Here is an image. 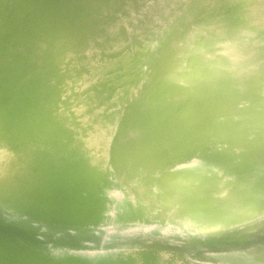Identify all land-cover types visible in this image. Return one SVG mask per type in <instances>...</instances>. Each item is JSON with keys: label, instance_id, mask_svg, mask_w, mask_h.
Returning <instances> with one entry per match:
<instances>
[{"label": "bare ground", "instance_id": "obj_1", "mask_svg": "<svg viewBox=\"0 0 264 264\" xmlns=\"http://www.w3.org/2000/svg\"><path fill=\"white\" fill-rule=\"evenodd\" d=\"M2 1V0H1ZM8 1V0H7ZM11 1V0H10ZM10 1H8L9 3H11V4H13L12 2H14V0H12V2H10ZM19 1V0H18ZM23 1V0H22ZM33 1H37V0H33ZM33 1L31 2L30 1V3H27V4H31V5H28L30 8H31V10H32V12H33V9H37L38 8V6L37 7H34V6H32L34 3H33ZM41 1V0H40ZM39 1V3H43V1L44 0H42L41 2ZM72 0H58L57 2L59 3L58 5L57 4H54V3H56L55 1H53L54 3V5L56 6H58V7H62V9H63V7H64V12H65V7H67V9H69L70 7H71V4L70 3H72L71 2ZM75 1V0H74ZM78 1V0H77ZM77 1L75 2L76 3V5L74 4V2L72 3V5L74 4L75 6H77V8H78V6L79 7H81L82 6V3H80V1H78L80 4H81V6L80 5H77L78 3H77ZM84 1V0H83ZM95 1H97V0H95ZM98 1H100V0H98ZM102 1V0H101ZM109 1V0H108ZM107 0L105 1L104 0V2L105 3H107L108 2ZM112 1V0H111ZM111 1H109L110 3H111ZM116 1V0H115ZM115 1H114V3H115ZM120 1V0H119ZM123 1H125V0H123ZM122 1V2H123ZM129 1V0H128ZM146 1V0H145ZM154 1V0H153ZM167 1V0H166ZM166 1L164 2L165 3V5H167L166 4ZM169 1V4L170 5H168V7L170 8L172 5H174L173 3H175V1L172 3V1L171 0H168ZM194 1H196V0H194ZM201 1V0H200ZM245 1V0H244ZM243 1V2H244ZM247 1V0H246ZM249 1V0H248ZM254 2H255V0H253ZM252 1V2H253ZM263 2H264V0H262ZM261 1V2H262ZM4 2H6V0L4 1ZM4 2H2V4H0V5H5L6 6V3H4ZM25 2V1H24ZM27 2H28V0H27ZM38 2V1H37ZM50 1H48V3H49ZM89 3L88 4H90V2L91 1H88ZM94 2V1H93ZM126 2H127V0H126ZM126 2H124V3H126ZM130 2V1H129ZM133 2H135V0H133L132 1V3H127V4H133ZM156 2H157V0H156ZM192 2H193V0H192ZM21 3V2H20ZM39 3H38V5H39ZM44 3H47V1H45ZM47 3V4H48ZM87 3V1L85 2V4ZM98 3V2H97ZM96 3V4H97ZM102 3V2H101ZM113 3V2H112ZM113 3V4H114ZM117 3H118V1H117ZM139 3V1H136V5ZM141 3H142V1H141ZM160 3H162V2H160ZM159 3V4H160ZM168 3V2H167ZM180 3V2H179ZM178 3V4H179ZM198 3V2H197ZM11 4H9V5H11ZM50 4V3H49ZM52 4V1H51V4L49 5L50 7H53V6H51V5H53ZM91 4H94V3H91ZM103 4V3H102ZM118 4H120V2L118 3ZM118 4H117V8L118 7H120V6H118ZM122 4V3H121ZM127 4H125V5H127ZM144 4V3H143ZM142 4V5H143ZM152 4H154L153 2H152ZM155 4H158V3H155ZM155 4H154V9H155V7L157 6H155ZM159 4H158V6H159ZM176 4V3H175ZM198 4H200V3H198ZM4 5H3V8L5 9V7H4ZM14 5H15V7L17 8V10H19L20 8H18V7H21V5H19V6H17L16 5V2L14 3ZM70 5V6H69ZM72 6L73 8L75 7V6ZM95 5V4H94ZM116 4H114L113 6H114V8L116 7L115 6ZM124 5V6H125ZM134 5V4H133ZM142 5H140V7L142 6ZM145 5V4H144ZM193 5H197L196 4V2H195V4H193ZM243 6L245 5V4H242ZM7 6H8V3H7ZM6 6V7H7ZM12 6V5H11ZM27 6V7H28ZM39 6H41V5H39ZM55 6H54V8H55ZM85 6V5H84ZM91 6V5H90ZM89 5H88V7H90ZM105 6V5H104ZM106 6H107V4H106ZM108 6H109V3H108ZM113 6L111 7V8H109V10L110 9H112L113 8ZM130 5H128L127 7H129ZM152 6V5H151ZM150 6V8H152ZM174 6H176V5H174ZM178 6V5H177ZM198 6V5H197ZM262 6H263V4H262ZM14 7V6H13ZM14 7V9H16ZM43 7H44V4H43ZM83 7V6H82ZM85 7H87V6H85ZM93 7V5L91 6V8ZM100 7H101V4H100ZM99 7V5H98V9L100 8ZM103 7V6H102ZM123 7V6H122ZM126 7V6H125ZM131 7V6H130ZM136 7V6H135ZM180 7V6H179ZM179 7H177V8H179ZM190 7H192V6H190ZM242 7V6H241ZM245 7V6H244ZM10 8V7H9ZM22 8V7H21ZM30 8H27V9H29L30 10ZM33 8V9H32ZM41 8V7H40ZM46 8H48V6L46 7ZM45 7L44 8H42V9H46ZM53 8V9H54ZM57 8V7H56ZM72 8V9H73ZM104 8V7H103ZM106 8V7H105ZM108 8V7H107ZM133 8H134V6H133ZM133 8H131L132 10H134ZM142 8H143V6H142ZM141 8V10H143ZM172 8H173V6H172ZM196 8V7H195ZM198 8V7H197ZM263 8H264V6H263ZM3 9V10H4ZM35 9V10H36ZM39 9V8H38ZM41 9V10H42ZM50 9H52V8H50ZM59 9V8H58ZM58 9L56 10V12L54 11H52V10H49V8H48V10H49V12H53V13H57V11H58ZM71 8L69 9V11H71L72 10ZM76 9V8H75ZM74 9V10H75ZM80 9V8H79ZM84 9V8H83ZM93 9V11L91 10V12L93 13V12H95L94 11V8H92ZM96 9V8H95ZM97 9V10H98ZM126 9V8H125ZM153 9V10H154ZM171 9V8H170ZM175 9V8H174ZM192 9H194V6L192 7ZM240 9H243V8H240ZM7 10H8V8H7ZM11 10H12V8H11ZM29 10L26 12V13H28L27 15H26V19L27 18H29L30 17V19L27 21V20H25L26 21V23L25 24H27V22H29V24H28V26L29 25H31L30 27H32L33 25H34V21H32V22H34L33 23V25H32V23H31V21L30 20H32V19H37V20H39V22L36 20V24L34 25V27H35V29H40L41 30V27L42 26H46V24L44 25V23H43V19L41 18V19H38L37 17H38V13L40 12L39 10V12L38 13H36V16L34 15L35 14V12H31V10H30V14H31V16H30V14H29ZM76 10H78V9H76ZM76 10H75V14H76ZM80 10H82V8L80 9ZM87 10V9H86ZM102 10V9H101ZM104 10V9H103ZM103 10L101 11L102 13H103ZM107 10V9H106ZM106 10H104V11H106ZM115 11H116V9H114ZM121 10V9H120ZM119 10V12H121ZM129 10V9H128ZM128 10H126V11H128ZM138 10V9H137ZM135 11V12H138V11ZM140 10V11H141ZM177 10V9H176ZM183 10V9H182ZM186 10V9H185ZM185 10H183V12L185 11ZM264 10V9H263ZM263 10H261V11H263ZM1 11V10H0ZM6 11V9L4 10V12ZM21 11H23V9H21ZM20 11V12H21ZM62 11V10H61ZM69 11H66L67 12V14H68V12ZM85 11V10H84ZM115 11H113V12H115ZM123 11H125V10H122V14H123ZM126 11H125V13H126ZM134 11H132V13L134 12ZM156 11V10H155ZM170 11V10H169ZM172 11H174V10H172ZM2 13V11L0 12L1 14V16L2 15H4L5 13ZM9 12H10V10H9ZM9 12L7 11L6 12V14L5 15H7V13H8V15L7 16H9V15H13V12L11 13V14H9ZM18 12V11H17ZM20 12H19V14H20ZM48 12V13H49ZM88 13H89V8H88V11H87ZM99 12H100V9H99ZM112 12V11H111ZM117 12H118V10H117ZM116 12V13H117ZM118 12V13H119ZM144 12H146V11H144ZM16 13V12H15ZM14 13V15H16ZM40 13H43L42 11L40 12ZM58 13H60V9H59V12ZM56 14V15H59V16H54V15H47V18L46 19H51L52 17H54L53 19H55V17L57 18V17H59L60 18V16H61V18L63 19L64 18V20L65 19H68L67 17H64V16H67L66 15V13H65V15H64V13L63 12H61L60 14ZM63 13V14H62ZM70 13V12H69ZM78 13H79V10H78ZM77 13V14H78ZM82 13V12H81ZM84 14L86 13V12H83ZM88 13L86 14V15H88ZM95 13H97V12H95ZM102 13H101V16H103L102 15ZM110 13V12H109ZM109 13H104V15H106V14H108L107 16H110L111 17V15L109 14ZM116 13H114L115 15H117ZM120 13V14H121ZM129 13V12H128ZM132 13H129V14H132ZM139 13H141V12H139ZM143 13V12H142ZM141 13V14H142ZM147 13V12H146ZM181 13V12H180ZM215 13H216V11L214 12V14H213V16H212V14H210L211 16L209 17V15H202V16H199L200 17V19H199V23H198V27H194V28H190L189 27V29H187L188 31V33H189V35L188 34H185V33H183V35H188V36H184L185 37V40H183V41H180L179 43H181V44H178V42H177V40L176 41H174L175 40V38H172V39H174L173 41H172V39L171 38H169L168 39V46H170V48L172 47L171 45L172 44H174L175 45V43L176 44H178V48L180 47L179 45H182L183 47H184V45H185V50H187V46H188V42L187 41H189V39H192V37H196V35H195V33L197 32V33H199L200 34V30L201 29H203V28H206V26L207 25H210V24H212V25H217L218 23H223L222 24V26L224 25V27L223 28H219V29H221V30H212V31H210V32H206L205 34L207 35L208 34V36H207V42L208 43H214V44H212V45H210L209 47H213V50H211L212 48H210L209 49V51H210V53H209V55H210V57H213V61H215L216 62V64H214L215 66L214 67H212V66H209V68L208 69H206L207 71H204V69L201 71V72H203L204 71V73L206 72V74H207V72H208V70L210 69V68H213L214 70L215 69H220V67H222V65H226L227 64V62L230 60H237L238 58H240L241 56H243V55H245V54H247V53H249L250 54V52H253V50L255 49V47H254V42H253V37L254 36H257V29L255 28V30H256V32H255V30H246V33L245 34H243L242 36H241V34L243 33V30L242 31H240V32H242V33H240L239 34V32H238V30L237 29H235V28H233L229 23H227L226 22V17L224 18V16L222 15V13L220 14V15H222V16H218L217 14L215 15ZM18 14V13H17ZM25 14V13H24ZM38 14V15H37ZM44 14H46V13H44ZM70 14H72V13H70ZM98 15H99V13H97ZM114 14H113V16H114ZM121 14V15H122ZM147 14H149V13H147ZM172 14H173V12H172ZM178 14V13H177ZM183 14V13H182ZM185 14H187V13H185ZM219 14V13H218ZM12 15H11V17H12ZM28 15H29V17H28ZM32 15L35 17V18H33L32 17ZM42 15V14H41ZM62 15H63V17H62ZM73 15H74V13H73ZM73 15H68V16H70V17H74ZM81 15V14H80ZM90 15V14H89ZM92 15V14H91ZM90 15V16H91ZM95 14H93L92 16H94ZM121 15H120V18H118L119 20L121 19ZM143 15V14H142ZM160 15H163V14H160ZM168 15V14H167ZM176 15V14H175ZM174 15V16H175ZM215 15V16H214ZM7 16L5 17V19L7 20H9V18H7ZM17 16V15H16ZM24 15H22V16H19L18 15V17H20V18H22ZM76 16V15H75ZM85 15H83L82 17H84ZM95 16H97V15H95ZM100 16V17H101ZM106 16V17H107ZM118 16V15H117ZM122 16H125V15H122ZM127 16V15H126ZM131 16V15H130ZM133 16V15H132ZM136 16L137 15H135L134 17L136 18ZM138 16L140 17V15L138 14ZM145 16H146V14H145ZM144 15L143 16H141L140 17V19H143V17L144 18H146ZM149 16H150V14H149ZM148 16V17H149ZM186 16V15H185ZM263 15L261 14V17H262ZM32 17V18H31ZM44 19H45V17H44V15L42 16ZM99 17V16H98ZM116 17V16H115ZM115 17H113L112 19L113 20H116V21H118L119 22V20H117V18H115ZM128 17V16H127ZM133 17V18H134ZM152 17V16H151ZM164 17V15L161 17V18H163ZM176 17V16H175ZM187 17V16H186ZM190 17H191V15H190ZM255 18L254 19H256V16H254ZM257 17H259V16H257ZM2 18L4 19V17L2 16ZM15 18V17H14ZM14 18H10V20L12 21V20H14ZM24 18V17H23ZM40 18V17H39ZM80 18H81V16H80ZM85 18H89V16H87V17H85ZM97 18V17H96ZM95 17H93V18H89L88 20H84L85 21V23H87V24H84V22H83V20H82V22H83V24H84V26H83V24L82 23H75L73 20H72V22L73 23H75V25H77V27H79V26H81L80 27V30L79 29H77L78 31H81V28L83 29V31L85 32V26L87 25V26H89V28H92L91 30H92V32H94V34H92L91 33V31H90V33H89V35L90 36H92V35H94V36H96L97 34H101V37H98V39L99 40H102V41H104L105 42V40H103L104 38H105V36L106 35H104V34H102L101 32H100V26H99V22H98V19H100V18H98V19H96ZM104 18V17H103ZM108 19H109V17H107ZM115 18V19H114ZM130 19L132 18V17H129ZM128 18V20L130 21V19ZM150 18V17H149ZM165 18H167L166 16H165ZM188 18V17H187ZM262 18H264V17H262ZM1 19V18H0ZM3 19H2V21H3ZM45 19V20H46ZM53 19H51V22H52V20ZM71 19V18H70ZM73 19V18H72ZM77 19H78V17H77ZM83 19V18H82ZM111 19V20H112ZM123 19V18H122ZM147 19V18H146ZM146 19H143V20H145L146 21ZM153 19V18H152ZM174 19V18H173ZM189 20H188V22L190 21V18H188ZM18 20V19H17ZM23 19H21V21H22ZM42 20V23L43 24H41L40 23V21ZM44 20V21H45ZM81 20V19H80ZM138 20V17H137V19L136 20H134V22L135 21H137ZM169 20H171V18L169 19ZM178 20V19H177ZM179 20L181 21V19L179 18ZM178 20V21H179ZM183 20V19H182ZM1 21V20H0ZM1 21V22H2ZM18 21H20V20H18ZM18 21H14V23H16V22H18ZM75 21H76V19H75ZM78 21V20H77ZM106 24H107V20L105 21V20H103ZM110 21V20H109ZM115 21V24L117 23ZM120 21H122V20H120ZM127 21V20H126ZM131 21L133 22V20L131 19ZM142 20H140V21H137V22H141ZM150 21H152L153 22V20H151L150 19ZM168 21V20H167ZM184 22H185V18H184V20H183ZM243 21V20H242ZM6 22H8V21H6ZM13 22V21H12ZM12 22L10 23V24H12ZM47 23V25L48 24H50V26H53V24H55L56 25V23H57V25H59L58 23V20H57V22H56V20H53V24L52 23ZM56 22V23H55ZM61 22H62V20H61ZM60 22V23H61ZM64 22V21H63ZM66 22L68 23V22H70L71 23V25L73 24L71 21H68V20H66ZM79 22H81V21H79ZM102 22V21H101ZM100 22V23H101ZM114 22V21H113ZM112 22V24H114ZM128 22V21H127ZM126 22V23H127ZM134 22L132 23V24H134ZM148 22V21H147ZM161 22V21H160ZM166 22V21H165ZM19 23H21V22H18V24H17V26H19ZM23 24H24V21L22 22ZM105 23L103 24V25H105ZM109 23V22H108ZM111 23V22H110ZM120 23V22H119ZM131 23V22H130ZM144 21H143V24H142V26H143V28H144ZM155 23V22H154ZM162 23V22H161ZM189 23H191V22H189ZM243 23V22H242ZM241 23V24H242ZM245 23V22H244ZM2 24H4V23H2ZM1 24V25H2ZM22 24V25H23ZM21 25L20 26V29H25L26 27H28V26H26V25ZM52 24V25H51ZM62 24V23H61ZM121 24H124V26H126L125 25V23L122 21V23ZM136 24V26H137V28H141V27H139L140 25H141V23L139 24V25H137V23H135ZM148 23H146L145 25H147ZM166 24H167V22H166ZM166 24H164L163 25V27L166 25ZM170 24H171V21H170ZM185 24V23H184ZM187 24V23H186ZM185 24V25H186ZM197 24V23H196ZM240 24V25H241ZM4 25H6V26H8L7 24H4ZM12 25H15V24H12ZM57 25H56V27H54L53 26V28H55V30L56 29H58V30H60V26H62V25H60L58 28H57ZM70 25V26H71ZM101 25V24H100ZM120 25V24H119ZM129 25V23L127 24V26ZM172 25V24H171ZM171 25H169V26H171ZM173 25H175V24H173ZM178 25V24H177ZM180 25V24H179ZM184 25V26H185ZM188 25V24H187ZM190 25V24H189ZM188 25V26H189ZM245 25V24H244ZM16 26V25H15ZM24 26H25V28H24ZM49 26V27H50ZM68 26V25H67ZM67 26H65V27H67ZM86 26V27H87ZM115 26V25H114ZM131 26V25H130ZM129 26V28H131ZM155 27L154 25H153V23H152V25H150V27L149 26H147L149 29H151L152 30V28L151 27ZM156 26H158V25H156ZM161 26H162V24H161ZM160 26V27H161ZM181 26V25H180ZM191 26V25H190ZM239 26V25H238ZM0 27H2V26H0ZM5 27V26H4ZM4 27H2L1 29L4 31V32H6L7 31V28H6V31L4 30ZM10 27V26H9ZM22 27V28H21ZM63 28H64V25L62 26ZM61 27V28H62ZM110 26H108V28H106V29H110V31H108V32H111V30L113 29V27H112V29L111 28H109ZM117 27H119V26H117L116 25V27H114L115 29H117V30H119L120 31V29H118ZM121 27V26H120ZM146 27V26H145ZM159 27V26H158ZM159 27V28H160ZM166 27H167V25H166ZM171 27H173V28H175V26H171ZM208 27V26H207ZM245 27V26H244ZM249 27V26H248ZM251 27V26H250ZM253 27V26H252ZM11 28H12V26H11ZM10 28V29H11ZM20 33L21 32H23V31H25V30H19L17 27H15ZM47 27H45V29H46ZM62 28V29H63ZM69 28H71V27H69L68 26V29ZM98 28L100 29V30H98ZM105 28V27H104ZM104 28H102V32H103V29ZM124 28V27H123ZM133 28V27H132ZM136 28V29H137ZM168 28V27H167ZM166 28V29H167ZM218 28V27H217ZM236 28H238V27H236ZM10 29H8V30H10ZM15 29V30H16ZM27 29V28H26ZM37 29V30H38ZM44 29V28H43ZM41 30L42 31V33H44L45 31H49V30ZM66 30V32L68 31V32H70V33H65V36H66V34H70L69 36H71L72 34H75L74 32L76 31V29L74 28H71L70 30H72L73 32L71 33V31L70 30ZM147 29V28H146ZM155 29V28H154ZM162 29V31H164V29H165V27H164V29L163 28H161ZM208 29H209V27H208ZM208 29H206L207 31H209ZM243 29V28H242ZM245 29V28H244ZM12 30V29H11ZM10 30V31H11ZM13 30H14V28H13ZM12 30V31H13ZM15 30L12 32V33H14L15 32ZM52 30V29H51ZM50 30V31H51ZM57 30V32H58V34L56 35V36H58L60 33H59V31ZM87 30V29H86ZM95 30V31H94ZM122 30V29H121ZM125 30H127L126 28H125ZM129 30V29H128ZM135 30V28L134 29H132V31H134ZM144 30H145V28H144ZM148 30V29H147ZM157 30V29H156ZM168 30V29H167ZM169 30H171V28L169 29ZM173 30L174 29H172L171 31L173 32ZM176 30V29H175ZM3 31H1L0 30V32H3ZM18 31H16L17 33H18V35H20L19 34V32ZM31 30H29V32H30ZM32 31H34L33 30V27H32ZM61 31V30H60ZM63 31V30H62ZM65 31V30H64ZM64 31H63V33H64ZM77 31V32H78ZM83 31H81V32H83ZM113 31H115L114 29L112 30V32ZM123 31V30H122ZM121 31V32H122ZM132 31L129 33L128 31H127V33L128 34H131L132 33ZM154 32H155V30H153ZM153 31H149V32H151V33H153ZM186 31V30H185ZM200 31V32H199ZM262 31V30H261ZM261 31H259V33L261 32ZM15 32V35H16V38L17 37H19L18 35H17V33ZM38 32L39 31H34L33 33H35V35H37L38 34ZM53 32V31H52ZM50 33V34H52L53 35V33ZM56 32V31H55ZM54 32V33H55ZM76 32V33H77ZM84 32H83V34H84ZM100 32V33H99ZM105 32V31H104ZM135 32H139V29H137L136 31H134V34H135ZM149 32H147V34H151V33H149ZM156 32H158V31H156ZM156 32H155V34H156ZM161 32V30L159 31V33ZM165 32H167L168 33V31H166L165 30ZM171 32V33H172ZM179 32V31H178ZM7 33L8 32H6V36H8L7 35ZM11 33V34H12ZM28 33V31L26 32V34ZM31 33V32H30ZM33 33L31 34V35H33ZM37 33V34H36ZM86 33L88 34V30L86 31ZM114 33V32H113ZM113 33H111V35L113 34ZM126 33V32H125ZM137 33H136V35H137ZM141 33H143V32H141ZM146 33V32H145ZM164 33V32H163ZM162 33V35H164ZM1 34V33H0ZM10 34V35H11ZM23 34H25V33H23ZM21 35V36H24L23 38L24 39H26V34L25 35ZM29 34V33H28ZM79 34V33H78ZM82 34V36L81 37H84V35ZM117 34H119V33H117V31H116V34L115 35H117ZM122 34V33H121ZM140 34V33H139ZM158 34V33H157ZM172 34H175V33H172ZM177 35L179 34V33H176ZM218 34V35H217ZM256 34V35H255ZM2 35V34H1ZM4 35V34H3ZM2 35V39H3V37L5 36H3ZM10 35H9V37H10ZM14 35V36H15ZM35 35H33V37H32V39L33 38H35ZM39 35H40V33L38 34V36H36V37H39ZM42 35V34H41ZM40 35V36H41ZM45 35H46V33L43 35V37H45ZM49 35V34H48ZM63 36H64V34H62ZM114 35V34H113ZM112 35V37L110 36V34H109V36L111 37V38H113L114 36ZM123 35V34H122ZM124 35H127V34H124ZM132 35L133 34H131V35H129V36H131L132 37ZM135 35V36H136ZM143 35V34H142ZM146 35V34H145ZM154 35V34H153ZM161 34H159V36H160ZM168 35V34H167ZM167 35H165V37L167 36ZM180 35H182V34H180ZM205 35V36H206ZM29 36H30V34H29ZM56 36H55V34H54V36H49V37H55V38H53V39H59V38H62L61 36L59 37V38H56ZM65 36H64V38H65ZM68 36V35H67ZM73 36V35H72ZM71 36V37H72ZM76 36H78V35H76ZM87 36V35H86ZM86 36H85V38H86ZM89 36V37H90ZM102 36H103V38H102ZM119 40H121V35L119 34ZM129 36H124V37H129ZM138 36H140V35H138ZM146 36H148V35H146ZM150 36V35H149ZM172 36V35H171ZM173 36H175L176 37V35H173ZM179 36V35H178ZM219 36H221L222 38V40H219L217 37H219ZM261 36H262V34H261ZM1 37V36H0ZM11 37H13V34H12V36ZM42 37V36H41ZM40 37V38H41ZM48 37V36H47ZM79 37H80V35H79ZM78 37V38H79ZM89 37H88V39H89ZM107 37V36H106ZM144 37V36H143ZM161 37V36H160ZM182 37V36H181ZM259 37H260V35H258V40H256V41H259ZM5 38V37H4ZM20 38V37H19ZM29 38H31V37H29ZM40 38H38L39 39V42L40 41H42ZM75 37L73 36V39H74ZM77 38V40L75 39V40H73V47H75L74 46V43L76 42V41H78L79 39L80 40H82L81 38H79L78 39ZM85 38H84V40H85ZM117 38V40H118V37H116ZM116 38H114V39H116ZM130 38V37H129ZM133 38H135V37H133ZM147 38H149V37H147ZM153 37H151L150 39H152ZM154 38H156L155 37V35H154ZM163 38L164 37H161V39H162V41H163ZM255 38H257V37H255ZM263 38V37H262ZM8 39V37L6 38V40ZM22 39V38H21ZM31 39V40H32ZM36 40H37V38H35ZM35 39H33V40H35ZM45 40H47L46 39V37L44 38ZM65 39H69L68 37L67 38H65ZM59 40V41H62V44L65 46L66 44H69V43H67V40ZM93 40H95L96 39V37H94V38H92ZM92 39H90V40H88V42L89 41H91L92 42V44H91V42H89L91 45H93V40ZM125 39V42H126V38H124ZM131 39V38H130ZM141 39V38H140ZM140 39H138V40H140ZM143 39V38H142ZM146 39V38H145ZM160 39V40H161ZM166 39V38H165ZM164 39V40H165ZM176 39H179V38H176ZM183 39V38H182ZM233 40L232 42H231V44H229V42H230V40ZM251 39H252V44L250 45V43H251ZM1 40V39H0ZM3 40H5V39H3ZM16 40V39H15ZM27 40V39H26ZM28 40H30V39H28ZM45 40L44 41H42V42H45ZM54 40V41H55ZM70 40V39H69ZM84 40H83V42H84ZM97 40V39H96ZM108 40V41H107ZM107 42H109V40L111 41H113V39H108V37H107ZM119 40H118V42H119ZM137 39H135V40H133V42L131 41V40H129L128 42H129V44H130V41H131V43H133L134 45H135V42H137L136 41ZM147 40V39H146ZM157 40H158V38H157ZM157 40H155V41H157ZM160 40H158V42L160 41ZM181 40V39H180ZM255 40V39H254ZM261 40V39H260ZM18 41V42H17ZM17 41H15V42H17L16 44H15V42H14V44L17 46L18 45V43L20 42V41H22V40H17ZM50 41V40H49ZM48 41V43H50L49 44V47L53 44V43H51L52 41H50L49 42ZM64 41H66L65 43L66 44H64ZM72 41V40H71ZM71 41H70V44H69V46H71ZM86 41V40H85ZM115 41V40H114ZM124 41V40H123ZM135 41V42H134ZM144 41V40H143ZM155 41H153L154 42V44L153 45H157V43H155ZM166 41V40H165ZM179 41V40H178ZM206 41V40H205ZM205 41L203 42V40H202V43L204 44L205 43ZM263 41V40H262ZM24 42V41H23ZM32 42V48L33 47H37V45H40V44H43V46H38L39 48L41 47V48H43V47H46L47 45H45L44 46V43H40V44H37V43H39V42H36L35 43V45L33 44L34 42L33 41H31ZM69 42V41H68ZM81 42L80 44H79V42H78V44H79V49H80V46H84V44L86 43V42ZM87 42V43H88ZM96 42H98V41H96ZM101 42V41H100ZM146 41H144V43H145ZM152 42V41H151ZM150 42V43H151ZM152 42V43H153ZM171 42H173L172 44H171ZM186 42V43H185ZM193 42V41H192ZM264 42V41H263ZM26 43V42H25ZM22 44L21 46H23V45H26V44ZM28 43V42H27ZM58 43V42H57ZM60 43V42H59ZM103 43V42H102ZM121 43V42H120ZM149 43V42H148ZM151 43V44H152ZM167 43H164V45H166ZM188 43V44H187ZM255 43H257V42H255ZM13 44V43H12ZM21 44V43H20ZM20 44H19V46H20ZM28 44H31V43H28ZM37 44V45H36ZM54 44H56V43H54ZM54 44L52 45V46H54ZM76 45H78L77 43H75ZM82 44V45H81ZM105 44H106V42H105ZM113 44V43H112ZM112 44H111V46L110 45H108L110 48H112V49H108L109 47H106L108 50H109V53H110V50H113L112 51V53H116V52H114V51H116L117 49H119V45H118V48L116 49L115 47H117V44H116V46L115 45H113V46H115L114 48H113V46H112ZM128 44V43H127ZM127 44H126V48H130L129 46H127ZM136 44H138V43H136ZM142 43H140V45H141ZM149 45V46H152V47H149V49L151 50V48L153 49V48H155L156 47V45H155V47H153V45ZM159 44V43H158ZM187 44V45H186ZM205 44H207V43H205ZM10 47H13V51H14V45H11L10 43L8 44ZM62 45V46H63ZM98 45L101 47V49H102V47H103V45L100 43V44H98L97 43V45L95 44V46H97L98 47ZM107 45V44H106ZM131 45V44H130ZM163 45V44H162ZM173 45V46H174ZM201 45V47L199 48L198 46V49H201L202 48V44H200ZM253 45V50L250 48L251 46ZM257 45V44H256ZM261 45H263V44H261ZM6 46V45H5ZM19 46L18 47H15V51L14 52H16L15 54H17V50H16V48H19ZM20 46V47H21ZM68 46V45H67ZM86 46V45H85ZM84 46V48L86 49V50H88L87 49V46L85 47ZM89 46V45H88ZM94 46V45H93ZM121 46H122V44H121ZM136 46V45H135ZM143 46V45H142ZM142 46H140L142 49H143V51H142V53H144V49L146 48L147 49V47L145 46V48L144 47H142ZM181 46V47H182ZM204 46V45H203ZM206 47H208V44L207 45H205ZM258 46V45H257ZM25 47H31V45L30 46H25ZM25 47H23V48H25ZM48 47V48H49ZM97 47H94V48H97ZM99 47V48H100ZM132 47V46H131ZM139 47V46H138ZM158 47V46H157ZM156 47V48H157ZM161 48H159V50L160 49H162L163 47L162 46H160ZM166 47V46H165ZM182 47V48H183ZM263 47H264V45H263ZM263 47H262V49H263ZM7 48L9 49V47L7 46ZM38 48V49H39ZM47 47H46V49L48 50L47 52H46V55H48V52L50 51H52V50H50V48L48 49ZM57 48H60V47H58L57 46ZM56 48V50L58 51V49ZM92 48V47H91ZM91 48H90V50H89V52L88 53H93V50H91ZM103 48H105V46L103 47ZM105 48V49H106ZM157 48V49H158ZM168 48V47H167ZM176 48V47H175ZM174 48V49H175ZM6 49V47L4 48V50ZM8 49H7V54L9 55L8 57L6 56V54H3L2 56L0 55V57L1 58H3V59H5V62L6 61H10L8 58L10 57V59L13 61L14 59H15V61L19 58V55H21L22 53H20V51L22 52V50H20V49H22V48H20L19 50L20 51H18V53L19 54H17V56H15V57H17V58H15L14 56L13 57H11V55L13 54L12 52L13 51H11V50H9L11 53H9V51H8ZM10 49H12V48H10ZM29 49H31V48H29ZM46 49H45V51H46ZM51 49H55L54 47H51ZM61 50H63V49H65V48H60ZM60 49H59V51L58 52H60ZM75 49V48H74ZM115 49V50H114ZM122 49H124V48H121L120 50H122ZM131 49V48H130ZM137 49V48H136ZM135 49V50H136ZM141 49V50H142ZM166 49V48H165ZM165 49H163V50H165ZM169 49V48H168ZM181 49V48H180ZM197 49V48H196ZM259 49H260V51L262 50L261 49V46L259 45ZM258 49V50H259ZM2 50H3V48H2ZM23 50H26V49H23ZM36 50H37V48L35 49V53L33 52V54H36L37 52H36ZM71 50V49H70ZM77 50V49H76ZM98 50V49H97ZM97 50H95V54L94 55H96V51ZM107 50V51H108ZM125 50V49H124ZM127 50V49H126ZM133 50H134V48H133ZM138 50H139V52H140V48H138ZM149 50V51H150ZM184 49H181L180 51H183ZM257 50V49H256ZM255 50V51H256ZM32 51H34V48L31 50V52ZM38 51V50H37ZM40 51V54H41V51H42V53H43V51H44V49H41V50H39ZM66 51L67 52H69L67 49H66ZM72 51V50H71ZM71 51H70V53H68V54H72L71 53ZM81 51V54H80V57H79V54H78V57H79V59H81V56H82V53L85 51L84 49H83V52H82V49L80 50ZM100 51V53H107L105 50H103V51H105V52H101V50H99ZM130 52H131V50H129ZM148 51V52H149ZM155 51L156 52H158L156 49H155ZM174 51H176V50H174ZM177 51H179V50H177ZM180 51H179V53H180ZM194 51V50H193ZM204 51H206L207 52V49L205 50H203V52ZM208 51V52H209ZM259 51V52H260ZM263 51V50H262ZM5 52H6V50H5ZM24 52V55L28 52V50H27V52L26 51H23ZM49 52V53H50ZM52 52H54V53H56L55 51H52ZM62 52V51H61ZM63 52H64V50H63ZM86 52V51H85ZM127 52V51H126ZM134 52V51H133ZM138 51H137V53L136 54H138L139 53ZM146 52L147 51H145V53L144 54H146ZM151 52H154V51H151ZM161 52H163V51H161ZM160 52V53H161ZM165 52V51H164ZM186 52V51H185ZM192 52V51H191ZM190 52V53H191ZM196 52V51H195ZM39 53V52H38ZM77 53H80V52H77ZM87 53V54H88ZM97 53H98V51H97ZM118 53H120V52H118ZM121 53H123V51L121 52ZM159 53V54H160ZM176 53H178V52H176ZM175 53V54H176ZM178 53V54H179ZM190 53L188 52L187 53V55L189 54L190 55ZM31 54V53H30ZM37 55V56H41L42 57V55ZM44 54H45V52H44ZM58 54V53H57ZM56 54V56H55V54L53 55V57H56V58H58V56H60V54H58L57 55ZM66 55H67V53H65ZM75 54V53H74ZM85 54V53H84ZM92 54V55H93ZM102 54H101V56H102ZM113 54V55H114ZM144 54H142V55H144ZM149 54H150V52H149ZM149 54L147 55V58H148V56H149ZM158 54V53H157ZM167 54V53H166ZM177 54V55H178ZM181 55H182V53H180ZM196 54V53H195ZM253 54V53H252ZM252 54H251V56H252ZM254 54H256V55H258V57L261 59V57L264 55V52H260V54L262 55H260L259 53H258V51L256 52V53H254ZM5 55V56H4ZM23 55V56H24ZM51 54H49V56H50ZM63 55H64V53H63ZM66 55H64V57H66ZM90 55V54H89ZM112 55V54H111ZM113 55H112V58H113ZM118 55H120L121 56V54H118ZM118 55L116 56L117 57V59L119 58H121V57H118ZM123 56L125 55V54H122ZM141 55V56H142ZM154 54H151V56H153ZM156 55V54H155ZM154 55V56H155ZM185 55V54H184ZM194 55V54H193ZM192 54H191V56L192 57H194ZM206 55V54H205ZM4 56V57H3ZM22 55H21V57H23ZM26 56H27V54H26ZM31 56V58L29 59L30 61L32 60V59H34V58H32V54L30 55ZM34 57H35V55H33ZM69 56H72V55H69ZM75 56V55H74ZM87 56L88 55H86V57L85 58H87ZM100 54L98 53V55H97V58L95 57V56H91V60L89 59L88 61H87V59H85L86 61V64L83 62L82 63V61L84 60H80L81 61V65H84L85 64V70L87 71V73H88V71H90V69H91V75H92V68H94V70L95 69H97L98 70V72H96L97 73V75H98V77L100 78H94V76L92 75V77H93V79H97V81H99V80H101L102 81V79H104L103 80V82L104 81H106L105 83H108V82H111V78L109 79L108 77H107V75H111V73H112V75H113V73H114V71L116 72V69L115 68H117L116 66L118 65V63H116L115 62V64H110V62H108L110 65H108V63L106 64L105 62L107 61L106 60V57H108V53H107V56H105L104 58H105V62L104 61H102L103 60V57H102V60H97V59H99L100 57ZM122 56V57H123ZM130 56V55H129ZM129 56L127 55V57L129 58ZM137 57H138V55H136ZM158 56H160V55H158ZM158 56H156L157 58H158ZM163 56V54L161 55V57ZM180 56V55H179ZM178 56V62L177 63H179L180 61H179V59H180V57ZM191 56L189 57V58H191ZM203 56H204V54H203ZM246 56V55H245ZM6 57H7V59H6ZM28 58H29V54H28V56H27ZM26 57V59H28ZM41 57H39L38 58V60H36V61H38V62H41V60H40V58ZM77 57V56H76ZM75 57V58H76ZM83 57H84V55H83ZM130 57H133V59H135V58H137V57H134L133 56V54H132V56H130ZM172 57V56H171ZM187 57V56H186ZM210 58L209 56H204V58ZM1 58H0V64H5V65H3L4 66V68H2V67H0L1 69V71L2 70H5V66H6V70H8L9 69V66L10 67H12L13 68V65H15L16 63H19L20 61H21V59L19 60L18 59V61L19 62H15V64L14 63H12V66L11 65H9L8 64V62L7 63H3V61L4 60H2L1 61ZM25 58V57H24ZM43 58V57H42ZM68 57H66L65 59H67ZM109 58H111V57H109ZM109 58H107L108 59V61H109ZM114 58H115V56H114ZM113 58V59H114ZM124 59L126 58V57H123ZM122 58V59H123ZM125 59L124 61L126 62L127 60L128 61H130V60H133V59ZM146 57L145 56H142L141 58H139V59H141L142 60V63H147L148 62V59L146 58V61L144 62V60L143 59H145ZM155 58V57H154ZM153 58V59H154ZM160 58V57H159ZM158 58V59H159ZM188 58V57H187ZM195 58V57H194ZM193 58V59H194ZM247 58V57H246ZM250 58V57H249ZM263 58H264V56H263ZM262 58V59H263ZM45 59L46 58H44V60L43 61H45ZM62 59L63 60H61V56H60V62H61V64H62V62L64 61V58H63V56H62ZM76 59H78V58H76ZM78 59V60H79ZM94 59H96L97 61H98V63L96 62V63H94L95 62V60ZM101 59V58H100ZM122 59L120 60V61H117V62H121L122 61ZM138 59V60H139ZM156 59V58H155ZM163 58H161V60H162ZM164 59H167V58H164ZM193 59H191V61H193ZM251 60H252V58H250ZM261 59V60H262ZM35 60H32L33 62L35 61ZM54 61H55V59H53ZM57 60V59H56ZM68 60V59H67ZM72 60V59H71ZM74 61H75V59H73ZM72 60V61H73ZM94 60V61H93ZM110 60H112V59H110ZM116 60V59H115ZM170 60V58H168V60H166V61H169ZM172 60V59H171ZM175 60V59H174ZM174 60H172L173 62H174ZM177 60V59H176ZM194 60H196V58L194 59ZM240 60V59H239ZM251 60H249L250 61V65H252V63H251ZM254 60V59H253ZM252 60V61H253ZM24 61H26V60H23V61H21L20 63H22V62H24ZM35 61V62H36ZM49 64H50V61H49V59L48 60H46ZM72 61H70V65H71V62ZM128 61H127V63L126 64H128ZM140 61V60H139ZM138 61V62H139ZM149 61H150V58H149ZM155 61V60H154ZM154 61L152 62V63H154ZM164 60H162L161 62H163ZM172 61H170V62H172ZM182 61V60H181ZM199 61V60H198ZM2 62V63H1ZM26 62H28L29 63V61H26ZM47 62H44V64L45 63H47ZM53 62V61H52ZM57 62V61H56ZM58 62H59V58H58ZM58 62H57V64H58ZM65 62H67V61H65ZM77 62V65L79 64L78 63V61L76 60L75 61V63ZM124 62V63H125ZM133 62H135L134 60L132 61V65L134 64ZM138 62L137 63H135V65L136 64H138ZM150 62V63H151ZM157 62H160V61H156V63ZM158 63L159 64V66L161 67V65L163 66V68L161 67H159V66H156L157 64L156 63H154V64H156V65H154V66H156L157 68L159 67L161 70H163V71H160V72H162V74H163V72H165L166 71V73H167V71H168V69L170 68L169 66V63L167 62L166 63V65L169 67H167L166 66V68H164L165 67V62L164 63ZM172 62V63H173ZM197 62V61H196ZM19 63V64H20ZM27 63V64H28ZM42 63V62H41ZM69 63V62H68ZM75 63H72V66L75 64ZM122 63H123V61H122ZM142 63H141V65H142ZM145 63V66L146 65H149L150 63L148 62L147 64ZM230 63V62H229ZM232 63H235V62H231V64ZM256 63V62H255ZM255 63H253V64H255ZM263 63H264V60H263ZM7 64H8V66H7ZM24 64L25 63H23V66H21L20 68H22V67H24V68H26V66H24ZM26 64V65H27ZM30 64H31V62H30ZM44 64L42 63V66H44ZM48 64V65H49ZM60 63H59V65H61ZM63 64H65V63H63ZM67 64V63H66ZM66 64L65 65H61V66H59V65H57V66H59V68H63L64 66H66ZM120 65H122L121 63H119ZM126 64H125V66H123V67H126ZM131 64H129V65H131ZM140 64V63H139ZM136 65L135 67H139V66H141V65ZM258 64V65H257ZM257 64L255 65V66H258V67H260L259 68V70H262V74H260V75H263L264 74V68H261V65H259L260 63H258L257 62ZM262 64V63H261ZM17 65V64H16ZM21 65V64H20ZM34 65H35V63H34ZM39 65V64H38ZM37 64L35 65V67L37 66V68H35L36 69V73H38L37 72V69L39 70V69H41L42 70V72L43 73H45V72H50V70H51V68L49 69L48 67H47V65L46 66H44L45 68H48V70L49 71H45L44 70V67L43 68H38V67H40L41 65H39L38 66ZM69 65V64H68ZM80 64L78 65V67H76V70L74 69L73 70V72H72V70H70V68H75V67H70L69 66V68L68 69H66V71L65 72H63V71H61V73H59L60 71H58L57 72V74H60V76L58 77L56 74H55V76H57L58 77V81H57V79L55 78V76L54 77H52L53 79H55L54 80V82L55 81H57L56 83H58L59 84V78L63 75V76H66L65 75V73L66 72H68L69 70L72 72V76H74L75 77V75H73V74H85V73H83V70H81L82 71V73L79 71L80 70V68H79V66H81ZM120 65H118V66H120ZM129 65H127V67L129 66ZM152 65V64H151ZM183 65V63L182 64H178V66H182ZM228 65V64H227ZM235 66H237V69H239L238 68V65H236V64H234ZM233 65V66H234ZM249 65V67H252V66H254V65H252V66H250ZM1 66V65H0ZM18 67H19V65H17ZM30 66V65H29ZM28 65H27V68H30V70L31 69H33L31 66H32V64H31V66L29 67ZM50 67H52V66H54V65H49ZM143 66V65H142ZM150 66V65H149ZM154 66H153V68H154ZM234 66V67H235ZM7 67H8V69H7ZM55 67H56V64H55ZM82 67V66H81ZM96 67V68H95ZM126 67V68H127ZM130 67H131V69H132V67H134V65L133 66H129V68H127L128 70L130 69ZM147 67V66H146ZM146 67H144V68H142V69H144V72L142 73V72H140V73H142V75L143 74H145L146 75V77H144V75L142 76V78H140V77H138L139 78V80H144V79H147L148 80V82L149 81H151V78H155V77H153V76H155L156 74L155 73H157V74H160V73H158V69L156 70V71H154V69H151L152 68V66H151V68H148L147 67V69L145 70V68ZM156 67H155V69H156ZM183 67H185V66H182V68L181 67H179L181 70L183 69ZM228 67H231V69L233 68L232 66H230V64H229V66ZM228 67H226V68H228ZM248 67V68H249ZM263 67H264V65H263ZM16 67L14 66V70L16 71L18 68H16ZM19 68V69H20ZM58 70H59V68L58 67H56ZM78 68H79V70H78ZM119 68V67H118ZM117 68V69H118ZM140 68V67H139ZM179 68H178V70H179ZM242 67L240 66V69H241ZM13 69L10 71V70H8V71H6L7 72V74H6V72H4V71H2V72H4L5 73V75L7 76L8 75V73L9 72H11V73H14L13 72ZM18 69V70H19ZM125 69V68H124ZM123 69V71L124 72H121V74H123V73H125V70H126V72L128 71L127 69H125L124 70ZM138 69V68H137ZM137 69L135 70V68H133L132 70L134 71V72H131V70H130V74H131V76H132V73L134 74V76L136 75V76H140V75H137V73H138V71H137ZM141 69V70H142ZM219 69H218V71H219ZM230 68H228V70H229ZM230 69V70H231ZM235 69V68H234ZM258 69V68H257ZM24 70H26V69H24ZM24 70H23V72H24ZM27 70H29V69H27ZM40 70V71H41ZM45 72H44V71ZM62 70H64V68L62 69ZM68 70V71H67ZM93 70V71H94ZM96 70V71H97ZM122 70V67H121V69H120V71ZM141 70H139V71H141ZM165 70V71H164ZM221 70V69H220ZM224 70V74H222V71ZM222 71H220L221 72V78H219L218 79V81H220V85H222V86H230L231 87V89H234L235 87H243V86H245L248 82H251L252 81V79H253V74L254 73H261L260 71H255V69L253 70V69H251V70H245L244 72H242L241 70H239L241 73H242V75H241V73H239V71H237L236 70V73L238 72L239 73V75L238 74H236V75H233V73H235V72H229V74L226 72L225 73V69H223ZM233 70V69H232ZM1 71H0V77L2 76V74H3V76H5L4 75V73H1ZM19 71H22V69L21 70H19ZM32 71V70H31ZM53 71V68H52V70H51V75H52V73L54 74V72L56 71V69H54V71ZM69 71V72H70ZM77 71L79 72V73H77ZM119 71V70H118ZM117 71V72H118ZM143 71V70H142ZM217 71V72H218ZM23 72H22V75H21V82H23L24 83V81H25V79H27L26 77L28 76L29 77V75H26V77H25V74H27V73H31V72H27V71H25V73L23 74ZM27 72V73H26ZM34 72V74H32ZM33 72L31 73L32 75H35L36 73H35V71L33 70ZM68 72V73H69ZM75 72V73H74ZM95 72V71H94ZM137 72V73H136ZM169 72V71H168ZM215 72H216V70H215ZM16 73H18V71H16ZM16 73H15V77H16ZM40 73V72H39ZM43 73H41L40 75H42ZM56 73V72H55ZM64 73V74H63ZM87 73L85 74V75H87ZM119 73V72H118ZM129 73V72H128ZM139 73V74H140ZM204 73H202V74H204ZM233 75V76H235L236 78L239 76V78L237 79V80H231L230 78L231 77H229V75H231V74ZM62 74V75H61ZM80 74H79V76H80ZM94 74V73H93ZM116 74L117 73H115L114 74V77L116 76ZM120 74V73H119ZM119 75V76H121L120 78L122 79V81H123V77H122V75ZM170 74V73H169ZM168 74V76H171V75H169ZM206 74H204L205 76H206ZM10 75H13V74H9L8 75V77L10 78ZM19 75H20V72H19ZM19 75L17 74V76L19 77ZM24 75V78L22 77ZM37 75V74H36ZM35 75V76H36ZM40 75H38L39 76V79H40ZM46 73H45V76L43 77V75H42V77H41V82L39 81V80H37V81H39L40 83H42V78H44L45 79V77H46ZM50 75V74H49ZM48 75V78L51 76H49ZM68 75V74H67ZM71 74H69L68 76H70ZM83 76L84 78H86V77H88L89 76V78H92V77H90L91 75H90V73H89V75H87V76ZM96 75V74H95ZM97 75H96V77H97ZM111 75V77H113ZM126 76V74H123V76ZM219 75H220V73H219ZM238 75V76H237ZM241 75V76H240ZM3 76H2V79H4L3 78ZM5 76V79L6 78H8V77H6ZM14 76V75H13ZM13 76H11V77H13ZM53 76V75H52ZM62 76V77H63ZM71 76V78H73ZM78 75H76V77H79ZM118 76V75H117ZM157 76V78H158V76H160L161 78H164L165 76L167 77V75H165V73H164V75H162L161 76V74L160 75H156ZM164 76V77H163ZM33 77L34 76H32V77H30V78H28V81H29V79H32L31 81H34L33 80ZM75 77V78H76ZM83 77L82 78H80V80L82 79L83 80ZM130 80L132 79V77L130 78L129 76H127ZM172 77V76H171ZM199 77H203V75H199ZM206 77H208V75L206 76ZM206 77L204 78V80L206 79ZM8 78V79H9ZM17 78V77H16ZM51 78V77H50ZM66 79H67V77H65ZM65 78L63 77V78H61V79H64L65 80ZM70 78V77H69ZM71 78L69 79V80H67V81H70L71 80ZM74 78V79H75ZM89 78H86V79H88V81L87 82H89V81H91L92 79H90L89 80ZM106 78H108L107 80H106ZM119 78V79H120ZM128 78H127V81H128ZM136 79H138L137 77H135ZM134 77H133V79H135ZM148 78H150V79H148ZM168 78V77H167ZM166 78V79H167ZM233 78V77H232ZM1 79V78H0ZM1 79V80H2ZM8 79H6V80H8ZM10 79H12L13 81H18L19 79L17 78L16 80H15V78H10ZM24 79V80H23ZM53 79H52V81H53ZM60 79V80H61ZM77 79H79V78H77ZM119 79H117L116 78V82H118V80ZM125 79H126V77H125ZM125 79H124V81H125ZM133 79H132V81L131 82H134V83H132L133 85L132 86H134V84H135V88H136V86L137 85H139L140 86V83H139V81L137 82V81H133ZM152 79V80H153ZM165 78L164 79H162V80H166ZM169 80H170V78H168ZM208 80H209V78H207ZM5 80V81H6ZM50 80V83L49 84H51V79H49ZM81 80V81H82ZM112 80H113V78H112ZM158 80H161L160 78L158 79ZM157 80V81H158ZM161 80V81H162ZM169 80H167V81H169ZM172 81H174L175 79H173V77H172V79H171ZM170 80V81H171ZM228 80V81H227ZM4 80H2L1 82H0V84L2 83V84H4L3 82H5ZM9 82L11 81V80H8ZM6 82V83H9V82ZM30 81V82H31ZM45 81V80H44ZM47 81V80H46ZM45 81V82H46ZM76 81V80H75ZM80 81V82H81ZM84 81H85V79H84ZM100 81V82H101ZM123 81V82H124ZM166 81V82H167ZM168 82V83H172V82ZM176 82H180L179 80H175ZM200 81V78H199V80H198V83H200L199 82ZM201 81H203V80H201ZM207 80H205L204 82H206ZM227 81V82H226ZM21 82H17L21 87H23L22 85H21ZM30 82H28L29 84V86L31 87H34L35 86V84H37V83H39V82H37L36 83V81H34V83L35 84H33V83H30ZM54 82H52V84L54 83ZM66 82V81H65ZM65 82H63V83H61L60 84V86L62 87V85L64 84L65 85V89L64 88H61L62 89V93H61V95L60 96H62V94L64 93L63 91H66V84L67 83H65ZM71 82V81H70ZM74 82V80L72 81V83ZM77 82H79L78 80H77ZM121 81L119 80V82L117 83V84H119ZM126 82V81H125ZM124 82V83H125ZM130 82V83H131ZM139 83V84H137L136 85V83ZM147 82V81H146ZM146 82L144 81L143 83H142V81H141V83H142V86H143V84L146 86ZM159 82V81H158ZM165 82V81H164ZM165 82V83H166ZM176 82H173L174 84L176 83ZM196 82H197V80H196ZM11 83V82H10ZM10 83H9V85H10ZM48 83V82H47ZM46 83V84H47ZM56 83H54V84H56ZM76 83V82H75ZM75 83H73V84H75ZM83 85H86L84 82H81ZM93 80H92V83H89L90 85H91V87H90V89H92V85H93ZM128 82H126V84H127ZM130 83H128L127 85H130ZM154 83V87L152 86V85H150L151 83H147V86L149 87V86H151L153 89L154 88H156L157 86V84L154 82V81H152V84ZM160 83V82H159ZM167 83V84H168ZM203 83V82H202ZM1 84V85H2ZM13 84V83H12ZM26 84H27V82H26ZM25 84V85H26ZM31 84H33V85H31ZM43 84V83H42ZM45 84V83H44ZM45 84V85H46ZM50 85V89H51V91H52V86L54 85ZM57 84V85H58ZM68 84H70V83H68ZM82 84H80L79 83V85H82ZM88 84V83H87ZM97 85H98V82L96 83ZM111 84H112V82L110 83V86H111ZM114 84H116V83H113V85ZM117 84H116V86H113V87H116L115 89H118L117 88ZM161 84V83H160ZM166 84V85H167ZM5 85V84H4ZM4 85H2V86H4ZM7 85V84H6ZM6 85L4 86V89H6V90H8V88L6 87ZM19 85H18V87H19ZM28 85H27V87H28ZM44 85V86H45ZM48 85V84H47ZM46 85V89L48 88V86ZM56 85V86H57ZM71 85V84H70ZM70 85H68V88H69V86ZM77 85H78V83H77ZM89 85V86H90ZM108 86L106 87V89L109 87V84H107ZM120 86H125V84H123V85H121V84H119ZM119 85H118V87H119ZM159 85V84H158ZM161 85H164V86H162V88L163 87H165V84L164 83H162ZM161 85H159V86H161ZM169 85L170 84H168L167 86L169 87ZM179 85H180V83H179ZM2 86H0L1 88H3ZM11 86H12V88H11ZM10 86V89L12 90L13 88H14V86L13 85H11ZM56 86H53L54 88L56 87ZM60 86H59V88H60ZM88 86V87H89ZM94 86H96L95 85V83H94ZM102 86V83L101 84H99V86H98V88L99 87H101ZM104 86V85H103ZM106 86V85H105ZM112 86H111V88H112ZM131 86V85H130ZM139 86H137V87H139ZM146 86V87H147ZM156 86V87H155ZM159 86H158V88H159ZM171 86L172 87H170V88H175V90L173 91L174 93H175V91L178 89V88H180L179 86H178V84H177V87L178 88H176V87H174L173 86V84H171ZM175 86H176V84H175ZM181 86V85H180ZM183 86V85H182ZM181 86V87H182ZM15 87H17V85L15 86ZM21 87H19V88H15L16 90L18 89V90H23V89H25L24 87H23V89L21 88ZM39 87H42V85L40 84V86L38 85V87H37V85H36V89H37V91H38V88ZM71 87V89L70 90H76L77 92L75 93V95L73 94V96H76L75 98H77V96H79L80 95V93L78 92V90L75 88V89H72V86H70ZM73 87H74V85H73ZM75 87H77V86H75ZM82 87V89H83V86H81ZM86 87H87V85H86ZM86 87L84 86V88L86 89ZM125 87L127 88V90L125 89ZM125 87H123V89H125L124 91H123V89L122 88H120V89H122V92H126V91H129L130 90V92L131 93H134V95H130V93L128 92V95H130V96H132L131 98L132 99H134L133 98V96H135L136 98H138V97H140L141 95L143 96V94H141L140 95V93H138V95H135L136 93L135 92H132L131 91V89H130V87H129V90H128V86H125ZM141 87V86H140ZM139 87V88H140ZM146 87H145V89H146ZM167 87V89H166V91L164 90V92H165V95L163 96V94H162V97H163V99L165 100V98H169V96H167V90L168 91H170L171 89L170 88H168ZM0 88V90H3V89H1ZM43 88V87H42ZM79 88H80V86H79ZM78 88V89H79ZM96 88V87H95ZM111 88H109L110 90H111ZM132 88V90L134 89V87H131ZM139 88H137V89H139ZM143 88H144V86H143ZM141 89L139 92H141L142 91V93H144V97H145V93H147L148 92V95L151 93H153L152 91H148V89H150V88H148L147 89V91L145 90L144 91V89ZM158 88H156V89H158ZM162 88H160V89H162ZM184 88V87H183ZM9 89V90H10ZM14 89V90H15ZM33 89H35V88H33ZM41 88H39V90H40ZM44 89H45V87H44ZM50 89H48V90H50ZM90 89L88 88V90H89V92H90ZM103 89H105L104 87H103ZM103 89H102V93L105 95V93L107 92V94H106V96H104L102 93H101V96L103 95L105 98H107L108 96H110V95H108L109 93H108V91H103ZM113 89V88H112ZM114 89V90H115ZM119 89V90H120ZM136 89V90H137ZM164 89V88H163ZM163 89H162V91H163ZM181 89V88H180ZM6 90H3V91H5L6 92ZM10 90V91H11ZM15 90V93L17 92ZM28 90V89H27ZM43 89H41V91H38V92H40V94H42L41 92H43V91H46V90H43ZM47 90V92H51V91H48ZM60 90V89H59ZM70 90H67V91H70ZM84 90V89H83ZM87 90V91H88ZM95 90H98L97 88L95 89ZM100 90V89H99ZM155 90V89H154ZM173 90V89H172ZM172 90L170 91L171 93H172ZM179 90V89H178ZM177 90V91H178ZM183 90V89H182ZM13 91V90H12ZM11 91V95H10V93H5V95L7 94V95H10V96H12L13 97V95H14V91L12 92ZM53 91H54V89H53ZM52 91V92H53ZM56 91L58 92V89L56 88ZM55 91V92H56ZM66 91V93H68ZM134 91V90H133ZM158 91V90H157ZM162 91H160L159 90V94L155 91V93H157V94H155V93H153L156 97H158V95H159V97H161L160 95V93H162ZM198 91V90H197ZM243 91H245V90H243ZM242 91V92H243ZM1 92V91H0ZM21 92V91H20ZM19 91H18V93H20ZM34 92H36L35 90H34ZM33 91H31L30 93H32V94H28L29 96H28V98L30 97V96H32L33 95V93H34ZM73 92V91H72ZM83 92V91H82ZM85 92H86V90H85ZM85 92H83L84 94H85ZM97 92V91H96ZM110 92V91H109ZM112 92H116V91H113L112 90ZM121 92V91H120ZM120 92H116L118 95H116V96H118V97H116L117 99L118 98H120V96H126L127 94H123L122 93V95H120ZM200 91H198V94H201V93H199ZM202 92H204V94H205V91H202ZM18 93H16V94H18ZM29 93V92H28ZM37 93V92H36ZM45 92H43V94H44ZM48 93V94H49ZM60 93V92H59ZM77 93H79V95H76ZM87 93V92H86ZM91 93H94V87H93V91H91ZM169 93V92H168ZM38 94V93H37ZM37 94H36V96L35 97H37L38 98V96H37ZM39 94V95H40ZM47 93H45V95H46ZM47 94V95H48ZM56 93H53V94H49L50 96L52 95H55ZM65 94V93H64ZM88 94V93H87ZM96 94V93H95ZM150 94V96H152ZM179 94H181L180 93V91H178V95ZM195 96H197L195 93H193ZM256 94H258V93H256ZM1 95V97L2 96H4V94L2 93V94H0ZM19 95V94H18ZM59 95H55V96H59ZM65 95H67V94H65ZM68 95H70V96H72L71 95V93H69ZM68 95H67V97H68ZM92 94H90V96H91ZM94 95V94H93ZM92 95V96H93ZM97 95V97H98V95H100V93L99 94H96ZM96 95H94V97L93 98H95L96 99ZM114 97H115V95H114V93L112 94ZM175 95H177V94H175ZM189 95V94H188ZM186 96V97H192V95H190V96ZM206 95V94H205ZM209 95V93L207 94V96ZM213 95V96H212ZM212 95H211V93H210V96L212 97V98H214V97H216L215 96V94H213L212 93ZM17 96V95H16ZM34 96V95H33ZM32 96V97H33ZM43 96V95H42ZM50 96H48V97H50ZM81 96H82V94H81ZM81 96L80 97H78L79 99L81 98ZM89 96V95H88ZM101 96L99 97V98H97L98 100H97V102L99 101V105L100 106H98V105H95L96 103H95V99H93V98H90V99H92L91 101H94V103L93 104H91L92 105V107H91V105L89 106V104H85L84 105V107L86 108V110H87V105L89 106V109L91 110V109H93V106H94V108L97 106V107H100V108H98V112H100V117H101V115H102V117L103 118H101V119H104V120H102V121H105V120H107L106 118H107V113L109 112V110H108V108L109 109H111L113 106H115V104H114V102H117V104L119 103H121V100L123 101V100H125L124 101V103L122 102L121 103V105H122V109H123V106L125 105V103H126V99H128V97H129V99H130V96H126L125 98L126 99H119L120 100V102H119V100H116V98H114L113 96V98L115 99V101H114V99H112V98H109V99H111V100H113V101H108L107 102V100H108V98L106 99V102H105V98L103 97V99H101ZM141 96V97H142ZM195 96H194V98H195ZM204 96L203 95V93H202V95H198V98L196 97V99H191L190 98V101L191 102H189V104L188 103H185L184 105H187L186 107H185V109H184V106L182 105L181 106V104H180V106L181 107H183V109H181V108H178V111H176V113L178 114V113H180V114H178V115H176L175 113V115H176V117L174 118H172L171 116L173 115V114H171V112L173 111V112H175L174 110H172L173 108L172 107H170V106H168V105H166L165 104V102L164 101H162V103L163 104H165L166 105V107L168 106L169 108H167V109H171L170 110V113H168V111L169 110H165L164 109V107L162 106L161 108H159V106H161L162 104H161V101H159L158 103H157V105L156 106H158V108L159 109H161V110H159L160 111V113L162 112V114H163V112L165 113V111H166V113L165 114H163L164 116H162L160 113H159V111H157L156 109H158L157 107L155 108L154 107V110L156 111V112H154L156 115H157V118L155 117L156 115H153L154 117V119H155V121H158L161 117L160 116H162V121H160L162 124H159V121L157 122V124H155V121H154V124H153V118L151 119L152 120V124H153V127L154 126H157L158 124H159V126L158 127H160V129L162 128L163 129V131H165L166 132V134H167V137L168 136H170V137H172L171 139L173 140V138L174 137H176L177 136V138H175L174 140H179V141H171L170 140V138L168 137L167 139H169V140H166V137L165 136H163V137H165V139L164 138H162V139H164L165 140V142H164V140L162 141V142H164V145H166L165 143H166V141H167V143H169V144H172V143H175L176 145L179 143V145H180V143H185L184 144V147L186 146V148H187V150H188V152L190 151L189 149H188V147L190 146V143H192L193 144V142H197V140H198V142L201 140V138L203 137V138H205V137H207V136H200V134L202 135L203 134V131H202V129L205 131L206 129H205V127H203L202 125L206 122H208V120L206 121V119L208 118V116H209V114L211 113V114H213V113H215L214 111H213V113L212 112H210V111H212V110H214L215 108L217 109V110H219V112H220V114H219V112H217V110H216V112L217 113H215V114H217V115H220L219 117H220V121H216L217 123H218V125H214V127H213V129H212V133L213 134H209V136H211V135H213L214 136V133H217V135L215 134V136H217V137H221L222 138V136L224 135V133H225V137H226V131L228 132V133H232L234 130H236V126L234 125V123L232 122V124L233 125H230L231 123H227V122H225V121H223V118H224V114H222V113H225V109H223V108H217V107H213L212 108V110H208V109H205V106H206V104L208 103V102H210V100H212V98L211 99H209L210 98V96ZM253 96V95H252ZM251 96V97H252ZM25 98H24V100H26L27 99V96H24ZM34 97V98H35ZM54 97V96H53ZM52 97V98H53ZM56 97V98H57ZM83 98L85 97V95L84 96H82ZM111 97V96H110ZM121 97V98H122ZM140 97V98H141ZM154 97V96H153ZM158 97V98H159ZM174 97V98H173ZM176 96H174V94L171 96V99H176L175 98ZM181 97L183 98L184 97V99L186 100L187 98H185V96H183V95H181ZM180 97V95H179V97H177V98H181ZM8 98V97H7ZM7 98H2V99H0L1 100V103H3V101L2 100H4V99H7ZM10 98V97H9ZM8 98V99H9ZM14 98V97H13ZM12 98V99H13ZM17 98V97H16ZM31 98V97H30ZM51 98V97H50ZM50 98H48V99H50ZM51 98V99H52ZM60 98H62V99H64L63 97H60ZM59 97H58V100L60 99ZM69 98V97H68ZM67 98V99H68ZM75 98H74V100H75ZM124 98V97H123ZM143 98V97H142ZM141 98V100L143 101V99ZM156 99L157 101L159 100V99H162V98H159V99ZM168 98H167V100H168ZM181 98V99H182ZM253 98V100H254V98H256V96L254 97H252ZM259 99H258V101H257V99H255L256 100V103L257 102H261V104H262V102L264 101V99H263V101H261V99L262 98H260V97H258ZM8 99L6 100V101H4V103L6 102V103H8L9 101H8ZM11 99V100H12ZM19 99H22V97L20 96L19 97ZM42 99V97H39V99H31L32 101H30L31 103H33V101H35V100H37V102H38V100H41ZM45 99H47V97L45 98ZM54 99H55V97H54ZM66 99V98H65ZM65 99L64 100H59V101H61L62 102V104H64L63 103V101H65ZM78 99V100H79ZM88 99V97H85V103H87L86 102V100ZM89 99V100H90ZM128 99V100H129ZM180 99V100H181ZM183 99V100H184ZM251 99V98H250ZM30 100V99H29ZM53 100V99H52ZM58 100H56V101H58ZM78 100H76V101H78ZM88 100V101H89ZM138 100V99H137ZM147 100H148V103H147V101L145 102V100H144V102H143V105H141V101L139 100V102H140V104H137V102H136V99H135V101H134V103H136L135 104V106H136V109L138 108V105H139V110L140 111H143V110H145L147 107L148 108H151V105H152V103L153 102H150L151 104H150V106L149 105H147V104H149V101L150 100H153V98H149V96H147ZM166 100V101H167ZM169 100H170V98H169ZM168 100V101H169ZM178 100V99H177ZM177 100H175V102L177 101ZM180 100H179V103H180ZM185 100H184V102H185ZM21 101V100H20ZM55 100L54 101H52V103H54V105H55V102H56ZM58 101V102H59ZM71 101L72 100H70V103H71ZM75 101V102H76ZM81 100H79V102H80ZM154 101V100H153ZM156 101V102H157ZM171 101V100H170ZM169 101V102H170ZM187 101H189V98L187 99ZM13 102H15L14 100L12 101V103ZM16 102L18 103L19 101H17V99H16ZM15 102V103H16ZM22 102V101H21ZM25 102H27V100L25 101ZM41 102V101H40ZM40 102H38V104L40 103ZM46 102V105L45 106H47V105H50L49 104V102H51V100L49 101V100H47V101H45ZM44 102V103H45ZM67 103H69L68 102V100L66 101ZM74 102V101H73ZM138 102V103H139ZM172 102H174L173 100L170 102V103H168V102H166L167 104H172V106H173V104L175 103H172ZM178 102V101H177ZM184 102H182V100H181V103H184ZM252 102V101H251ZM254 103H255V101H253ZM17 103L15 104V106H16V109H18L17 108V106L18 107H22L23 108V106L22 105H17ZM22 103H24V102H22ZM28 104H29V102H27ZM27 103H25V106L26 105H28ZM48 103V104H47ZM52 103H51V107H49V106H47V107H45V106H43V108L45 109V111H46V108H47V110H48V112L49 111H54L53 109H55L57 106H58V104H57V106L55 107L54 106V108H52L53 106H52ZM77 103L78 102H76V105H77ZM82 105H83V99H82V101L80 102ZM88 103H91V102H88ZM112 103L114 104L113 106H112ZM127 103H130L129 105H130V107H131V104L132 105H134V103H132V102H130V101H128ZM179 103H178V105H179ZM10 104H11V101H10ZM9 103L8 104H5L6 105V109H7V105L9 106L10 105ZM14 104V103H13ZM34 104V103H33ZM35 104H36V101H35ZM34 104V105H35ZM37 104V105H38ZM43 104V103H42ZM62 104H61V106H58V109H59V111L58 112H60V109H62L63 107H65L66 108V106H67V104H65V105H63L62 106ZM109 105V104H111V107H107V113L105 112V111H103V109H105V107H106V105ZM116 104V105H117ZM118 104V105H119ZM161 104V105H160ZM176 105H177V103H175ZM260 103L257 105V104H255L256 106H261V107H264L263 105H264V102H263V104L261 105ZM4 105V106H5ZM37 105H35V106H37ZM41 105V104H40ZM72 105H74V104H71L70 106H72ZM117 105V106H118ZM121 105H119V106H121ZM126 105H128V104H126ZM128 105V106H129ZM146 105V106H145ZM153 105H155V103H153ZM164 105V106H165ZM176 105H174V106H176ZM1 106H3V105H1ZM15 106H13L12 105V107L14 108ZM75 106V105H74ZM78 106V105H77ZM134 106V107H135ZM140 106L142 107V108H140ZM144 106L146 107V108H144ZM173 106V107H174ZM254 107V108H257V107ZM11 107V106H10ZM9 107V108H10ZM28 107H29V105H28ZM30 107H33V108H31L32 110L33 109H36V108H34V106H30ZM48 107H49V109H48ZM62 107V108H61ZM82 107V106H81ZM81 107H80V109H81ZM97 107H96V110H97ZM125 107V106H124ZM133 107V106H132ZM131 107V108H132ZM153 107V106H152ZM165 107V108H166ZM176 107H179V106H176ZM3 108V107H2ZM1 107H0V109H2ZM5 108H3L4 110H5ZM25 108V107H24ZM24 108L22 109V110H24ZM39 109H40V107H38ZM52 108V110H50ZM85 108H84V113H83V109H81L82 110V112L81 113H83L84 115H86V116H88L89 114L87 113V114H85L86 112V110H85ZM125 108H127V107H125ZM124 108V109H125ZM131 108L129 109V107H128V109L131 111ZM163 108V109H162ZM21 108H19V110H20ZM29 110H30V108H28ZM28 109H27V106H26V108H25V110H27V112H28ZM41 109H42V107H41ZM41 109L39 110L40 111V114H42V115H44L43 113H42V111H41ZM64 109V108H63ZM63 109L61 110V112H63ZM70 109V108H69ZM77 109H79V108H77ZM88 109V110H89ZM128 109H125V110H128ZM133 109V108H132ZM136 109H135V111H134V109L131 111V112H134L133 114L134 115H132V113L130 114V113H126V115H130L129 117H127L125 114H124V117L126 116V118H128L129 120H134L135 119V117L136 116H138V114H136ZM152 109V108H151ZM180 109V110H179ZM3 110V111H4ZM18 110V111H19ZM24 110V111H25ZM43 110V109H42ZM87 110V111H88ZM90 110H89V112H90ZM95 110V111H96ZM102 110V111H101ZM138 109H137V113H140V115L142 116V117H145V116H149V115H151V113H148V115H146L147 113H143V112H140ZM181 110H183L182 112H181ZM1 111V110H0ZM8 112H9V114L10 113H12V112H14V113H16L15 111H13V109L11 108L10 109V111H12V112H10L9 110H7ZM17 111V112H18ZM56 111V110H55ZM64 111H66V109L64 110ZM70 111H72V110H69V112ZM75 111V113H77V115L78 116H80V112H79V114H78V112L76 111V110H74ZM80 111V110H79ZM127 111V112H128ZM139 111V112H138ZM148 111H151V110H149V109H147V112ZM196 111V112H195ZM224 111V112H223ZM21 112H23V111H21ZM26 112V111H25ZM23 112L24 114H26V116H27V114L28 113H31V111L30 112ZM33 112H35L36 113V111H32V113ZM44 112V111H43ZM48 112H46L47 114H48V117H49V113ZM57 112V113H58ZM69 112H67V113H69ZM94 112V110L92 111V113ZM97 111L96 112H94V116L98 119V122L100 123V122H102L101 121V119H100V117H97V116H99V115H97V114H99ZM106 114H105V113ZM145 112H146V110H145ZM152 112V111H151ZM153 112H152V114H153ZM172 112V113H173ZM195 112V113H194ZM199 112V113H198ZM200 112L202 113V114H200ZM13 113V114H14ZM19 114H20V116H21V113L20 112H18ZM22 113V114H23ZM34 113V115H37V114H39V112H38V109H37V114H35ZM54 113V112H53ZM52 113V115H50V116H53L54 117V115L55 114H53ZM66 113V112H65ZM66 113V114H67ZM92 113H90V116L89 117H91V118H93V121H94V116H93V114ZM96 113V114H95ZM192 113L193 114H197V115H193V116H198L199 114L201 115V117H200V120L198 119V117L196 118V119H198V120H196V119H194L193 118V120H195L194 121V123H198L199 121H200V124L198 123L197 124V126H196V124H192V122L193 121H189V120H192L190 117H192L191 115H192ZM3 114V115H2ZM7 114V113H6ZM9 114L7 115V117H5L4 116V112L3 113H0V115L3 117H5V119H4V121H6L7 122V118H8V122H10V121H12V120H10L9 119V117H14L13 116V114H12V116L10 115L9 116ZM19 114L17 115V113H16V117H17V119L19 120L20 118H19ZM39 114V118L42 116V115H40ZM83 114H81V115H83ZM91 114H92V116H91ZM103 114L106 116V117H104L103 116ZM136 114V115H135ZM143 114H145V115H143ZM158 114H160V116L158 117ZM171 114V115H170ZM58 115H59V113H58ZM60 115H62V116H64L62 113L60 114ZM59 115V117L61 118L62 116H60ZM68 115V114H67ZM71 115H73L72 113H71ZM133 117H132V116ZM199 115V116H200ZM217 115H214L213 114V119L211 118V116H210V118L213 120V122L215 121L214 119H216V117H217ZM227 115H230V114H226V116ZM236 115V116H235ZM9 116V117H8ZM23 116V115H22ZM21 116V117H22ZM25 116V117H26ZM29 117H30V115H28ZM69 116V115H68ZM73 116H75V115H73ZM78 116H76L77 118H78ZM86 116H84V118L86 117ZM135 116V117H134ZM152 116V115H151ZM151 116H149L148 117V119L149 120H147V121H149L148 123H146V122H142L141 121V123H140V120H141V117L139 116V117H136V119L135 120H137V118L139 119L140 118V120L138 121V124L139 125H141L142 123L143 124H145L144 126H143V124L141 125V127H143V128H141V127H139L141 130L143 129V131H141L140 130V132H146L145 130H147L146 128H148L149 126H147L146 127V125H148L149 123H151V121H150V118H151ZM174 116V115H173ZM214 116H216L215 118H214ZM232 116H233V120L234 121H237L236 120V118H238V115L235 113V111L233 112V114H232ZM2 117H0V118H2ZM3 117V118H4ZM29 117H26V119L24 118V117H22L23 119H25V120H27V118H29ZM36 117H38V115L36 116ZM48 117H46L45 119L46 120H48L47 121V123H48V125H49V123H51L50 121H52L51 119V117H49V118H51V119H47ZM56 117H58L57 116V114H56V116L54 117V119L56 118ZM83 118V116H80V119L78 118L77 120L79 121V120H82V118ZM88 117V118H89ZM123 117V116H122ZM123 117V118H124ZM130 117H132L131 119H130ZM21 118V119H22ZM63 118V117H62ZM64 118H66V116L64 117ZM70 118V117H69ZM68 118V119H69ZM72 118L73 117H71V121H72ZM87 118V119H88ZM91 118H89L90 119V121H92L91 120ZM125 118V119H126ZM146 118V117H145ZM159 118V119H158ZM210 118H209V120H210ZM218 118V117H217ZM226 118V117H225ZM232 119V117H229V116H227V118H226V120L227 119ZM12 119H14V118H12ZM16 119V118H15ZM17 119H16V121H17ZM29 119H31V121L29 120V122H33V121H39L40 122V120L42 119V120H45L44 118H42L41 117V119H39V120H36V119H38V118H36V119H32V116H31V118H29ZM58 119V121L59 122H61L60 120H59V118H57ZM67 119V118H66ZM64 120V119H62L63 121H67V120ZM89 119L86 121V120H84V121H80L81 122V124H86V122H88L89 121ZM96 119V120H97ZM143 119V118H142ZM45 120V121H46ZM75 120H76V118H75ZM75 120H74V122H75ZM129 120H126V123H128L129 122ZM131 120V121H132ZM133 121V123H131L130 122V124H137V122L136 121ZM205 122H204V121ZM212 120H210L211 122H212ZM219 120V119H218ZM1 121H3V119H1ZM28 121V120H27ZM62 121V125H64V126H66L65 124H67V126H70L71 124H75V123H73V121H72V123L70 122L69 123V121H70V119H69V121H68V123H65V122H63ZM128 121V122H127ZM143 121H145V119L143 120ZM189 123H188V122ZM198 121V122H197ZM210 121L208 122V123H210ZM228 122H230L229 120H227ZM7 122V123H8ZM21 121L19 120L18 122H13L14 123V125L16 124V123H18V124H16V126H14L13 128L15 129V127H18L19 126V124H21L20 123ZM23 122H25L26 123V121H24L23 120ZM28 122V123H29ZM38 122V123H39ZM55 122L57 123V120L55 119ZM58 122V124L57 125H60V128H62V126H61V123H59ZM85 122V123H84ZM134 122H136V123H134ZM187 122V123H186ZM202 122V123H201ZM1 123V122H0ZM3 123V122H2ZM7 123H5L6 124V126H8L7 125ZM13 123H10V124H12L13 125ZM28 123H26V124H28ZM31 123H30V125H28V126H31ZM34 123V122H33ZM33 123H32V125H33ZM37 122L36 123H34V125L36 126L37 124H38ZM43 123V122H42ZM41 122H40V124H42ZM46 122H45V124H47ZM53 123H54V120L52 121V124H50V125H52L53 126ZM63 123H65V124H63ZM91 124H89V123H87V125L85 126V128L87 127V130H88V132H89V127H92V126H94V129L97 127L96 125H92L93 123L95 124H98L99 125V123H97V121H94L93 123L92 122H90ZM104 124H105V122H103ZM192 124V126H191V124ZM216 123V124H217ZM5 124H4V126H5ZM9 124V123H8ZM22 125V127H21V125H20V127L22 128V131H20L19 129H18V131H20V135H17V136H15L16 135V133L15 132H13L12 133V131L14 130V129H11L12 127L11 126H9V127H6V128H4L6 131H7V128H10L9 130H12L11 132H10V134L12 133V135H10V134H8V135H10L11 137L13 136V134L15 133V138L16 137H18V139H17V143L19 144H21V143H23L24 141H25V139L24 138H26L25 136H24V134H26V133H23L22 134V132H23V130H25L26 132H27V130H29L30 131V129H32V131L34 132V134H31V131L30 132H28V133H30L29 135L31 136L30 137V139L32 138V136L33 135H35L37 132H40L41 130H43L42 128H47V126L44 124V125H42V126H44V127H40V125L38 124L37 125V127L39 126L40 127V129L41 130H38L37 132L34 130V126H32V127H30V128H28L27 129V125ZM55 124V123H54ZM69 124V125H68ZM77 124V123H76ZM79 124V123H78ZM90 126H89V125ZM101 124L102 123H100V125L99 126H101ZM122 124V123H121ZM202 124V125H201ZM213 124V123H212ZM212 124H204V126L206 125V127L207 126H212ZM215 124V123H214ZM2 124H0V126H1ZM18 125V126H17ZM56 125V124H55ZM54 125V126H55ZM56 125V126H57ZM80 125V124H79ZM92 125V126H91ZM139 125H136V127L135 128H137V126H139ZM150 125V124H149ZM193 125H195L194 127H196V128H199V126H200V128H201V130H198V132H199V135H197L198 134V132L196 133V131L195 130H197L196 128L194 129L193 128ZM3 126V125H2ZM24 126H25V128L26 129H24ZM52 126H50L51 128H47V129H45L44 128V133H46L47 135H48V133H49V135H48V137L50 136H52V138H54V139H52V138H49L48 140H50V139H52V140H50V142L48 141V140H46L48 137H45V135H44V133H42L41 132V134L42 135H39L40 133H38V136H39V138H42V136L44 135V137L45 138H42V139H44V140H46V141H48V142H46L45 144H43V146H45L46 147V145H48L47 146V148L46 149H43V150H45V152L44 151H42L41 152V150H39V151H36V149H40L41 147H43V146H41L40 144L43 142H45L44 140L40 143L39 142V138H37L36 136H34L33 138H36L38 141H36V140H34V141H36V142H34L32 139V143L34 142V144H36L35 145V147L37 146L38 147V145H39V147L38 148H34L35 149V151H34V153L32 152L34 149H32L33 148V146H32V148H31V146L30 145H28V147H27V149H26V147H24L25 148V150H28V149H30L31 148V152L33 153V155L31 154V152L30 153H28L29 154V156L31 155V159L33 158V160H29L28 161V159H26V161H25V158L24 157H22L25 153L24 152H21L20 154H22V156L20 155V154H18L19 152H14V154L12 153L13 151L12 150H14L15 151V149L13 148V147H11V145L13 144V142H15L16 141V139H15V141H11L10 139H11V137H10V139H8L9 138V136L7 135V133L6 132H3L2 131V129L3 128H1V130L0 131H2L1 133H0V137H4V140H5V138L6 137H8V138H6V142H1L0 141V145H1V143H3L2 144V146L1 147H3V145H7L9 148H12V150L11 149H9L8 147L6 148V150L8 149V152H9V150L10 151H12V152H9V153H11V155H15L16 156V153H17V156H18V158H16V157H13V156H10V158L11 157H13V158H16V162L15 161H13L14 159L13 158H9V153L6 151V152H2V153H8L9 155H5L6 156V158L8 157L9 158V160L11 161L12 159V161H11V165H13L14 163H17V161L20 159V161H23V162H19L20 164H14L13 166H11V165H7V162L9 161V160H5V158H4V161H6V164H3V163H5L3 160H2V158H3V155H2V153L0 154V156H2L0 159V163H2L1 165V169H0V264H181V256L180 255H185V254H187V252H188V249L189 248H193V247H196V246H194V245H189L188 243H182V245H175V244H172L170 241H168L167 239H164V238H159V237H156L155 239H153V241L150 243V244H147V243H144V242H142V244L141 245H143V247H144V249H145V251H143L142 252V254H144L145 256H142L141 258L139 257V259H138V254L136 253V251H134V250H132V249H129V248H131L130 246H128V247H122V249H118L120 252L119 253H121V254H123L124 255V257L126 258L127 256V254H128V256H130V257H127V259H123V260H118V259H116V258H113L112 256H113V253H115L116 251L118 252V250H116V251H108L109 253H112V254H108V252H105L104 254H108V255H112L111 257H109L108 255H106V257L105 256H103V257H105V258H102V256L100 255L101 253H96L95 255H92L93 257H95V256H97V254L98 255H100V256H98V257H100V259H96V261H93V260H95V258H97V257H95L94 259H92L91 260V258H93L91 255V257L90 256H88L89 254H86L87 255V258L88 259H90V260H88V261H91V262H85V261H87V260H84V258H86V256L85 257H83V260H80L79 259V257L82 259V256L83 255H85V254H83L82 252H72L73 250L72 249H70V251H67V249L69 250V248H67L66 249V251L64 250L65 248H64V245H71V246H74V248H77V246H78V251H80V250H83L86 246H89V244H93V243H98L99 241L97 240L98 239V237L100 236V234H101V232H104V230L105 229H103L104 228V226H102V223H104V222H109V221H112V220H118V218H119V220H123V219H126V218H130L131 216H136V215H138V216H141V217H139V219H141L142 221H146V222H152V223H157V224H160V226H173V225H176V224H178V225H183V224H186L187 225V227H195V228H197L198 229V231H201L200 230V228H203V229H205V230H207L208 232H210V233H213L214 232V229H218L219 227H224V222H226L225 220H224V218H226V217H228V216H230L229 214H228V212H227V210H230L231 209V206H232V201H233V199H234V197L235 196H237V198H240V195H235L234 193L232 194V197H231V199L230 198H228L227 196H228V194H226L225 196L223 195V196H221V197H218V195H221V194H218L217 193V191H216V189H211L210 188V186H208V185H202V186H199V185H196V183H198V181H199V176H194V174H196V173H198V174H200L199 173V171H200V169H199V171H197L198 170V168H197V166H200V164L202 163L201 161H200V158H203L204 156H201L202 154H204V153H201V151L199 152V150H203L204 149V147H205V150H207L206 148H209L208 146H209V144H205V141H206V143H207V141L208 140H206V139H204V143H203V140H202V142L200 141L199 143H198V145L200 144V143H202V145H200V146H203V144L205 145L203 148L201 147V149H199L198 148V145L197 144H195V145H197V146H195V145H193L192 146V148H190L191 149V151H194V150H196L197 149V153L200 155H198L196 152H194V153H196V155H198L197 157H198V159H197V157H196V159L194 158V154H193V157L191 156L192 154H191V152H189V154H188V152H186L185 151V149L184 148H182L183 146H178L177 145V148L179 147L180 149L182 148L183 149V152L182 153H184V151H185V154L187 155H185V154H182V153H179L180 154V156H179V154L176 152V150L175 149H177L176 147H174L175 149H171V150H175L174 152H175V154L177 153V155L179 156V157H182V158H185V157H183V155L184 156H186V157H188L187 159L190 161L191 160V158H194L195 160V162L194 163H191V165H189V167L188 166H186V168L185 167H182V166H180L181 168H183V169H181L179 166L177 167V169L179 170H177V171H175V170H173V172L168 168L169 166H168V164L166 163L168 160L170 161V159L172 158L173 159V157L172 156H174V155H171V154H168V153H166V154H168V155H170L171 157L170 158H166L165 156H167V155H162V153H164L163 151V149L161 150V147H163V148H166V146H164V145H161L160 144V141H159V144L160 145H158V140H157V142L154 140V139H158L159 137H156L157 135V133H158V135H159V133H162L163 131H161V130H159V128H157V127H154V129H153V131L154 132H156L155 134H154V132L152 131V127L151 128H149V130L148 131H152V133H150V132H146L145 133V135H143V137H147L148 136V142H150V140H154L155 142V144L156 145H158L159 147H160V149H159V147L157 148L156 146V148L158 149V150H160V151H158L156 148V150H157V152H159L164 158H166V159H168V160H164L163 159V157L162 156H160V157H162V158H160V159H162V160H164L163 162L164 163H166L167 164V168L169 169H166V170H168V171H166V172H164L165 173V175L161 172V169L163 170V171H165L164 170V168L162 167V163H159L161 166L160 167H162V168H159V167H157L159 164H158V162H157V158H158V156L160 155L159 153H157V154H155L156 152H155V149H154V146H150L149 145V143L147 142V143H144L143 142V140H144V138L142 139L140 136L142 135H138V137H140V141H142L143 142V145L141 144V145H139L140 143H142V142H140L139 141V138L137 137V136H135L136 137V140L135 141H137V143H139L138 144V146H136V142L134 141V139H132L134 142H135V144L133 143V142H129V143H133V145H135V146H128L127 144L128 143H123L122 142V144H123V146L121 145V141L122 140H126V139H129L130 138V136H129V132H132V134H133V132L134 131H137V133H139V131H138V129L136 130V129H134V131H132L133 129H132V125L130 126L129 124H128V126L129 127H131V128H128V130L130 129V131L128 132V133H125V135L123 134L122 136H124L125 137V139H124V137L122 138V140H121V136L119 137L120 138V140L121 141H119V140H117V139H119L118 137H116L115 138V136L114 137H110L109 136V134H111L112 132H110V131H107V132H109V133H107V132H103L102 133V135H104V134H106V137H107V135H108V139L111 141V138H113L112 139V143L110 142V145H111V147H112V144L114 143V141H115V139H116V141L117 142H119L117 145L115 144L116 143V141H115V143L113 144V148H111V150H110V161L109 162H111V163H109L110 165L109 166H111L113 169H114V171L116 172L115 173V175H114V177H112L111 176V172H110V168H108V171H107V169H106V171H103L102 169H99L98 167H97V165L95 166V167H93V168H96V169H93V171L95 172V170L96 171H101L100 173H99V171L97 172V173H93V171H91V163H89L90 161H89V158L91 159L92 158V156L91 155H89V156H91V157H89V158H87L88 157V155H87V157H86V155H84L85 156V159L87 158L88 159V161H85V159L83 160V154L84 153H82L81 155H82V157H80V153H81V151H80V153L78 152V150H76V152H78L79 153V155L77 156V154L78 153H76V155L74 154H71V152H72V150L71 149H74L75 148V146H74V148L72 147V145H71V147H70V142H68V144H66L67 142V140L69 139H71V138H69V137H72V134H74V136L76 135L77 136V134H76V132L78 131H76V129H75V133H74V131H73V129H74V127H76V126H73L72 127V125H71V127L73 128H71V130H72V132H70V127L69 128H67V126L65 127V129L67 128V130L68 131H66V133L64 134V135H66L67 136V140H65L64 141V139L66 138V136H63V138L62 137H60V141H61V138L63 139V142L68 146L67 148L68 149H70V154H71V156H75V157H80L79 159L80 160H82V161H85L84 163H85V165L88 163L89 165H86V166H89V167H84V163H79L78 161V159H77V161L76 162H78L81 166H78V165H73V163L74 164H76L75 163V157H74V159H72V161H71V156H69V153H68V151H66L67 152V154H65L66 152H64V153H62V154H60L61 156L62 155H67V159H65L66 161L68 160V156L70 157L69 159H70V162H73V163H71V164H69L70 162H68V163H66V161L64 160V159H62V163L60 162V161H58V160H61V159H56V157H54V154L56 153V154H58L59 153V147H61V146H63V145H61V146H59L60 144H62L63 142L61 141L60 143H59V140H57L58 138V136L59 135H57L56 134V132L59 134L60 132L62 133V135H63V130H65V129H63L64 128V126H63V130L61 129V131H59V127H56L55 126V128L56 129H58V131H55V133L52 135V133L54 132V130H55V128H53ZM80 126H82V125H80ZM96 126V127H95ZM103 126V125H102ZM124 126V125H123ZM123 126H121L122 127V129H123V131H124V128H123ZM163 126V127H162ZM211 126L209 127V128H211ZM39 127L37 128V129H39ZM144 127H146V128H144ZM77 128L79 129V127L77 126ZM81 128H83V126L82 127H80V129H79V131L81 130L82 131V129ZM100 127H98V129H99ZM165 128V129H164ZM199 128V129H200ZM35 129H36V127H35ZM36 129V130H37ZM49 129H51V130H49ZM92 130H93V127L91 128ZM91 129H90V131H91ZM145 129V130H144ZM158 129V131H156ZM17 130V129H16ZM47 130V131H46ZM48 130H49V132H48ZM53 130V131H52ZM86 129H83V131H87ZM213 130L215 131V132H213ZM233 130V131H232ZM237 130H240V128L238 127L237 128ZM236 130V131H237ZM15 131V130H14ZM17 131V134H19V132ZM24 131V132H25ZM78 131V132H79ZM93 131H95V130H93ZM106 131V130H105ZM122 131V130H121ZM126 131V130H125ZM160 131V132H159ZM200 131H202V132H200ZM208 131V130H207ZM209 131H211L210 129H209ZM236 131H234V132H236ZM8 132V131H7ZM8 132V133H9ZM51 132V133H50ZM65 132V131H64ZM68 132H70L71 133V135H70V133L69 134H67ZM88 132H87V134H88ZM165 132H163V133H165ZM259 132V131H258ZM2 133H3V135H2ZM61 133H60V135H61ZM86 133V132H85ZM123 132H121L120 134H122ZM137 133H135V135L137 134ZM143 133V134H144ZM151 135H150V134ZM162 133V134H163ZM211 133V132H210ZM219 133V134H218ZM222 133H223V135H222ZM251 133H253L252 135H257V137H254V140H255V138H258V134L256 133V132H251ZM259 133H261V135H262V132H259ZM4 134H6L7 136L5 137L4 136ZM21 134L23 135V137L21 136ZM51 134V135H50ZM55 134L57 135V136H55ZM81 134V133H80ZM87 134L84 136L85 138L86 137H88V139H90V134L91 133H89V136H87ZM118 132H117V136H118ZM140 134V133H139ZM146 134H147V136H146ZM155 135V138L154 139H152V136L153 135ZM161 134V135H162ZM172 134H175L174 135V137L172 136ZM206 134V132L204 133V135ZM207 134V135H208ZM2 135V136H1ZM28 135V136H29ZM46 135V136H47ZM61 135V136H62ZM68 135H69V137H68ZM79 135V134H78ZM127 135H128V138H127ZM149 135H150V137H149ZM161 135H159V136H161ZM163 135H165V134H163ZM228 136H229V134H227ZM249 135H251V134H249ZM251 135V136H252ZM13 136V137H14ZM20 136V137H19ZM41 136V137H40ZM74 136L72 137V141H73V139H74ZM75 136V137H76ZM224 136H223V138H224ZM227 136V137H228ZM12 137V138H13ZM65 137V138H64ZM106 137L104 136V138L106 139ZM134 137V138H135ZM162 137V136H161ZM201 137V138H200ZM219 137V138H220ZM226 137V138H227ZM249 136H247V138H248ZM24 139L23 140V142H21L22 141V139ZM28 138V137H27ZM57 138V139H56ZM78 138H80V136L79 137H77V138H75V140H74V143H75V141H76V143H77V140L76 139H78ZM82 138V137H81ZM80 138V139H81ZM103 138V137H102ZM103 138V139H104ZM138 138V139H137ZM151 138V139H150ZM180 138V139H179ZM202 138V139H203ZM220 138V140H222ZM250 138V137H249ZM259 138H262L261 136L259 137ZM20 139H21V141H20ZM41 139V140H42ZM88 139H86V140H88ZM103 139H101V140H103ZM161 138H159V140H162ZM210 139H212L211 137H210ZM213 139H215V138H213ZM216 139H218V138H216ZM215 139V140H216ZM3 140V139H2ZM8 140H10L11 142H9ZM18 140L20 141V142H18ZM68 140V141H69ZM84 141H85V139H83ZM146 140V139H145ZM144 140V141H145ZM250 140H253V138H251ZM254 140H253V142H254ZM256 140H259V139H256ZM26 141H27V139H26ZM71 141V142H72ZM104 141V140H103ZM129 141H131V140H129ZM139 141V142H138ZM169 141V142H168ZM211 141V140H210ZM228 141V140H227ZM227 141H219V139H218V141L216 140V142H210V145H211V143H212V145L210 146V148L208 149V153H207V151H203V152H205L207 155H209V156H211L210 158H212L213 157V159H212V164L214 165L213 167H212V169H206L207 171H205V172H203L204 170L201 168V170H203V171H200V172H202V173H205V174H207V175H211V174H213L214 176H216V171L218 170V168L219 169H221L222 170V168H225V163H229V159H230V152L232 151V150H234L235 151V149H233L234 147H233V145H230ZM11 144H9V143ZM28 142V141H27ZM27 142H24V144H26ZM79 143H77V144H75V145H77L78 146V144H80V142H82V140L81 141H78ZM86 142L87 143H89V141H85V144H86ZM92 142V141H91ZM90 142V143H91ZM102 142V141H101ZM126 142H128V140L126 141ZM146 142V141H145ZM172 142V143H171ZM225 142V143H224ZM5 143H8V144H5ZM16 143V142H15ZM14 143V144H15ZM16 143V144H17ZM31 142L29 141V143H27V144H30ZM39 143V144H38ZM63 143V144H64ZM74 143H71V144H73L74 145ZM83 144H84V142H82ZM90 143H89V145L88 144H86V145H88L89 146V148H92L93 149V147H90ZM150 143H152V142H150ZM84 144V145H85ZM131 144H129V145H131ZM149 145V146H144V145ZM155 144H153V145H155ZM189 144V145H188ZM214 144V145H213ZM66 145H64V146H66ZM109 145V146H110ZM118 145H121V146H118ZM126 145V146H125ZM173 145V144H172ZM175 145V146H176ZM182 145V144H181ZM188 145V146H187ZM13 146V145H12ZM17 146V145H16ZM16 146H14V147H16ZM22 146V144L21 145H19L18 147H19V149L20 148H22L23 150H24V148H23V146ZM26 146V145H25ZM29 146H30V148H29ZM92 146V145H91ZM95 146V145H94ZM96 146H99L98 144H96ZM140 146H143V147H140ZM168 146H170V148L172 147L171 145H168ZM167 146V147H168ZM199 146V147H200ZM207 146V147H206ZM222 146V147H221ZM235 146V145H234ZM237 146V145H236ZM0 147V148H1ZM18 147L16 148V149H18ZM44 147V148H45ZM70 147V148H69ZM79 147H80V145H79ZM101 147V146H100ZM99 147V148H100ZM126 147V148H125ZM129 147V148H128ZM132 147V148H131ZM193 147H197V148H195V149H193ZM5 148V147H4ZM62 148V147H61ZM60 148V151L62 150ZM66 148V147H65ZM65 148H63V149H65ZM85 148V147H84ZM99 148H97L98 150H99ZM169 148V147H168ZM236 148V147H235ZM18 149V151H21V150H19ZM75 149H77V147L75 148ZM75 149L73 150V151H75ZM95 150V148H94V150H95V153H96V151L98 152V150ZM141 149H143V150H141ZM167 149V148H166ZM166 149H165V151H166ZM199 149V150H198ZM223 149H224V151H223ZM1 150V149H0ZM24 150V151H25ZM47 150V151H46ZM91 150V149H90ZM90 150H88V151H90ZM94 150H92V152H94ZM230 151L229 152V154H226V153H224L225 151ZM2 151H5L4 149L2 150ZM30 151V150H29ZM64 151V150H63ZM100 151H102V149H100L99 150V152ZM155 152L154 154H155V156H154V154H153V152ZM161 151H162V153H161ZM167 151H168V149H167ZM166 151V152H167ZM177 151H180V150H178L177 149ZM26 152V151H25ZM35 152H37V153H35ZM38 152H40V153H38ZM58 152V153H57ZM87 152V151H86ZM172 152V154H173V151H171ZM171 152H169V153H171ZM181 152V151H180ZM235 152H237V151H235ZM235 152H233V153H235ZM72 153H74V152H72ZM87 153H90V152H87ZM232 153V152H231ZM232 153V154H233ZM28 154L26 155V158L27 157H29L28 156ZM55 154V156H58V155H56ZM99 154H101V153H96V155H99ZM154 156V157H156V155H157V158H155L156 159V161H155V159L154 158H152L151 156L152 155ZM159 154V155H158ZM165 154V153H164ZM182 154V155H181ZM191 154V155H190ZM214 156H213V155ZM235 154H237V153H235ZM234 154V155H235ZM64 155V156H65ZM95 155V154H94ZM148 155H151L150 157L152 158H150L149 157V159H151L150 161H152V160H154L155 162H150L149 160H146V159H148ZM190 155V156H189ZM206 155V156H207ZM234 155L232 156V157H234ZM239 155V154H238ZM25 156V155H24ZM62 157V158H66V157ZM177 156V157H178ZM24 158V160L22 159V158ZM96 157V158H95ZM95 157H93V158H95L94 159V161H96V159H97V157H99V156H95ZM175 157L176 156H174V159L172 160L173 162H175V161H177V157H176V160H175ZM178 157V158H179ZM53 158H55V159H53ZM58 158V157H57ZM61 158V157H60ZM92 158V159H93ZM205 158H207L208 159V156L207 157H205ZM204 158V159H205ZM239 158V160L241 159V157H238ZM237 158V159H238ZM22 159V160H21ZM29 159H30V157H29ZM86 159V160H87ZM160 159L158 160L159 162H161L160 161ZM187 159H185V160H187ZM204 159H202V161H203V163L205 162L204 161ZM207 159H206V161H207ZM55 160H57V161H55ZM74 160V161H73ZM97 160H100V157H99V159H97ZM181 160V159H180ZM185 160H184V162H185ZM196 160H199V162L198 161H196ZM209 160V159H208ZM24 161H25V164H24ZM32 161V162H31ZM172 161H170L171 163H172ZM183 161V160H182ZM182 161L180 162V161H177V163H182ZM191 161V162H192ZM210 161H211V159H210ZM210 161H208V163L210 162ZM12 162H14V163H12ZM28 162H30V163H28ZM63 162H65V163H63ZM81 162V161H80ZM157 162V163H156ZM169 162V165H170V167H171V163ZM32 163V164H31ZM96 163H99V162H96ZM96 163H93V164H96ZM157 165H156V164ZM176 163V162H175ZM175 163L172 165V166H174L175 165ZM177 163H176V165H177ZM199 163V165H197ZM207 162H205L204 164L205 165H207L208 164ZM166 164H164V165H166ZM243 164V163H242ZM63 165H65V166H63ZM68 165H70V166H68ZM73 165V166H72ZM140 165H142L143 166V168H139V170L137 169L138 167H141ZM205 165H203L202 164V166L204 167ZM209 165V164H208ZM211 165V164H210ZM76 166H77V168H76ZM98 166H100V165H98ZM155 166L157 167L156 169H160V170H158V171H156L157 173H159L160 175V177H161V173L164 175V176H162L161 178H159V176H157L158 174H154V176H155V180L157 179V177L159 178V181L157 180V181H155V180H152L151 178H149V179H146L145 178V180H143V181H140L139 179L141 178V180L144 178V177H146V175L144 176V175H141V176H138V175H140V174H142V172H141V170L140 169H143V171H144V168H146V173H149L150 172V170H152V172H151V175L153 176V169L155 170ZM202 166H200V167H202ZM74 167V168H73ZM101 168H102V166H101ZM98 169V170H97ZM149 170V172H147L148 170ZM174 169H175V167H174ZM181 169V170H180ZM105 170V169H104ZM138 171H140V174L138 173ZM144 171V172H145ZM169 171H171L169 174H166L167 172H169ZM223 171V170H222ZM104 173V175H103V173ZM106 172V173H105ZM221 172V171H220ZM99 173V174H98ZM154 173H155V171H154ZM235 173V172H234ZM237 173V172H236ZM95 174H98L99 176L101 175H103V177H101V178H99L98 176H96ZM205 174H203V175H205ZM234 176H233V178L234 179H236L235 177H237V174H233ZM144 176V177H143ZM151 176V177H152ZM153 176V177H154ZM112 177V178H111ZM138 177H140L139 179H138ZM150 177V176H149ZM99 178V179H98ZM148 178V177H147ZM152 181H151V180ZM154 181L157 183V185H156V183H155V186L153 185L154 184ZM153 182V183H152ZM121 183V184H120ZM121 185V186H123L124 188L123 189H119L118 187H116L117 185ZM113 188H116L117 190H115L116 192H112V189ZM119 190V191H118ZM230 193V192H229ZM129 195H132V198L134 199V201L136 202V204L134 205V204H132L131 203V201L129 200V197H131V196H129ZM127 197H128V200H127ZM216 197V198H215ZM186 199L187 200H190L191 202H189L188 204H186ZM230 199V200H229ZM132 204V205H131ZM134 205V206H133ZM127 206V208H129V209H131V208H135L136 210H133V212H127V213H122V215H120V213H121V209L124 207H126ZM121 210V211H120ZM124 210V209H123ZM231 213H233V212H231ZM134 218V217H133ZM136 218V217H135ZM194 224L196 225V226H194ZM226 225V224H225ZM250 225H252L251 223H247L246 225H245V227L246 228H248ZM5 228V229H4ZM9 228V229H8ZM3 229H4V231H3ZM8 229V230H7ZM7 230V232H5ZM9 230H11V232L13 231V235L15 234V233H17V236H19L20 237V234H21V237H20V239H18V238H15L14 236H16V235H11V234H7L8 233V231ZM149 230V229H148ZM125 231V230H124ZM131 231V230H130ZM84 232V233H83ZM10 233V232H9ZM19 234V235H18ZM16 236V237H17ZM40 236V237H39ZM118 233L117 232H108V234H107V236H105V237H107L109 240H115V239H117L118 237ZM25 237V239H23V238ZM53 238L52 240H54L53 242H47V241H45L43 238ZM22 238V239H21ZM29 238V239H28ZM26 239H28L29 240V242H26ZM34 240V244L33 243H31L30 241L31 240ZM21 240H25V242L24 241H21ZM32 240V241H33ZM120 240V242L119 243H121V241H125L124 239H119ZM189 242V241H188ZM49 243H53L52 245L53 246H51V247H47L46 246V244H49ZM191 243H193V242H191ZM204 243H207L208 245H210V247H211V249H216V250H220L221 251V253H222V257L224 258V260L223 261H225V262H221V264H242L243 263V260H244V258H247V264H264V228H262V229H260L259 231H257V232H253V233H244V234H238V235H236L235 237H230V238H221V239H218V240H211V238H209L206 242H204ZM40 244H44V245H40ZM134 244V243H133ZM195 244V243H194ZM45 246V247H44ZM46 247H47V249H46ZM237 248H240V249H247V252H245V254L244 255H242L238 250H240V249H237ZM63 251H65V252H63ZM67 252V253H66ZM68 252H71V253H73V255H70ZM116 252V253H117ZM197 252H199L198 250H196V253ZM74 253L75 254H77V253H81L82 254V256H80L81 254H77V256H79V257H77L76 255H74ZM117 254V256L118 255H120V254ZM126 255H125V254ZM130 253H133L134 255H136V256H131V254ZM132 254V255H133ZM168 256L170 259H167L166 260V258H165V256ZM245 256V257H244ZM247 256V257H246ZM131 257H133V258H131ZM107 258V259H106ZM93 261V262H92Z\"/></svg>", "mask_w": 264, "mask_h": 264}, {"label": "rangeland", "instance_id": "obj_2", "mask_svg": "<svg viewBox=\"0 0 264 264\" xmlns=\"http://www.w3.org/2000/svg\"><path fill=\"white\" fill-rule=\"evenodd\" d=\"M4 1H5V0H2V1L0 0V4H2V2H4ZM8 1H10V0H8ZM8 1L6 0V2L8 3V6H7V3L4 2V3H6V6H7V7L3 4L4 7H5V9H6V11L4 12L5 9L3 8V5H0V10L2 11V13L4 12L5 14H6L7 11L9 12V10H10L9 14H11L13 11H14V12H13V15L11 14L12 17H11V15L7 16L8 13H7V15H5V14L2 15V16L4 17V19H3L2 16L0 15V18H1L0 20L2 21V19H3L2 22L0 21V26H2V27L5 26V27H4V30L6 31V28H7V31H6V32H8L7 35H8V34L10 35V34L16 29L15 27H17V28L21 31L22 29H20V26L23 24L22 22L24 21V24H25V23H26L25 20L28 21V20L30 19L29 15H28L29 18L26 19V15L28 14V13H26V12L29 10V9H27V8H30V7H31V6L29 7L28 5H31L32 3H31V4H27V3H30V1L32 2L33 0H28V2H27V0H23V1H22V0H19V1H18V0H14V2H12V0H11L10 2H12L13 4L9 3ZM24 1H25V2H24ZM37 1H38V2H37ZM37 1H33V3H34V2H35V3H34L32 6H34V7H37V6H38L39 9H38V8H37V9L35 8V9H36V10H35V9L32 8V9H33V12H35V14L32 12L31 8H30V10H31V12H32L35 16H36V13H38L39 11H40V12L42 11L43 13H40V12H39V13H38L39 15L37 14L38 17L36 16L38 19H41V18H42V19H43V23H44V25L46 24V26H42V27H41V30H42L43 28L45 29V27H47L45 30H49V29L51 30V29H52L51 31H50V30H49V31H45V30L43 29L45 32L42 33V31H41L40 29H38V28H37L38 30L35 29L34 25L36 24V20H37V19H36L33 15H32V17L35 18V19L30 20L31 23H32V25H33V23L35 22L34 25L32 26V27H33V30L36 31V32L39 31L38 34H39V33H40V35L42 34V35H41L42 37H41L40 35H39V37H36V36H38V34L36 33L37 35H35V33H33L34 31H32V27H30L31 25L28 26L29 22H27V24H25L26 26H28V27H26L27 29H26L25 26H24L25 29H23V30H25V31L22 30L23 32L20 33L17 29L15 30V32H16V31L19 32L20 35H18L17 32H16V33H17V35H18L20 38H19V37L16 38L15 32L12 33V34H13V37H11L12 34L10 35V37H9V35L6 36V35H5L6 32H4V31L2 30V29H3L2 27H0V30L3 31V32H0V33H1L2 35H3V34L5 35V36L3 35V36L5 37V38L3 37V39H5V40H3V39H2V35L0 34V36H1V37H0V39H1V40H0V55H1V56H2L3 54H6L7 57L9 56V55L7 54V53H8V52H7V49H8L7 46L9 47L8 51H9V50L13 51V47H10V46L8 45L9 43H10L11 45H14V51H15V47H18L20 43H21V44H20V46H21L22 44H24V43L26 42V43H25L26 45H23V46H21V47L19 46V48H16V50L18 49V50H17V54H19L18 51H20V50H22V52L20 51V53H22V54H21L22 56L24 55V52H23V51H26V52H27V50H28V52H27L26 54H27V56H28V54H29V58L26 56V54H25L23 57H21V55H19V58L21 59V61H23V60L29 61V63L26 62V61L20 63L21 61L19 62V61H18L19 58H18L16 61L19 62L21 65H20L19 63H16V64L19 65V67L15 64V62H16L15 59L12 61V60H11L12 58L10 59V57H9L8 59H9L10 61H9V62H8V61L5 62V59H3V58L0 57V58H1V61L4 60L3 63H4V62H5V63L8 62V64H9V63L11 62V63L9 64V65H11V66H12V63H14L15 65H13V68H14V66H15L16 68L19 69L21 66H23V63H25L24 66H26V68L22 67V68L19 69V70L22 69V71H19V70L17 69L16 71H18V73H16V71H15L12 67L9 66V69H8V67H7L8 70L11 71V70L13 69V72H14V73H11V72L8 73V75H9V74H13V75H14V76H13V75H10V78H15V80L18 78V79H19L18 81H13L12 79H10V78L8 77V75H7V76L5 75L4 72L8 71V70H6V66H5V70H6V71H5V70H2V71H4V72H2V71L0 70L1 73H4V75H5L6 77L9 78V79H8V78H6V79L11 80V81H10L11 83H10L8 80L5 79V76H3V74H2V76H3L4 79H2V76L0 77V78H1L2 80H4V81L6 80L5 82H3L5 85L7 84L6 87H7V86L9 85V83H10V85L8 86L9 88L7 87L8 90L4 89V86H5L4 84L1 83V84L4 85V86H2V85L0 84V86L3 87V88H1V87H0V88L3 89V90H6V92L3 91V90H0V91H1L0 94H2V93L4 94V96H2V97H1V95H0V99H2V98H7V97L9 98V97H10L9 99H8V98H7V99H8V101H9V100L11 101V104H10V101L8 102L10 105H9V106L7 105V109H6V108H5V107H6L5 104H8V103H6V102H7V101H6L7 99L2 100L3 103H1V100H0V107H1V108H2V107L5 108V110H4L3 108L0 109V110H1L0 113H3V112H4V116L6 115L5 117H7V115L9 114V112H8L7 110L10 111V109L12 108L13 111L16 110L15 112L17 113V115L19 114L18 112H20V113H21V116L23 115L22 117H24L25 119H26V117H29L28 115H30L29 118H31V116H32V119H33V120L36 119V118H38V119H36V120H39V119H41V117L45 119L46 117H48V114L46 113V112H48L47 108H46V111H45V109L43 108V106L46 105V102H45V101H47V100L50 101V100H51V102H49V104L51 105L52 101H54V100H55V101L58 100V97H59V98H60V97H63L64 99L66 98L65 101H63V103L65 102L64 104H62V102L59 101L60 99H61V100H64V99H62V98H60V99L58 100L59 102L56 101V102H55V105H54V103H52V106H53L52 108H54V106L56 107L57 104H58V106H61V104H62V106L65 105V104H67V106L65 105L66 108L63 107V108H64V109H63V108L61 107V108L63 109V112H61L62 109H60V112H58V111H59L58 106H57L55 109H53L54 111H49V112H48L50 115H52V113L54 112V113H53V114H55L54 117H55L56 114H57L58 117L55 118V119L57 120V123L55 122V119H54L53 116H50V115H49V117H51L52 119L49 118V117H48L47 119H51L52 121L54 120V123H55L56 125H57L58 122H59L57 118H59V120L61 119V120H60L61 122H59V123H61L62 128H63V126H64V125H62V121H63L62 119L65 120L66 118H67V119H66L67 121H63V122L68 123V121H69V119H70L69 123H70V122L72 123V121H73V123H75L74 125L71 124L72 127L77 125V126L79 127V129H80V127L83 126V128H81L82 131H81V130L79 131V129L77 128V126L74 127V129H73V128L71 127V125H70V126H67V124L63 123V124H65V125L67 126V128L70 127V132H72L71 128L73 129L74 133H75L77 130L79 131V132H78V131L76 132V134H77V133L79 134V135L77 134V136L75 135L76 137L74 136V134H72V137L74 136L73 141L71 140L72 137H69V135H68V137L71 138V139L69 140V139L67 138V136L64 135V134L66 133V131H68L67 128L65 129L66 126H64V128H63V129H65V130H63L62 128H60V125H57V126H56L54 123H53V126L50 125V124H52V121H50L51 123H49V125H48V123H47L48 120H46V119H45L46 121L41 119L40 122H41V123L43 122L44 124H45V122H46L47 124H45V125H46V126L48 125L47 128H48V127L51 128L50 126H52L53 128H55V126H56V127H59V131H61V129L63 130V135H62V133L60 132L62 136L60 135V133L58 134V133L56 132V134L59 135V136L57 137L58 139H57V138H56V139L59 140V143H60L61 141L63 142V139H62L63 136H66V138L64 137V138H65L64 141L67 140V139H68L69 141L67 140V141H66L67 143H66V142H65V143L68 144V142H70V143H69V144H70V147H71V145H72L73 148H74V146H75V148L77 147V149L74 148L75 151H73L74 149H71L72 152H74V153L71 152V154H73V155L75 154V155H76V153H78V152L80 153V151H81V153H80V157H82L81 154L84 153V154H83V160L85 159V156H84V155H86V157H87V155H88L87 158H89V157H91V156H92V158L95 157V156H99V157H100V160H97V159H99V157H97L96 161H94V159H95L96 157L93 158V159H92V158H91V159L89 158V161H90V162L88 161L87 158H86L87 160L85 159V161H88L89 163H91V166H92V167L90 168L91 171H93V169H96L97 167H98V168L100 167L99 169H102L103 171H106V169H107V171H108V168H110L111 176L114 177V175H115L116 172L114 171V169H113L111 166H109V165H110L109 163H111V162H109V161H110V150H111V148H113V147L115 146V145L113 146V144L115 143V141H116V139H117L116 137L119 138V137L121 136L120 138H121V140H122V138L124 137V136H122V135H123V134L125 135V133H128V132L130 131V129L128 130V128H131V127H132V129H133L132 131H134V129H136V130L138 129V131H139L140 134L137 133V131H134L133 134H132V132H129V136H130L129 139H126L125 141H124V140L121 141L120 138L117 139V140L121 141V142H120L121 145L123 146L122 142H123V143L125 142V143H128V144H127L128 146H132L133 143H134V144H135V142L137 143V141H135V140H136V137H135V136L138 137V135H141V134H142V135H141L140 137H141L142 139L144 138V140L146 139V140H145L146 142H145L144 140H143V142H144V143H147V142H148V139H149L148 136H147V134H146V136H147L146 138L143 137V135H145L146 132H147V133H148V132L152 133L154 127H157V128H159V130L163 131L162 128L160 129L161 126H160V127H158V126H159V124H162L160 121H162V116H164L163 114H165L166 111H165V113L163 112V114H162V112L160 113L159 110H161V109H159V108H161V107L163 106L165 110H169V109H167V108H169L168 106H170V107L173 108L172 110L175 111V110L177 109L176 111H178V108L183 109V107H181V106L183 105V106H184V109H185V107L189 104V102H191V101H190V98H191V99L194 98L195 95H194L193 93H195V94L197 95V96H195L194 99H196V97L198 98V95H202V93H203L204 96H207L208 93H209L208 96H210V93H211V95H212V93L215 94L216 97H214V98H212V97L210 96L209 99L212 98V100H210V102H208V103L206 104L205 109L212 110L213 107H217V108H223V109H225V110H226L225 113H222V114H224L223 121H225V122H227V123H231L230 125H233L232 122H233V123L235 122L234 125L236 126V127H235L236 130H237L238 127L240 128V130H237V131L234 130V131H236V132H234V131L232 130V131H233L232 133H228V132L226 131V133L229 134V136L226 134V137L228 136L227 138L224 136L225 133H224V135H223V133H222V135L224 136V138H223V136H222V138L219 136L223 141H224V140H225V141L228 140L227 142H228L230 145H233V147H234L233 149H235V151H237V152H235L234 150H232L231 152H232V153L235 152V153H237V154H235V153L232 154V153L229 151V152H230V156H231L230 159H229V163H225V168H222L223 171H222L221 169L218 168V170L216 171V176H214L213 174H211V175H207V174H205V173L200 172V171H203V170H204L203 172H205V171H207L206 169H208V170H209V169H212V167H213L214 165L211 163L213 157L210 158V157H211V156H209L210 154L207 155L205 152H203V151L205 150V147H204L205 145L203 144V146H200V145H202V143H200L199 145H198V143H199L200 141L202 142V140H203V143H204V139L207 138L206 140H208V141H207V143H206V141H205V144H209L208 147L210 148V146L212 145V143H211V145H210V142H216V140L218 141V139H219V141H222V140H220L219 137H217V136H218L217 133H214V136H213V135L209 136V134H213V133H212V129H213L214 125H215V126L218 125L217 122L220 121V117H219L220 115L215 114V113L219 112V110H217V109L215 108L214 110L210 111V112H212V113H213V111H214L215 113H213V114H214V115H217V117H218V118H217L216 116H214V118L216 117V119H214V120H215L214 122H213V120H212V119H213V118H212V117H213V114H211V113L209 114V116H208V118L206 119V121L208 120V122H209L210 120H212V122L210 121V123H208V122L206 123V122L203 120V121L205 122L204 124H212V123H213L212 126L210 125L211 128H209L210 126H207V127H206V125L204 126V124H203V125L201 124L203 127H205V129H206V128H207V129H206L205 131L202 129L203 134H202V135L200 134V136H201V137H202V136H204V137L207 136V137H205V138L202 137L203 139L200 137L201 140H200L199 142H198V140H197L198 143H197V142H196V143L193 142V144L190 143V146L188 147V149L190 150L189 152H191V154H192V155H191V154H190V155L193 157V154H194V158H195V159H196V157H197L200 153H199V154L197 153V149L194 150V151H191L190 148H192V146L195 145V144L198 145V148H199V149H201V147H202V148L204 147L203 150H199V149H198L199 152L201 151V153H204V154L201 155V156H204V157H203V158H200V161L202 162V163L200 164V166H202V164L205 165L204 163H205V162L208 163V161H210V159H211V161L208 163L209 165L207 164V165H205L204 167H203V166H202V167L197 166V168H198L197 171H199V169H200V171H199L200 174H198V173L194 174V176H196V175L199 176V181H198V183H196V185L202 186V185L204 184V185H208V186H210L211 189H216L217 193H218V194H221V195H218V197H221V196H223V195L225 196L226 194H228L227 197L231 199L233 193H234L235 195H240V198H237V196L234 197V199H233V201H232L231 209H230V210H227V212H228V214H229L230 216L224 218V220L226 221V222H224V223L226 224V225L224 224V227H219L218 229H214V232H213V233H210V232H208L207 230H205V229H203V228H200L201 231H198V229L195 228V227H187L186 224H183V225H178V224H176V225H173V226H160V224H157V223H152V222L142 221L141 219H139V217H141V216L136 215V216H131L130 218H126V219H123V220H119V218H118V220H112V221H109V222H104V223H102V226H104L103 229H105V230H104V232H101L100 236L98 237V239H97V240L99 241L98 243L89 244V246H86L83 250H80V251H78V250H79V249H78V246H77V248H74V246H71V245L68 244V245H64V248H65L64 250L66 251V249L69 248V250L67 249V251H70V249H72V250H73L72 252H75V253H76V252H82L83 254H85V253H86V254H89L88 256H90V255H91V256H92V255H95L96 253H98V254L101 253V254H100L101 256L103 255V256L106 257V255H108V254H112V253H109L108 251H113V252H114V251L118 250L119 248L122 249V247H128V246L131 245V246H130L131 248H129V249H132V250L136 251V253L138 254L137 257H138V259H139V257L141 258L142 256H145L144 254H142V252L145 251L143 245H141L142 242L147 243V244H150V243L153 241V239H155L156 237H159V238L161 237V238L167 239L168 241H170L172 244H175V245H182V243H188L189 245H194V246H196V247H193V248H192V247L189 248L187 254H185V255H183V254L180 255V256H181V257H180V258H181V264H221V262H225V261H223L224 258L222 257V253H221L220 250L211 249L210 245H208L207 243H204V242H206L209 238H211V240H218V239H221V238H225V239H226V238H230V237H235V236L238 235V234L257 232V231H259L260 229L264 228V107L256 106V105H255V104L258 105L259 103L261 104L260 101L256 103V100H255V99H257V101H258V99H259L258 97L262 98L261 101H263V99H264V74H263V75H260V74L263 73L262 70H259L260 67L255 66V65L257 64V62H258V63H260L259 65H261V68H264V67H263V65H264V63H263V60H264L263 56H264V55L262 54V55H263V56H262V55L260 54V52H261V53L264 52V47H263V45H264V42H263V41H264V18H262V17H264V10H263V9H264V8H263V6H264V2H263L262 0H255V2H254L253 0H249V1H248V0H247V1H246V0H245V1H244V0H201V1H200V0H196V1L193 0V3L195 4V2H196V4H197L198 6L192 4L191 6H192V7L194 6V9H192V7H188V9H186L187 6H185V5H183V4H180V3H179V0H171L172 3H173L174 1H175V3H176V4L173 3V4L176 5V6L172 5L173 8H172V6L170 7L171 9L169 8L170 11L168 12V15H170V14L172 15V16H171V20H169L170 18H165V16H164L163 18H161L164 14H163V15H160V16H161V17H160V18H161V22H162V23H161L162 26H161V24L158 25L157 23H154V21H153V22L150 21V19L152 20V17L149 16L150 11L147 12V13H149V14H147L146 12H144V11H145V5H146V1H147V0H146V1H145V0H135V2H133L134 5H133V4H127V3H132L133 0H129L130 2H129L128 0H127V2H126V0H125V1H123V0H120V1H119V0H116V1H115V0H112V1L109 0V1H111V3H110L108 0H107V1H108L107 3H105L104 0H102V1H101V0H100V1H98V0H97V1H95V0H84V1H83V0H78V1H80V3H82V6H83V7L81 6V4H80L77 0H75V1L72 0V1L74 2L75 5H76L75 2L77 1V3H78L77 5H80L81 7L78 6V8H77V6H75V5L73 4V5L75 6V7L73 8V7H72V6H73V5H72L73 2L71 1L72 3H70V4H71V7H70V8H71V9L73 8V9H72L71 11H69L70 8L67 9V7H65V9H66L65 12L63 11V10H64V7H63V9H62V7H58V6H59V5H58L59 3L57 2L58 0H44L42 4L39 3L40 0H37ZM41 1H42V0H41ZM41 1H40V2H41ZM45 1H47V3H48V1H50V2H49L50 4H51V1H52V4L54 3L53 1H55L56 3H54V4H57L58 6H57V5L55 6V5L53 4V5H51V6H53V7H50V6H49V5H50L49 3H48V4H47V3H44ZM86 1H87V3L85 4ZM88 1H91L90 4H88V3H89ZM93 1H94V2H93ZM105 1H106V0H105ZM114 1H115V3H114ZM117 1H118V3L120 2V4H118ZM122 1H123V2H122ZM136 1H139V3H138L137 5H136ZM141 1H142V3H141ZM165 1H166V0L162 1V3H160L158 0H157V2H156V0H154V1L152 0L151 2H153L154 4H155V3H158V4L160 3V4H159V7H160V6H166V7H167L168 5H170L168 0L166 1V4H167V5H165V3H164ZM243 1H244V2H243ZM252 1H253V2H252ZM261 1H262V2H261ZM15 2H16V5H17V6L21 5L22 8H21V7H18V8H20V9L17 10V8H16L15 5H14ZM20 2H21V3H20ZM97 2H98V3H97ZM101 2H102L103 4H102ZM112 2H113L114 4H116V5H115V6H116L115 8H114V6H113L114 4H113ZM124 2H126V3H124ZM167 2H168V3H167ZM197 2L200 3V4H198ZM38 3H39V5H41V6H39ZM91 3H94L95 5H94V4H91ZM96 3H97V4H96ZM108 3H109V6H108ZM121 3H122V4H121ZM143 3H144L145 5H144ZM178 3H179V4H178ZM9 4H11L12 6L9 5ZM18 4H19V5H18ZM43 4H44V7H45V8L48 6L49 10H52L53 12H54V11L56 12V10L59 8V9H60V13L63 12L64 15H65V13H66L67 16H64V17H67L68 19H65V20H64V18L62 19L61 16H60V18H59V17H57V18L55 17V19H53L54 17L51 18V19H53V20H56V22H57V20H58V22H59L58 24H59V25H57V23L55 22L56 25H57V28H58L60 25H62V26L64 25V28H63L62 26H60V30H61V31L58 30L59 28L56 29V30H55V28H53V26L56 27V25L53 24V23H54L53 20H52V22H51V19H50V18H49V19H46V18H47V15L49 16L51 13H52L51 15H54V16H55V15L59 12V9H58L57 13L55 14V13H53L52 11L49 12L48 8H46L45 10L42 9V8H44V7H43ZM100 4H101V7H100ZM106 4H107V6H106ZM117 4H118V6H120V7L117 8ZM125 4H127V5H125ZM142 4H143V5H142ZM154 4H152V6H151L152 8H150V9H152L151 11H154V12H155V10H156L157 7H158V4H155V6L157 5V6L155 7V9H154V7H153ZM242 4H245V5H244L245 7H244ZM262 4H263V6H262ZM84 5L87 6V7H85ZM88 5H89V6H90V5H91V6L93 5L92 8H94V11L96 10L95 12L99 13V15H98L97 13H95V12L92 13L91 10L93 11V9L91 8V6L88 7ZM98 5H99V7H100V8H99V9H100V12H99V9H98ZM104 5H105V6H104ZM124 5H125L126 7H125ZM128 5H130L131 7H130V6L127 7ZM140 5H142L143 8H142V6L140 7ZM177 5H178V6H177ZM13 6H14L16 9H14ZM27 6H28V7H27ZM54 6H55V8H54ZM69 6H70V5H69ZM102 6H103L104 8H103ZM110 6H111V7L113 6V8L109 10V8H111ZM122 6H123V7H122ZM133 6H134V8H133ZM135 6H136V7H135ZM179 6H180V7H179ZM241 6H242V7H241ZM9 7H10V8H9ZM40 7H41V8H40ZM56 7H57V8H56ZM105 7H106V8H105ZM107 7H108V8H107ZM149 7H150V5H149ZM177 7H179V8H177ZM195 7H196V8H195ZM197 7H198V8H197ZM7 8H8V10H7ZM11 8H12V10H11ZM50 8H52V9H50ZM53 8H54V9H53ZM75 8L79 10V13H78V10H76ZM79 8H80V9L82 8V10H80ZM83 8H84V9H83ZM88 8H89V13L87 12V11H88ZM95 8H96V9H95ZM125 8H126V9H125ZM131 8H133L135 11L138 9V10H137L138 12H135V11L132 10ZM141 8H142L143 10H141ZM174 8H175V9H174ZM240 8H243V9H240ZM3 9H4V10H3ZM21 9H23V11H21ZM41 9H42V10H41ZM55 9H56V10H55ZM74 9L76 10V14H75V10H74ZM86 9H87V10H86ZM97 9H98V10H97ZM101 9H102V10H103V9H104V10L107 9V10H106V11L103 10V13H102V12H101V11H102ZM114 9H116V11H115ZM120 9H121V10H120ZM128 9H129V10H128ZM153 9H154V10H153ZM176 9H177V10H176ZM182 9H183V10L186 9V10L183 12ZM26 10H27V11H26ZM30 10H29V14L31 13ZM38 10H39V11H38ZM61 10H62V11H61ZM84 10H85V11H84ZM117 10H118V12H119V10H120L121 12H122V10H125V11L128 10V11H126V13H125V11H123V14H122L121 12L118 13ZM140 10H141V11H140ZM172 10H174V11H172ZM261 10H263V11H261ZM1 11H0V12H1ZM17 11H18V12H17ZM20 11H21V12H20ZM37 11H38V12H37ZM66 11H69V12L72 13V14H70L69 12H68V14H67ZM111 11H112V12H111ZM113 11H115V12H113ZM132 11H134V12L132 13ZM156 11H157V10H156ZM215 11H216L215 15H216V14H217L218 16H222V15H223L224 18L226 17V22L229 23L233 28L237 29L238 32H239V34L242 33V32H240V31L243 30V33L241 34V36H242L243 34L246 33V30H247V29H248V30H255V28H256V29L258 28V29H257V33H258L257 36H254V37L252 38V39H253V42L255 41V42H257V43H255V42L253 43V44H254V47L256 46L254 50H253V45L250 47V48L253 50V52H250V54L247 53V54H245L246 56L243 55V56H241L240 58H238L237 60H234V61H233V60H231V61L229 60V61L227 62L228 65H227V64H226V65H222V67H220L221 70L218 68L219 71H218V69H215V70H216V72H215V70H214L213 68H210V69L208 70L207 74H206V72L204 73V71H207L206 69H208L209 66L214 67V66H215L214 64H216V62L212 60L213 57H210L211 54L209 55L210 51L213 50V47H212L213 45H212V44H214V43H213V42H212V43H211V42H210V43L207 42V36H208V34H209L208 32H210V31H212V30H214V31H215V30H221V29H219V28H223V27H224V25L222 26L223 23H218L217 25H212V24L207 25V26L209 27V29H208V27L206 26V28H203V29L200 30L201 32L199 31L200 34L197 33V32H198V31H197V32L195 33L196 37H195V38L192 37V39H189V41H187V42L189 43V44L187 43V44H188V46L186 47L187 50H185V48H184L185 45H184V47H183L182 45H179L180 47L178 48V44H181L182 42H181V43H179V42L185 40V37L189 35V33L187 32V31H188L187 29H189V27H190V28L198 27V23H199L198 21H199V19H200L199 16H202V15L204 14V15H209V17H210V16H211L210 14H212V13L214 14ZM15 12H16V13H15ZM19 12H20V14H19ZM48 12H49V13H48ZM81 12H82V13H81ZM83 12H86V13L84 14ZM109 12H110L112 15H111ZM116 12H117V13H116ZM128 12H129V13H132V14H129ZM139 12H141V13L143 12L142 14H143L144 16H145V14H146L147 17H146V16H145V17H146L147 19L143 17V19H146V21L143 20V19H140V17L143 16V15H142L141 13H139ZM172 12H173V13H176V15H175V14H172ZM180 12H181V13H180ZM14 13H15L17 16L14 15ZM17 13H18V14H17ZM24 13H25V14H24ZM44 13H46V14H44ZM60 13H58V14H60ZM63 13H62V14H63ZM73 13H74V15H73ZM77 13H78V14H77ZM87 13H88V15H86ZM101 13H102L103 16H101ZM104 13H109V14L111 15V17H110V16H107L108 14L104 15ZM114 13H116L118 16L115 15ZM120 13H121L122 15H125V16H122ZM177 13H178V14H177ZM182 13H183V14H182ZM185 13H187V14H185ZM218 13H219V14H218ZM221 13H222V15H220ZM0 14H1V13H0ZM41 14H42V15H41ZM80 14H81V15H80ZM89 14H90V15H91V14H92V15L95 14V15H97V16H95V15H94V16H92V15L90 16ZM113 14H114V16H113ZM138 14L140 15V17L138 16ZM201 14H202V15H201ZM213 14H212V16H213ZM261 14L263 15L262 17H261ZM18 15H19V16L24 15V16H23L24 18H23V17L20 18V17H18ZM43 15H44V17H45L46 20L42 17ZM60 15H61V14H60ZM68 15H73L74 17H70V16H68ZM75 15H76V16H75ZM83 15H85V16L82 17ZM120 15H121V19H120V20H122V21L125 23L126 26H124V24H121L122 21H120V20L118 19V18H120ZM126 15H127L128 17H127ZM130 15H131V16H130ZM132 15H133V16H132ZM135 15H137L136 18L134 17ZM151 15H152V14H151ZM174 15H175L176 17H175ZM185 15H186L188 18H190V21H189V22H191V23L188 22L189 19H188ZM190 15H191V17H190ZM215 15H214V16H215ZM6 16H7V18H9V20H8V19H7V20L5 19ZM30 16H31V14H30ZM56 16H59V15H56ZM80 16H81V18H80ZM87 16H89V18H90V17H91V18H93V17L96 18V17H97L96 19L100 18V19H98V22H99V21H100V22L102 21L101 23L99 22V26L101 27V28H100L101 30H100L99 28H98V30H100V32H101L102 34L106 35V36L108 37V39H113V41H112V40H111V41L109 40V42H107L108 40H107V37L105 36V38H104L103 40H105V42H106V44H107V45H106L104 41L98 39V37H101V34H97L96 36H94V35L90 36V35H91V34L89 35L90 31H91L92 34H94V32H92V30H91L92 28H89V26H87V25H86L87 27L85 26V28L88 30V34L86 33V31H87L86 29H85V32L83 31V29H82L83 27L81 28V31H83L84 34H83V32L78 31L77 29L80 30V27H81V26L77 27V25H75V23H82V24H83V22H84V24H87V23H85V21H84V20H88V19H89V18H85V17H87ZM98 16H99V17H98ZM100 16H101V17H100ZM106 16L109 17V19H108ZM115 16H116V17H115ZM148 16H149L150 18H149ZM212 16H211V17H212ZM254 16H256V19H254V18H255ZM257 16H259V17H257ZM14 17H15V18H14ZM32 17H31V18H32ZM39 17H40V18H39ZM62 17H63V15H62ZM77 17H78V19H77ZM103 17H104V18H103ZM113 17L117 18V20H119L120 23H119L118 21H116V20H113V19H112ZM129 17H132L131 19L133 20V22H134V20L137 19V17H138V20H137V21H140V20H142V21H141V22H137V21H135L134 24H132L133 22L131 21V19H130ZM133 17H134V18H133ZM10 18H11V19L14 18V20H12L13 22L10 20ZM70 18H71V19H70ZM72 18H73V19H72ZM82 18H83V19H82ZM115 18H114V19H115ZM122 18H123V19H122ZM128 18L130 19V21L128 20ZM173 18H174V19H173ZM179 18L181 19V21L179 20ZM184 18H185V22L183 21ZM17 19L20 20V21H18ZM21 19H23V20L21 21ZM75 19H76V21H75ZM80 19H81V20H80ZM111 19H112V20H111ZM177 19H178L179 21H178ZM182 19H183V20H182ZM44 20H45V21H44ZM61 20H62V22H61ZM66 20L71 21V22H72V20H73L75 23L72 22L73 24L71 25V23H70V22L67 23ZM77 20H78V21H77ZM82 20H83V22H82ZM103 20H105V21L107 20V24H106ZM109 20H110V21H109ZM126 20H127L128 22H127ZM167 20H168V21H167ZM242 20H243V21H242ZM6 21H8V22H6ZM14 21H18V22H21V23H19V26H17L18 22L14 23ZM32 21H34V22H32ZM37 21L39 22V20H37ZM63 21H64V22H63ZM79 21H81V22H79ZM113 21H114V22H113ZM115 21L117 22L116 24H115ZM143 21L145 22V23H144V28H145V30H144V28H143V26H142ZM147 21H148V22H147ZM165 21L167 22V24H166ZM170 21H171V24H172V25L170 24ZM9 22H10V23L12 22V24H15L16 26L10 24ZM46 22H47V23H48V22H49V23L51 22V23L53 24V26H50V24L47 25ZM60 22H61L62 24H61ZM108 22H109V23H108ZM110 22H111V23H110ZM112 22H113L114 24H112ZM126 22H127V23H126ZM130 22H131V23H130ZM158 22H159V21H158ZM242 22H243V23H242ZM244 22H245V23H244ZM2 23L7 24L8 26H6V25H4V24H2ZM40 23L43 24V23H42V20L40 21ZM104 23H105V25H103ZM128 23H129V25L127 26ZM135 23H137V25H139V24L141 23V25L139 26V27H141V28H137V26H136ZM138 23H139V24H138ZM146 23H148V24L145 25ZM152 23H153V25H154L155 27L152 26V27H151L152 30H151V29H149L147 26L150 27V25H152ZM184 23H185V24L187 23L188 25L190 24L191 26H190V25L188 26L187 24L185 25ZM196 23H197V24H196ZM241 23H242V24H241ZM1 24H2V25H1ZM24 24H23V25H24ZM52 24H51V25H52ZM84 24H83V26H84ZM100 24H101V25H100ZM119 24H120V25H119ZM164 24H166L168 28H167L166 25H165V26H164L165 29H164V27H163ZM173 24H175V25H173ZM177 24H178V25H177ZM179 24H180L181 26H180ZM240 24H241V25H240ZM244 24H245V25H244ZM23 25H22V26H23ZM67 25H68L69 27L73 28V29H74V28L76 29V31L74 32L75 34H72V35L75 37L74 39H73V36H72V35H71L72 37L69 36L70 34H66V36H65V33L68 32V31L66 32V30L68 29V26H67ZM70 25H71V26H70ZM114 25H115V26H114ZM116 25L119 26V27H117L118 29L121 28L123 31H122L121 29H120V31L117 30V29H115L114 27H116ZM130 25H131V26H130ZM156 25H158L159 27L161 26V27L159 28V27L156 26ZM169 25H171V26H175V28H173V27H171V26H169ZM184 25H185V26H184ZM238 25H239V26H238ZM9 26H10V27H9ZM11 26H12V28H11ZM49 26H50V27H49ZM65 26H67V27H65ZM108 26H110L109 28H111V29H112V27H113V29L115 30V31H113L114 33L112 32L113 29L111 30V32H108V31H110V29H109V30L106 29V28H108ZM120 26H121V27H120ZM129 26H130L131 28H129ZM145 26H146V27H145ZM244 26H245V27H244ZM248 26H249V27H248ZM250 26H251V27H250ZM252 26H253V27H252ZM61 27H62L63 29H62ZM104 27H105V28H104ZM123 27H124V28H123ZM132 27H133V28H132ZM217 27H218V28H217ZM236 27H238V28H236ZM254 27H255V28H254ZM1 28H2V29H1ZM10 28H11L12 30H13V28H14V30L12 31ZM21 28H22V27H21ZM48 28H49V29H48ZM71 28H69L68 30H70ZM102 28H104V29H103V32H102ZM125 28H126L127 30H125ZM134 28H135L134 31H136L137 29H139V32H138V33L135 32V34H134V31H132V29H134ZM136 28H137V29H136ZM146 28H147L148 30H147ZM154 28H155V29H154ZM161 28H163L164 31H162ZM166 28H167L168 30H167ZM170 28H171V30L174 29L173 32H172L171 30H169ZM242 28H243V29H242ZM244 28H245V29H244ZM8 29H10L11 31L8 30ZM73 29H72V30H73ZM128 29H129V30H128ZM156 29H157V30H156ZM175 29H176V30H175ZM206 29H208L209 31H207ZM29 30H31V31H30L31 33L29 32ZM57 30L59 31V33L61 32L58 36H56V35L58 34ZM62 30H63V31L65 30L64 33H63ZM72 30H70L71 33L73 32ZM153 30H155V32H156V31H158V32H156V34H155V32H154ZM160 30H161V32L159 33ZM165 30L168 31V33L165 32ZM185 30H186V31H185ZM261 30H262V31H261ZM27 31H28V33L30 34V36H29L28 33L26 34ZM52 31H53V32H52ZM55 31H56V32H55ZM77 31H78V32H77ZM94 31H95V30H94ZM104 31H105V32H104ZM116 31H117V33H119V34L121 35V40H119V37H120L119 34L115 35V34H116ZM121 31H122V32H121ZM127 31H128L129 33L132 31V33H131V34H133L132 37L129 36V35H131V34H128ZM149 31H153V33L149 32ZM178 31H179V32H178ZM259 31H261V32L259 33ZM51 32L53 33V35L50 34ZM54 32H55V33H54ZM76 32H77V33H76ZM100 32H99V33H100ZM125 32H126V33H125ZM141 32H143V33H141ZM145 32H146V33H145ZM147 32H149V33H151V34H147ZM163 32H164V33H163ZM171 32H172V33H175V34H172ZM206 32L208 33L207 35L205 34ZM255 32H256V30H255ZM23 33L26 34V36H27L26 39H27V40L23 38L24 36H21ZM32 33H33V35H35V38H37V40H36L35 38H33V39H35V40L32 39V37H33V35H31ZM45 33H46V35H45L46 39L48 38L47 40H45V39H44L45 37H43V35H44ZM68 33H70V32H68ZM78 33H79V34H78ZM111 33L114 34V35L112 34V35L114 36L113 38H111V37H112ZM121 33H122L123 35H122ZM136 33H137V35H136ZM139 33H140V34H139ZM157 33H158V34H157ZM162 33H163L164 35H162ZM176 33H179V34H178L179 36H178ZM183 33L188 34V35H183ZM25 34H23V35H25ZM48 34H49V35H48ZM54 34H55L56 38H59L60 36H61L62 38H59L58 40H57V39L55 40V39H53V38H55V37H52V38L49 37L50 35H51V36H54ZM62 34H64L65 38L68 37L70 40H69V39H65L64 36H63ZM82 34L84 35V37H81ZM109 34H110L111 37L109 36ZM124 34H127V35H124ZM142 34H143V35H142ZM145 34L148 35V36H146ZM153 34L155 35L156 38H154V35H153ZM159 34H161V35H160L161 37H164V38H163V41H162L161 37L159 36ZM167 34H168V35H167ZM180 34H182V35H180ZM261 34H262V36H261ZM14 35H15V36H14ZM67 35H68V36H67ZM76 35H78V36H76ZM79 35H80V37H79ZM86 35H87V36H86ZM98 35H99V36H98ZM135 35H136V36H135ZM138 35H140V36H138ZM149 35H150V36H149ZM165 35H167V36L165 37ZM171 35H172V36H171ZM173 35H176V37L173 36ZM205 35H206V36H205ZM217 35H218V34H217ZM255 35H256V34H255ZM258 35H260V37H259V41H256V40H258ZM47 36H48V37H47ZM85 36H86V38H85ZM89 36H90V37H89ZM97 36H98V37H97ZM124 36H129L131 39H130L129 37L127 38V37H124ZM143 36H144V37H143ZM181 36H182V37H181ZM184 36H185V37H184ZM7 37H8V39L6 40ZM29 37H31V38H29ZM40 37H41V38H40ZM78 37L81 38L82 40H80ZM88 37H89V39H88ZM94 37H96L97 40H96V39L93 40L92 38H94ZM116 37H118L119 42H118V40H117ZM133 37H135V38H133ZM147 37H149V38H147ZM151 37H153V38L150 39ZM171 37H172V38H175V40L172 39ZM255 37H257V38H255ZM262 37H263V38H262ZM21 38H22V39H21ZM38 38H40L42 41L45 40V42H46L48 45H47L45 42H42V41L39 42V39H38ZM77 38L79 39L78 41L75 42V43H77V44H78V42H79V44H80L81 42H83V40H84V38H85L86 41L84 40V42H86V43L84 44V46L86 45L88 50H86V49L84 48V46H83V47L80 46V49H79V48H78V47H79V44L76 45L75 43H74V46H75V47H73V45H72V44H73V40H75V39L77 40ZM102 38H103V36H102ZM114 38H116V39H114ZM124 38L127 39L126 42H125V39H124ZM140 38H141V39H140ZM142 38H143V39H142ZM145 38H146L147 40H146ZM157 38H158V40H160V39H161V40L158 42ZM165 38H166V39H165ZM169 38H171L172 41H173V40H174V41L177 40L178 44H176V43H177V42H176L175 45H174V44H172L173 42H171V44H172L171 46H172V47L170 48V46H168L169 44L167 43ZM176 38H179V39H176ZM182 38H183V39H182ZM186 38H187V37H186ZM217 38H218L219 40H222V39H221V38H222L221 36H219V37H217ZM15 39H16V40H15ZM28 39H30V40H28ZM31 39H32V40H31ZM62 39H63V40H64V39L67 40V43H69V44H70V41L72 40V41H71V46H69V44H66V43H65L66 41H64V44H66V45L64 46V45L62 44V41H59V40H62ZM90 39H92V40L94 41V42H93V45H94V46L91 45V44H92L91 41H89V42H91V44L88 42V40H90ZM135 39H137V40H136L137 42L134 41L136 46H135L133 43H131V41L133 42V40H135ZM138 39H140V40H138ZM164 39H165L166 41H165ZM180 39H181V40H180ZM252 39H251V43H250V45L252 44ZM254 39H255V40H254ZM260 39H261V40H260ZM17 40H19V41L22 40V41H20V42L18 43V45L16 46L15 44L18 42ZM49 40H50V41L53 40L51 43H53V44L56 43V44H54V46H52V45H53V44H52V45L49 47V44H50V43H48ZM54 40H55V41H54ZM106 40H107V41H106ZM114 40H115V41H114ZM123 40H124V41H123ZM129 40H131V41H130V44H131V45H130L129 42H128ZM143 40L146 41V42L144 43ZM155 40H157V41H155ZM178 40H179V41H178ZM202 40H203V42L206 40L205 43L208 44V47L205 46V45H207V44H205V43L203 44V43H202ZM262 40H263V41H262ZM15 41H17V42H15ZM23 41H24V42H23ZM31 41H33V42L35 41V42L33 43L34 45H35L36 42H39V43H37V44L44 43V46L47 45V46H46L47 48L49 47L50 50L55 51L56 53H54V52H52V51H51V52L49 51L50 53L48 52V55H46V52L48 51V50L46 49V47H43V48L40 47V48H39L38 46H43V44H40V45H37V44H36V45H37L36 48H37L38 51L36 50L37 53H36V54H33V52L35 53V49H36V48L33 47V48H34V51L31 52V50L33 49V48H32V42H31ZM50 41H49V42H50ZM68 41H69V42H68ZM96 41H98V42H96ZM100 41H101V42H100ZM151 41H152V42L155 41V43H157V45L155 44L156 47L158 46L159 48H161L160 46H162L163 48L159 50V48L157 47V48H158V49H157V48L155 47V45H153L154 42L152 43ZM192 41H193V42H192ZM232 41H233V40L231 39L230 42H229V44H231ZM14 42H15V44H14ZM27 42H28V43H31V44H28ZM57 42H58V43H57ZM59 42H60V43H59ZM84 42H83V43H84ZM87 42H88V43H87ZM102 42H103V43H102ZM120 42H121V43H120ZM148 42H149V43H148ZM150 42H151L152 44H151ZM12 43H13V44H12ZM97 43H98V44L101 43L102 45L104 44L103 47L105 46V48H106V47H109L108 45L111 46L112 43H113L112 46H113V45L116 46V44L118 43V44H117V47L113 46V48L115 47V48L117 49V48H118V45H119V49H117L116 51H114V52H116L115 54L112 53L113 50H110V53H109V50H108V49H112V48L109 47L108 49H107V48L105 49V48L102 47V49H101V47H100L101 45H100V46L98 45V47L95 46V44L97 45ZM127 43H128V44H127ZM136 43H138V44H136ZM140 43H142V44L140 45ZM158 43H159V44H158ZM164 43H167V44L164 45ZM185 43H186V42H185ZM232 43H233V42H232ZM121 44H122V46H121ZM126 44H127V46H129L131 49H130V48H126V47H125ZM150 44L153 45V47H155V48H153V49L151 48V50H150L149 47H152V46H149ZM162 44H163V45H162ZM182 44H183V43H182ZM187 44H186V45H187ZM200 44H202V48H201V49H198V47H199V48L201 47ZM256 44H257L258 46H257ZM261 44H263V45H261ZM5 45H6V46H5ZM30 45H31V47H29V48H31V49H29L28 47H25V46H30ZM62 45H63V46H62ZM67 45H68V46H67ZM81 45H82V44H81ZM88 45H89V46H88ZM142 45H143V46H142ZM144 45L147 47V49L145 48ZM173 45H174V46H173ZM198 45H199V46H198ZM203 45H204V46H203ZM210 45H212V46L209 47ZM259 45L261 46V49H262V47H263V49H262L263 51H262V50L260 51V49H259ZM57 46L60 47V48H62V49L65 48V49H63L64 52H63V50H61L60 48H57ZM86 46H85V47H86ZM131 46H132V47H131ZM138 46H139V47H138ZM140 46H142V47L145 48V49H144V53H145V51H147V52H146L147 55H148L149 52H150L148 58H147V55H146V54L142 53L143 49H142ZM148 46H149V47H148ZM165 46H166V47H165ZM181 46H182L183 48H182ZM197 46H198V47H197ZM5 47H6V49H5L6 52H5V50H4ZM23 47H25V48H23ZM51 47H54L55 49H51ZM91 47H92V48H91ZM94 47H97V48H94ZM99 47H100V48H99ZM167 47H168L169 49H168ZM175 47H176V48H175ZM2 48H3V50H2ZM10 48H12V49H10ZM20 48H22V49H20ZM38 48H39V49H38ZM49 48H48V49H49ZM56 48L58 49V51H59V49H60V52H58V51L56 50ZM74 48H75V49H74ZM90 48H91V50H93V53H94V54H95V50L98 49L97 51H98V53L100 54L99 57L101 58V59H100V58L97 59L98 61H99V60H102V57H103V60H102V61L105 62V61L107 60V61L105 62L106 64H107L108 62H110V61H111L110 64H112V63L115 64V62L118 63V65H120L119 63L122 64V65H120V66H118V65L116 66L117 68H118V67H119V68H118V69L115 68V69H116V72L114 71L113 75H112V73H111V75H112L113 77H111V75H107L108 78H109V77L111 78V79L109 78V79L111 80V82H112L111 86L113 85V83H116V84H117V83L119 82V80H120L121 82H120L119 84H121V85L125 84V86H128V90H129V87H130L131 91L136 93L135 95H138V93H140V95L143 94V96L141 95L143 98L140 96V97L143 99V101L141 100L140 97L136 98L135 96H133L134 99H132V98H131L132 96H130V95H134V93H131L130 90H129V91H126L125 93L122 92V89H123V87H125V86H120L119 84H117V88H118V89H115L116 87H113V86H116V84H114V85L112 86V88H113V89H112L111 86H110V83H111V82L105 83L106 81L103 82L104 79H102V81H101V80L97 81V79L99 78V77H98L99 74L97 75L96 72H98V70H97V69L94 70V68H92V72L94 73V74L92 73V75L94 76V78H97V79H93V77H92V75H91V69H90V71H88V73H87L86 70H87L88 68L85 70V67H84L85 64H86V62H87L89 59L91 60V56H95V57L97 58V55H98L97 51H96V55H94V54L91 53V52L88 53L89 50H90ZM121 48H124L125 50H124V49L120 50ZM133 48H134V50H133ZM136 48H137V49H136ZM138 48H140V52H139ZM165 48H166V49H165ZM174 48H175V49H174ZM180 48H181V49H184V50H183V51H180V50H181ZM196 48H197V49H196ZM210 48H212V49L209 51ZM19 49H20V50H19ZM23 49H26V50H23ZM41 49H44V51H43V53H42V51H41V54H40V51H39V50H41ZM45 49H46V51H45ZM66 49H67L69 52H67ZM70 49H71L72 51H71ZM76 49H77V50H76ZM81 49H82V52H83V49H84L86 52L84 51V52L82 53L81 59H79L80 54H81V51H80ZM126 49H127V50H126ZM135 49H136V50H135ZM141 49H142V50H141ZM155 49H156L158 52H156ZM163 49H165V50H163ZM204 49H205V50L207 49V52H206V51L203 52ZM256 49H257V50H256ZM258 49H259V50H258ZM99 50H101V52H102L103 50H105V51L108 53V57H106V60H105L104 57L107 56V53H105V54L103 53V54H102V53H100ZM107 50H108V51H107ZM114 50H115V49H114ZM129 50H131V52H130ZM149 50H150V51H149ZM174 50H176V51H174ZM177 50H179L180 53H182V55H181V54L179 53V51H177ZM193 50H194V51H193ZM255 50H256V51H255ZM14 51L12 52L13 54L11 55V57H13L14 55L17 56V54H15L16 52H14ZM61 51H62V52H61ZM70 51H71L72 54H68V53H70ZM105 51H103V52H105ZM122 51H123V53H121ZM126 51H127V52H126ZM133 51H134V52H133ZM137 51L139 52L138 54H136ZM148 51H149V52H148ZM151 51H154V52H151ZM161 51H163V52H161ZM164 51H165V52H164ZM185 51H186V52H185ZM191 51H192V52H191ZM195 51H196V52H195ZM208 51H209V52H208ZM257 51H258V53L262 56V57H261V59L263 58L262 60L258 57V55L254 54V53H256ZM259 51H260V52H259ZM38 52H39V53H38ZM44 52H45V54H44ZM77 52H80V53H77ZM118 52H120V53H118ZM160 52H161V53H160ZM176 52H178L179 54L176 53ZM188 52H189V53L191 52L190 55H189V54L187 55ZM9 53H11V52L9 51ZM30 53L32 54V58H34V59H32V60H35V59L38 60V58L41 57V56H37V55H39V54L42 55V54H43V55H42L43 58H42V57L40 58V60H41V62H42L43 64H44V62H47L46 60H48V59H49V61L51 60V61H50V64H49L48 62L45 63V64L47 65V67H48L49 69L51 68V70H52V68H53V71H54V69H56V71H55L56 73H55V72H54V74L52 73V75H53V76H52V75H51V70H50V72H45V71H49V70H48V68H45V67H44V66H46L45 64H44V66H42V63H41V62H38L39 60H38V61L35 60L36 62H35V61L33 62L32 60L30 61V60H29V59L31 58V56H30L31 54H30ZM57 53L60 54V56H61V60H63V59H62V56H63V58H64V61L62 62V64H61V62H60V61H61V60H60V56H58V58H59V62H58V58H56V57H57V56H56ZM63 53H64V55H66L65 53H67L66 57H68V58H67L68 60L65 59L66 57H64ZM74 53H75V54H74ZM84 53H85V54H84ZM87 53H88V54H87ZM157 53H158V54H157ZM159 53H160V54H159ZM166 53H167V54H166ZM175 53H176V54H175ZM195 53H196V54H195ZM252 53H253V54H252ZM49 54H51V55L49 56ZM52 54H53V55L55 54L56 57H53ZM58 54H57V55H58ZM78 54H79V57H78ZM89 54H90V55H89ZM92 54H93V55H92ZM101 54H102V56H101ZM111 54H112V55L114 54V55H113V58H114V56H115L114 59L112 58V55H111ZM118 54H121V56L118 55ZM122 54H125V55L123 56ZM132 54H133L134 57H137L136 55H138V57L135 58V59H133V57H130V56H132ZM142 54H144V55H142ZM151 54H154V55L156 54V55H155V56H154V55L151 56ZM162 54H163V56L161 57ZM177 54H178V55H177ZM184 54H185V55H184ZM191 54H192V55L194 54L193 56L196 58V60H194L195 58L192 57ZM203 54H204V56H209L210 58H208V57H207V58H206V57L204 58ZM205 54H206V55H205ZM251 54H252V56H251ZM33 55H35V57H34ZM69 55H72V56H69ZM74 55H75V56H74ZM83 55H84V57H83ZM86 55H88L87 58H85ZM104 55H105V56H104ZM117 55H118V57H121V58H120V59H119V58L117 59V57H116ZM127 55H128V56L130 55L129 58L127 57ZM141 55H142V56H145V57L148 59V62H149V63H150L151 61L153 62L154 60H155L154 63H156V61H160V62H161L162 60H164L163 62H161V63H164V62H165V63H164V64H165V67H164V68H166V66H167L166 63H167V62L169 63L170 61H172V60L175 59L174 62L172 61L173 63H172V62L169 63L170 66H169V65H168V66H169L170 68L167 66V67L169 68V69H168L169 72L167 71V73H166V71L164 70L165 72H163V74H162V72H160V71H163V70H161L160 68H161V67L163 68L164 65H163V66L161 65V67H160L159 64H158V63H160V62H157V63H156L157 65L151 62V63L149 64L150 66H149V65H146V66H147L148 68H151V66H152L151 69H154V71H156V70L158 69V70H159L158 73H160L161 76L164 75V73H165V75H167V77L170 78V80L172 79V77H173V79H175V80H176V79L179 80V81L181 80L179 83H180L181 86H182V85H183V86L181 87V86L179 85V83L176 82L175 80H174V81H172V80L170 81L166 76H165V77L163 76L165 79L167 78L166 80H162V79H164V78H161L160 76H158V78H157L156 75H160V74H157V73H155L156 75L153 76V77H155V78H154V79L151 78V81H149V82H148L147 79L139 80L138 77L142 78L143 75H144V77H146L145 74L142 75V73L144 72V69H142V68L146 67V66H145L146 58L143 59L145 63H142V60L139 59V58L142 57ZM158 55H160V56H158ZM179 55H180L181 57H180ZM4 56H5V55H4ZM4 56H3V57H4ZM15 56H14V57H15ZM76 56H77V57H76ZM122 56H123V57H126L125 59H127V58H128L129 60H130V59H133V60L135 61V62H133V63H134V64H133L134 67H132V69L135 68V70H136V69L138 68V69H137L138 73H137V72H136V73H137V75H140V76H136V75L134 76L135 73H134V74L132 73V76H133L134 78L137 77L138 79H136V78L133 79V77H132L131 74H130L131 72H134L135 70L133 71V70L131 69V67H130L129 70L127 69V68H129V66H133V65L131 64L133 60H130V61L127 60V61H128V64H126L127 61L125 62V61H124L125 59H124ZM156 56H158V58H159V57H160V58L158 59ZM171 56H172V57H171ZM178 56L180 57V59H179L180 62H179V63H180V64L183 63L182 66H185V67H183L182 70L179 68V67L182 68V66H178L179 63H177V62H178ZM186 56H187L188 58H187ZM190 56H191V58H189ZM7 57H6V59H7ZM17 57H18V56H17ZM17 57H15V58H17ZM24 57H25V58H24ZM26 57H27L28 59H26ZM75 57L78 58L79 60L76 59ZM109 57H111V58H109ZM154 57H155L156 59H155ZM246 57H247V58H246ZM249 57L252 58V60H253V59H254V60L252 61ZM44 58H46L45 61H43ZM107 58H109V61H108ZM122 58H123V59H122ZM149 58H150V61H149ZM153 58H154V59H153ZM161 58H163V59L161 60ZM164 58H167V59H164ZM168 58H170V60H169V61H166V60H168ZM193 58H194V59H193ZM20 59H19V60H20ZM53 59H55V61H54ZM56 59H57V60H56ZM71 59H72V60L75 59V61L77 60L78 63H79L80 65H81L83 62L85 63L84 65H81L82 67L79 66L80 70H79V68H78V70L82 73L81 70L84 69V70H83V73L86 72L87 75H89V73H90V75H91L90 77H92V78H89V76L86 77V78H89V80L92 79L96 86H94V83H93V85H92V89H90L91 85H90L89 83H92V80L89 81V82H87L88 79H86V78L83 77L86 73H85V74H80V73L77 71V73H79L80 76H79V74H76L75 72H74L75 74H73V75H75V77H76V75H78L79 77H76V78H75L74 76H72V72H73V70H74V69L76 70V67H78L79 64L77 65V62L75 63V61H74V60L72 61ZM83 59H84V60H83ZM85 59H87V61H86ZM110 59H112V60H110ZM115 59H116V60H115ZM121 59H122L123 63H122V61H121V62H117V61H120ZM138 59H139L140 61H139ZM171 59H172V60H171ZM176 59H177V60H176ZM191 59H193V61H191ZM239 59H240V60H239ZM80 60H83L82 63H81ZM94 60H95L94 63H96V62L98 63V61H97L96 59H94ZM94 60H93V61H94ZM181 60H182V61H181ZM198 60H199V61H198ZM249 60H251V63H252V65H254V66L250 65V61H249ZM52 61H53V62H52ZM56 61L58 62V64H57ZM65 61H67V62H65ZM70 61H72V62H71V65H70ZM85 61H86V62H85ZM138 61H139V62H138ZM196 61H197V62H196ZM30 62H31V64H32V66H31ZM68 62H69V63H68ZM99 62H100V61H99ZM124 62H125V63H124ZM137 62H138V64L140 63L139 65H141V63H142L143 66H142V65L139 66L140 68H139L138 66L135 67L136 65H138V64L135 65V63H137ZM148 62H147V63H148ZM229 62H230V63H229ZM231 62H235V63H232V64H231ZM255 62H256V63H255ZM1 63H2V62H1ZM27 63H28V64H27ZM34 63H35V65H36V64H37V65H38V64L41 65V66L38 67V68H43V67H44V70H45V71H44V70H43V71H44L47 75H46L45 79L42 78V80H43L42 83H43V84L40 83V82H41V77H42V75H43V77H44V76H45V73H43L41 69H39V70L37 69V72H38V73H36V69H35V68H37V66L35 67ZM59 63H60L61 65H65V64L67 63L66 66L63 67L64 70H62L63 68H62V69L59 68V66H61V65H59ZM63 63H65V64H63ZM72 63H75V64L72 66ZM147 63H146V64H147ZM253 63H255V64H253ZM261 63H262V64H261ZM8 64H7V66H8ZM26 64H27L28 66L30 65L32 68L34 67L33 69H31L32 71L30 70V68H27V65H26ZM48 64L51 65V66H52V65H54V66L50 67ZM55 64H56V67L59 68V70L55 67ZM68 64H69V65H68ZM110 64L108 63V65H110ZM125 64H126V67H127V65H129V64H131V65H129V66L126 68V67H123V66H125ZM151 64H152V65H151ZM229 64H230V66L233 67V68H232L233 70L231 69V67H228ZM234 64L238 65V68H239V69H237V66H235ZM0 65H1L0 67L4 68L3 65H5V64H0ZM39 65H38V66H39ZM57 65H59V66H57ZM115 65H116V64H115ZM154 65L159 66L160 68H159V67L157 68V67L154 66ZM233 65H234L235 67H234ZM249 65L252 66V67H249ZM257 65H258V64H257ZM30 66H29V67H30ZM69 66H70V67H75V68H73V69L70 68V70H72V72H71L70 70H69L70 72L67 70L69 73L66 72V73H65L66 76H63V75L61 74L64 78L67 77V79H66V78H65V80H64V79H61V78H63V77L61 76V77L59 78V81H60L59 84L56 83V82L58 81V77L60 76V74H57V72H58V71H60L59 73H61V71L65 72L66 69L69 68ZM153 66H154V68H153ZM240 66L242 67L241 69H240ZM121 67H122V70L120 71ZM147 67L145 68V70L147 69ZM155 67H156V69H155ZM207 67H208V68H207ZM226 67L230 68L231 70H230V69L228 70V68H226ZM248 67H249V68H248ZM16 68H15V69H16ZM82 68H83V69H82ZM95 68H96V67H95ZM124 68L127 69L128 71L126 72V70H125ZM178 68H179V70H178ZM205 68H206V69H205ZM234 68H235V69H234ZM257 68H258V69H257ZM0 69H1V68H0ZM24 69H26V70H24ZM27 69H29V70H27ZM123 69L125 70V73H123V74H126V76H125V75L123 76V74H121V72H124ZM141 69H142L143 71H142ZM203 69H204V71L201 72ZM223 69H225V73L227 72L228 74H229V72H232V71L235 72V73L232 72L233 75H236V74L239 75V73H241L239 70H241L242 72H244L245 70H246V71H247V70L249 71V70H251V69H253V70L255 69V71H260L261 73H254V74H253V79H252V81H251V82H248L245 86H243V87H235L234 89H231L230 86H226V85H225V86H222V85H220V81H218V79L221 78V75L224 74V73H223V72H224ZM23 70H24V72H23ZM33 70H34L35 73L37 74V75L35 74L36 76H35V75H32V74H34ZM40 70H41V71H40ZM88 70H89V69H88ZM93 70H94L95 72H94ZM96 70H97V71H96ZM118 70H119V71H118ZM130 70H131V72H130ZM139 70H141V71H139ZM222 70H223V71H222ZM236 70L239 71V73H238V72L236 73ZM25 71H27V72L29 71V72H31V73L33 72V73L31 74V73H27V72H26L27 74H25V77H26V75H29V74H30V75H29V77H28V76L26 77L27 79L24 78V75L22 76V77L25 79V81H24V83H23V82H21V81H22V80H21V75H22V72H23V74H24ZM53 71H52V72H53ZM117 71L122 75V77H123L124 79H125V77H126V79H125L126 82L130 83V82L132 81V79H133V81H137V80H138L139 83H140V86H141V87H140L139 85H137V84H139V83H136V82H135L136 85L139 86L140 88L137 87V86H136V88H135V84H134V86H132V85H133L132 83H134V82H131V83H130L131 86H130V85H127L128 83L126 84V82L124 81V79H123V81H124L125 83L122 81V79L120 78L121 76H119L120 74H119ZM217 71H218V72H217ZM220 71H222V74H221ZM228 71H229V72H228ZM19 72H20V75H19ZM39 72H40V73H39ZM128 72H129V73H128ZM140 72H142V73H140ZM15 73H16V77H17V78L15 77ZM41 73H43V74L40 75ZM115 73H117V74H116V76L114 77V74H115ZM139 73H140V74H139ZM169 73H170V74H169ZM202 73L206 74V76L208 75V77H206V76H205L204 74H202ZM219 73H220V75H219ZM6 74H7V72H6ZM17 74L19 75V77L17 76ZM49 74H50L51 76H50ZM55 74H56L58 77L55 76ZM63 74H64V73H63ZM67 74H68V75L71 74V75L68 76ZM95 74L97 75V77H96ZM168 74H169V75L172 74V75H171L172 77H171V76H168ZM200 74L203 75V77H199ZM230 74H231V73H230ZM38 75H40V79H39V76H38ZM48 75H49L51 78H50V77L48 78ZM87 75H85V76H87ZM117 75H118V76H117ZM233 75H232V74L229 75V77H231V78H230L231 80H234V79L237 80V79L239 78L238 75H237V76H238L237 78H236L235 76H233ZM241 75H242V73H241ZM241 75H240V76H241ZM11 76H13V77H11ZM32 76H34V77H33V80L36 81V83L39 82V81H40V82L37 83V84H35L34 81H31L32 79H29V81H28V78H30V77H32ZM54 76H55V78L57 79V81H55V82H54L55 79L52 78V77H54ZM71 76H72L73 78H71ZM127 76H129L130 78L132 77V79L130 80ZM69 77L71 78V80H70L71 82H70V81H67V80L70 79ZM82 77H83V80L81 79V80H82V81H81L80 78H82ZM205 77H206L205 80H207L206 82H204V81H205V80H204ZM232 77H233V78H232ZM74 78H75V79H74ZM77 78H79V79H77ZM108 78H106V80H107ZM112 78H113V80H112ZM116 78H117V79L120 78V79L118 80V82L115 81ZM127 78H128V81H127ZM159 78H160L162 81H161V80H158ZM199 78H200V81H199L200 83H198ZM207 78H209V80H208ZM1 79H0V82L2 81ZM24 79H23V80H24ZM49 79H51V81H52V79H53L52 82L56 83V84L53 83V84H54V85H53L52 82H51V84H52L53 86H56V85L58 84L55 88H54L53 86L51 87V88H52V91H53V89H54L53 92H52L51 89L49 88L50 85H51V84H49V83H50V80H49ZM60 79H61V80H60ZM84 79H85V81H84ZM99 79H100V78H99ZM148 79H150V78H148ZM152 79H153V80H152ZM37 80H39V81H37ZM44 80H45V81L47 80V81L45 82ZM73 80H74L73 83L76 82L75 84L72 83ZM75 80H76V81H75ZM77 80H78L79 82H77ZM86 80H87V81H86ZM157 80H158L161 84H162V83L165 84V87H163L164 89L162 88V86H164V85H161ZM167 80H169V81L172 82V83H168L169 81H167ZM196 80H197V82H196ZM201 80H203V81H201ZM7 81H8L9 83H6ZM30 81H31V82H30ZM65 81H66V82H65ZM80 81H81V82H84V83L87 85V87H86V85H83ZM100 81H101V82H100ZM107 81H108V80H107ZM138 81H137V82H138ZM141 81H142V83H143L144 81H145V82L147 81V82H146V86H147V83H148V84L151 83L150 85H152V86L154 87V83L152 84V81H154L156 84L158 83V84L161 85V86H159V85L157 84V85H156L157 87H156V86H155V87L158 88V86H159V88H158V89L154 88V89H155V90H154L151 86H149V87L147 86V87H146V86L144 85V84H145V83H144V84H143L144 88H143ZM164 81H165V82L167 81V82L165 83ZM227 81H228V80H227ZM227 81H226V82H227ZM17 82H18V83L21 82V85H22L24 88H25V87H26V88L23 89V87H21V86L19 85L20 83L18 84ZM26 82H27V84H26ZM28 82L35 84V86H34L33 84H31V85H33L34 87H32V86L30 87V86H29L30 84H29ZM47 82H48V83H47ZM63 82L67 83V84H66V91H67V90H70V89H71L70 86H72V89H75V88H76V89L78 90V92L80 93V95H79V93H77L76 95H79V96H77V98H75L76 96H73V94L75 95V93H76L77 91H76V90H75V91H74V90H70V91H67L68 93H66V91H63V92H64L65 94H67V95H68L69 93H71L72 96L68 95L69 98H68L67 95H65L64 93L62 94V96H60L61 93H62V89H61V88H64V89H65V85H64V84L62 85V87L60 86V84L63 83ZM97 82H98V85L96 84ZM173 82H176V83H175L176 86H175V84H174ZM202 82H203V83H202ZM12 83H13V84H12ZM44 83H45V84L47 83V84L49 85V86H48V85L46 84V85L48 86L47 89H46V85H45ZM68 83H70L71 85L68 84ZM77 83H78V85H77ZM79 83L82 84V85H79ZM87 83H88V84H87ZM101 83H102V86L98 88L99 84H101ZM167 83L170 84L169 87L167 86V85H168ZM25 84H26V85H25ZM28 84H29V85H28ZM40 84L42 85L43 88H42V87H39V88H41V89H43V90H46V91H43V90H42L43 92H45V93L48 94L49 92H47V90L50 89V90H48V91H51V92H50L51 94L56 93L55 95H59V94H60V95H59L58 97L55 96V95H53V96L55 97V99H54V97H53L52 95H51V96L49 95L50 93H49L48 95H47V94L45 95V93L43 94V92H41L42 94H40V92H38V91H41V89L39 90V88H38V91H37V89H36V85H37V87H38V85L40 86ZM107 84H109V87L106 89V87L108 86ZM166 84H167V85H166ZM171 84H173V86L176 87V88H178V87H177V84H178V86L181 88V89L178 88L179 90L177 89V90L180 91V93H181V94H179L180 97H181V95H183V96H185V98H187V99L189 98V101H187V99L185 100L184 97H183V98L181 97L182 99H181V98H180V99L182 100V102H184V100H185L184 103H181V100H180L179 98H177V97H179V95H178V91L176 90L175 93H174L173 91L175 90V88H170V87H172ZM11 85L14 86V88L12 89L14 92L10 89V86H11ZM16 85H17V87H15ZM18 85H19V87H21L23 90H18V89L16 90L15 88H19ZM27 85H28V87H27ZM44 85H45V86H44ZM68 85H70L69 88H68ZM73 85H74V87H73ZM89 85H90V86H89ZM103 85H104V86H103ZM105 85H106V86H105ZM118 85H119V87H118ZM59 86H60V88H59ZM75 86H77V87H75ZM79 86H80V88H79ZM81 86H83V89H84V90L82 89ZM84 86L86 87V89L84 88ZM88 86H89V87H88ZM44 87H45V89H44ZM93 87H94V93H91V91H93ZM95 87H96L98 90H95V89H96ZM103 87H104L105 89H103ZM131 87H134V89H133L134 91L132 90ZM145 87H146V89H145ZM167 87L170 88L171 90L173 89V90H172V93L170 92L171 90H170V91L167 90V92H166V93H167V96L170 95V96H169L170 100H171V101L173 100L174 102H175V100L178 99V100H177L178 102H177V101L175 102V103H177V105H176L174 102H172V103H174L173 106L176 105V106H179V107H176V106L173 107L172 104H167L166 102H168V103L171 102V101L169 100L168 97H167V98H168V100H169L170 102L167 100V98H165V100L163 99L162 94L164 93L163 96L165 95L164 90L166 91ZM183 87H184V88H183ZM11 88H12V86H11ZM33 88H35V89H33ZM56 88L58 89V92L56 91ZM78 88H79V89H78ZM88 88L90 89V92H89ZM109 88H111V90H110ZM120 88H122V89H120ZM137 88H139V89H137ZM142 88L144 89V91H145V90L147 91V89L150 88V89H148V91H149V92H150V91H152V92L154 91L153 93H155V91L158 93L159 90L162 91V89H163L162 93H160V94H161V95H160L161 97H159V95H158V97H159V98H162V99H159V98L156 97L153 93H152V94L150 93V94L152 95V96H150V94L148 95V92L145 93L146 95H145V97H144V93H142V91L139 92ZM160 88H162V89H160ZM165 88H166V89H165ZM9 89L14 93V95H13L14 98H13L12 96H10L12 93H11V91H10ZM14 89L17 91L16 93H18V91H19V92L21 91L20 93H18L19 95L15 93V90H14ZM27 89H28V90H27ZM59 89H60V90H59ZM99 89H100V90H99ZM102 89H103L104 92H105V91H108V93H109L108 95L111 96V97H110V96H108V97H109V98H112V99H114V98H116V97L119 96V95L116 93L117 91H118V92L121 91V92H120V95H122V93H123V94H127L126 96H130V99H129V97H128L129 100L125 98L126 96H123L124 98H123L122 96H120V98H118V99L116 98V100H119V99H120V100H121V99H126V100H127L126 103H125V105H124V106L127 107V108H125V107L123 106V109H122V105H121V103H122V102L124 103L125 100H123V101L121 100V103H120V104L118 103L119 105H121V106H119V105L117 104L118 101H117V102H114L115 99H114V101H113V100H111V99H109V98L107 97V98H108L107 102H108V101H113L114 104H115V106H113L114 104L112 103V106H113V107H112L111 109L108 108V110H109L108 113L106 112V111H107L106 109H107V107H108L109 105H110L109 107H111V104H109V105L107 104L106 107H105V109H103V111L106 110L105 112H106L107 115H108V116L106 115V116H107V118H106L107 120H105V121H102V120H104V119H101V118H103V117H102V115H101V117H100V112H98V111H99L98 108H100V107H97V106H96V107H97V110H96V107L94 108L95 105L100 106V105H99V104H100L99 101L97 102V100H98L97 98H99V97L101 96ZM114 89H115V90H114ZM119 89H120V90H119ZM125 89L127 90L126 87H125ZM125 89H123V91H124ZM136 89H137V90H136ZM182 89H183V90H182ZM34 90H35L38 94H37L36 92H34ZM85 90H86V92H87L88 94L85 92ZM87 90H88V91H87ZM112 90H113V91H116V92H112ZM138 90H139V91H138ZM157 90H158V91H157ZM197 90L200 91L199 93H201V94H198V91H197ZM243 90H245V91H243ZM8 91H9V92H8ZM31 91L34 92V93H33L34 96L32 95L33 97L30 96L31 98H30V97L28 98V96H29L30 94H32V93H30ZM55 91H56V92H55ZM72 91H73V92H72ZM82 91L85 92V94H84ZM96 91H97V92H96ZM109 91H110V92H109ZM202 91H205V94H206V95H205L204 92H202ZM242 91H243V92H242ZM4 92H5V93H7V92L10 93V95H7L8 93L5 95ZM28 92H29V93H28ZM59 92H60V93H59ZM74 92H75V93H74ZM128 92L130 93V95H128ZM168 92H169V93H168ZM95 93H96V94H99V93H100V95H98V97H97V95H96ZM113 93H114L115 97L112 95ZM157 93H155V94H157ZM256 93H258V94H256ZM28 94H29V95H28ZM36 94H37L38 98L35 97ZM39 94H40V95H39ZM81 94H82V96L85 95V97H88V99L86 100L87 103H85V101H84V100H85V97L83 98V97L81 96ZM90 94H92V95H93V94L96 95V96H95L96 99L93 98L94 95H93V96H92V95L90 96ZM102 94H103V93H102ZM106 94H107V92L105 93V95H104V94H103V95L106 96ZM158 94H159V93H158ZM168 94H169V95H168ZM173 94H174V96H176V97H175L176 99H171V96H172ZM175 94H177V95H175ZM188 94H189V95H188ZM16 95H17V96H16ZM42 95H43V96H42ZM88 95H89V96H88ZM103 95H102V96H103ZM116 95H118V96H116ZM187 95H188V96L192 95V97H191V96H190V97H186ZM252 95H253L254 97L256 96V98H254V100H253V98H252V97H253ZM20 96L22 97V99H19ZM24 96H27V99H26V100H27V102H29V104H28L27 102H25L26 100H24V98H25ZM48 96H50L51 98L53 97V98H52L53 100H52L50 97H48ZM80 96H81V98L79 99L78 97H80ZM102 96H101V99H103V97H104V96H103V97H102ZM112 96H113L114 98H113ZM138 96H139V95H138ZM147 96H149V98H153V100H154V101H153V100H150V101H149V104H147V105L150 106V104H151L150 102L155 103V105H153V103H152V105H151V108H152V109H151V108H148V107L146 108V107H145L146 105L144 106V108H146V109H145L146 112H145V110H143L144 112H143V111H140V110H139V105H138V108H137L140 112L147 113L146 115H148V113H151V115H152V116L149 115V116H151V118H150L151 123H149L150 125H149V124L146 125V127L149 126L148 128L144 127V128L147 129V130L144 129V130L146 131V132L144 133V132H140L141 129H140L139 127H141V125L143 124V123H142L141 125L138 124V121L140 120V118H139V119L137 118L138 121L135 120V119H136V117H139V116H140V117H141L140 123H141V121H142V122H146V123H148L149 121H147V120H149V119H148L149 116H145V117H146V118H145V117H142V116L140 115V113H137V109H136V106H135L136 103H134V101H135V99H136L137 104H140V102H139V100H140V101L142 102L141 105H143L144 100H145V102L147 101V103H148ZM153 96H154V97H153ZM208 96H207V97H208ZM212 96H213V95H212ZM251 96H252V97H251ZM16 97H17V98H16ZM34 97H35V98H34ZM39 97H42L41 100H38V102L41 101L39 104H38L37 100H35V101H36V104H35V101H33V103H34L35 105L38 104L37 106H35L33 103L30 102V101H32L31 99H39ZM46 97H47V99H45ZM56 97H57V98H56ZM121 97H122V98H121ZM12 98H13V99H12ZM48 98H50V99H48ZM67 98H68V99H67ZM74 98H75V100H74ZM90 98L95 99V100H96L95 103H96V102H97V103L95 104L94 101H91L92 99H90ZM104 98H105V97H104ZM107 98H105V102H106V99H107ZM155 98H156V99L158 98L159 100L157 101ZM173 98H174V97H173ZM250 98H251V99H250ZM11 99H12V100H11ZM16 99H17V101H19L21 104H20L19 102L17 103V102H16ZM29 99H30V100H29ZM78 99L81 100V101H82V99H83V105L80 103L81 101L79 102ZM89 99H90V100H89ZM99 99H100V98H99ZM137 99H138V100H137ZM183 99H184V100H183ZM13 100L17 103V105H19V104L22 105L23 108H24V107L26 108V106H27V109L30 108V110L28 109V112L31 111V113H28L27 110H25V108H24V110L28 113L27 116H26V114L23 113V112H25V111L22 110V109H23L22 107H18V106H17L18 109H16V106H15L16 103L13 102V103H14V104H13V103H12ZM20 100H21L22 102H24V103H22ZM67 100H68L69 103L66 102ZM70 100H72L71 103H70ZM76 100H78V101H76ZM88 100H89V101H88ZM120 100H119V102H120ZM161 100L164 101L165 104L168 105V106L166 107V105L163 104L164 102L162 103ZM166 100H167V101H166ZM179 100H180V103H179ZM4 101H6V102L4 103ZM73 101H74V102H73ZM75 101L78 102V103H77L78 106L76 105V102H75ZM128 101L134 103V105L131 104V107L133 106L132 108L134 109V111H135V109H136V114H138V116H136V117L134 116V117H135L134 120L137 122L136 125H139V126H137V128H135V127H136L135 124H134V125H133V124H130V122L133 123V121H134V120L131 119V118L133 117L132 115H134V114H133L134 112H131L133 109L130 107V105H129L130 103H127ZM156 101H157V102H156ZM159 101H161V104H162V105H161V104H160L161 106L158 105V106H159V108H158V106H156V105H157V103H158ZM251 101H252V102H251ZM253 101H255V103H254ZM44 102H45V103H44ZM88 102H91V103H88ZM92 102H93L95 105L93 106V109L90 110V109H89V106H90L91 104H93ZM107 102H106V103H107ZM138 102H139V103H138ZM263 102H264V101H263ZM263 102H262V104H263ZM25 103H27V104L29 105V107H28V105L25 106ZM42 103H43V104H42ZM98 103H99V104H98ZM108 103H109V102H108ZM178 103H179V105H178ZM185 103H188V104H187V105H184ZM40 104H41V105H40ZM44 104H45V105H44ZM47 104H48V103H47ZM71 104H74L75 106H74V105L70 106ZM85 104H89V106L87 105V107H88L87 110L89 109L90 112H89V110L87 111L86 108L84 107ZM116 104H117L118 106H117ZM126 104H128L129 106L126 105ZM137 104H136V105H137ZM158 104H159V103H158ZM180 104H181V106H180ZM262 104H261V105H262ZM1 105H3V106H1ZM4 105H5V106H4ZM12 105L15 106V107L13 108ZM20 105H19V106H20ZM31 105L34 106V108H36V109H33V110H32L31 108H33V107H30ZM42 105H43V106H42ZM50 105H47V106L51 107ZM164 105H165V106H164ZM10 106H11V107H10ZM47 106H45V107H47ZM81 106H82V107H81ZM85 106H86V105H85ZM134 106H135V107H134ZM152 106H153V107H152ZM255 106H256L257 108H254ZM263 106H264V105H263ZM9 107H10V108H9ZM38 107H40V109H41V107H42L43 110L41 109V111H42V113H43L44 115L40 114V111H39L40 109H39ZM49 107H48V109H49ZM80 107H81V109H83V113H84V108H85V110H86V111H85V112H86L85 114L88 113L89 115L86 116V115H84L83 113H81L82 110L80 109ZM91 107H92V105H91ZM128 107H129V109L131 108V111L128 109ZM154 107H155V108H156V107L158 108V109H156V110L159 111V113H160L162 116H160V114H158V117H159V116L161 117L160 119L158 118V119H159V120H158V121H159V124H158L157 126H154V127H153L154 121H155V119L157 118V115L154 113V112H156V111L154 110ZM165 107H166V108H165ZM19 108H21V109L19 110ZM52 108H51L50 110H52ZM69 108H70V109H69ZM77 108H79V109H77ZM124 108H125V109H128V110L132 113V115H131L132 117H130V119H131L132 121L129 120L128 118H126V116H127V117L130 116L129 114L126 115V113H130V112H129L128 110H125ZM140 108H142V107L140 106ZM175 108H176V109H175ZM37 109H38L39 114L42 115L40 118H39V114H37ZM65 109H66V111H64ZM147 109L151 110L152 112L154 111L153 114H152L151 111H148V112H147ZM162 109H163V108H162ZM3 110H4V111H3ZM18 110H19V111H18ZM55 110H56V111H55ZM57 110H58V111H57ZM69 110H72V111L69 112ZM74 110H76V111L78 112V114H79V112H80L81 114H83V115L80 114V116H83V118L81 117L82 120H79V121L77 120L78 118L80 119V116H78L77 113H75ZM79 110H80V111H79ZM93 110H94V112L97 111V112L99 113V114H97V115H99V116H97V117H100V119H101V121H102V122H100V123H102L101 126H99L100 123L98 122V119L94 116V112L92 113ZM95 110H96V111H95ZM170 110H171V109H170ZM170 110L168 111V113H170ZM172 110H171V111H172ZM179 110H180V109H179ZM216 110H217V112H216ZM17 111H18V112H17ZM21 111H23V112H21ZM32 111H36V113H35V112L32 113ZM43 111H44V112H43ZM101 111H102V110H101ZM127 111H128V112H127ZM139 111H138V112H139ZM176 111H175V112L172 111L173 113L171 112V114L174 115V116H173V115L171 116L172 118H173V117L175 118L176 115L180 114V113L177 114ZM182 111H183V110H181V112H182ZM234 111H235V113L238 115V118H236L237 121H234V120H233V116H232V114H233ZM10 112H12V111H10ZM26 112H25V113H26ZM57 112L59 113V115H60L61 113H62L63 115L65 114V115H64V116L60 115V116L63 117V118H62V117L60 118ZM65 112H66V113L69 112V113H67L69 116H68ZM105 112H104V113H105ZM125 112H126V113H125ZM195 112H196V111H195ZM195 112H194V113H195ZM223 112H224V111H223ZM6 113H7V114H6ZM13 113H14V112L10 113L9 116H10V115L12 116ZM16 113L13 114L14 117H12V118H14V119H12L11 117L8 116L9 119L12 120V121L8 122V118H7V122H8L9 124H8L6 121H4L5 117L3 116V117H4V118H3V117L0 115V117H2V118H0V122H1L0 124L3 125V126L1 125L0 127L3 128L2 131H3V132H6L7 135L10 134V132L12 131V130H9V129H10L11 127H12L11 129H14L13 127L16 126V124H18V123H16V124L14 125L15 122H18V121L20 120L22 123L20 122L21 124H19V126L17 125L18 127H15V129H14L15 131H14V130L12 131V133H13V132L16 133V135H15V133H14L13 136H14V135H15V136L20 135V131H22V128H21L22 125H23V124L25 125L26 123H28L29 120L31 121V119H29V118H27L28 121L25 120V119H23V118L20 116V114H19V118H20V119L18 120L17 117H16ZM22 113H23V114H22ZM34 113L37 114L38 117H36L37 115H34ZM71 113H72L73 115H75V116L71 115ZM90 113L93 114V116H94V121H97V123H99V125L96 124V123H95V124L93 123V122H94V121H93V118L89 117V116H90ZM106 113H105V114H106ZM131 113H130V114H131ZM174 113H175L176 115H175ZM198 113H199V112H198ZM198 113H197V114H198ZM92 114H91V116H92ZM95 114H96V113H95ZM124 114L126 115L125 117H124ZM136 114H135V115H136ZM171 114H170V115H171ZM197 114H193V113H192V115H191L192 117H190L192 120H189L190 122L193 121L192 124H196V126H197L198 123L200 124V121H201V120H200V117H201L200 114H202V113L200 112V114H199L200 116H199V115H198V116H193V115H197ZM219 114H220V112H219ZM226 114H230V115H227V116L232 117V119H229V118L227 119V120H229L230 122H228V121L226 120V118H227ZM2 115H3V114H2ZM143 115H145V114H143ZM153 115H156V116H155L156 118H155ZM25 116H26V117H25ZM65 116H66V118H64ZM76 116H78V118H77ZM84 116H86V117L84 118ZM93 116H92V117H93ZM103 116L106 117L104 114H103ZM122 116H123L124 118H123ZM210 116H211L212 119L210 118ZM235 116H236V115H235ZM69 117H70V118H69ZM71 117H73V118H72V121H71ZM88 117L91 118L92 121H90V119H89ZM153 117H154L155 119H154ZM197 117H198V119H199L200 121H199V122L197 121L198 123H194L195 120H193V118L196 119ZM225 117H226V118H225ZM15 118L17 119V121H16ZM21 118H22V119H21ZM68 118H69V119H68ZM75 118H76V120H75ZM87 118L89 119V121L86 122V124H81L82 121H84V120L87 121V120H88ZM125 118H126V119H125ZM142 118H143V119H142ZM152 118H153V124H152V120H151ZM209 118H210V120H209ZM1 119H3V121H1ZM96 119H97V120H96ZM144 119H145V121H143ZM198 119H196V120H198ZM218 119H219V120H218ZM23 120L26 121V123L23 122ZM74 120H75V122H74ZM126 120H129V122L127 121L128 123H126ZM156 120H157V119H156ZM80 121H81V122H80ZM158 121H155V124H157ZM216 121H217V122H216ZM2 122H3V123H2ZM13 122H14V123H13ZM33 122H34V123H36V122L38 123L39 121H36V122L33 121ZM33 122H32V123H33ZM40 122H39L38 124H39L40 127H41V126L44 125V124H43V123L40 124ZM48 122H49V121H48ZM90 122L93 123L92 125H96V126H97V127L95 126L96 128L94 129V126L91 125V126L93 127V130H95V131H93V130L91 129L92 127H89V128L91 129V131H90V129H89V132H88V130H87V127L85 128V126L87 125V123L91 124ZM103 122H105V124H104ZM136 122H134V123H136ZM187 122H188V121H187ZM187 122H186V123H187ZM220 122H221V121H220ZM5 123H7L8 126H6ZM10 123H13V125L10 124ZM30 123H31V122H29L28 124H26V125H27V129L30 128V127H32V126H34V130H35L36 132H37L38 130H41L39 126H38L39 129H37V128H38V127H37L38 124L35 126L34 123H33V125H32V123H31V126H28V125H30ZM76 123H77V124H76ZM78 123H79L80 125H82V126H80ZM84 123H85V122H84ZM121 123H122V124H121ZM188 123H189V122H188ZM201 123H202V122H201ZM214 123H215V124H214ZM216 123H217V124H216ZM4 124H5V126H4ZM89 124H88V125H89ZM128 124H129L130 126H131V125H132V126L129 127ZM155 124H154V125H155ZM190 124H191V123H190ZM192 124H191V126H192ZM20 125H21V127H20ZM54 125H55V126H54ZM68 125H69V124H68ZM84 125H85V126H84ZM102 125H103V126H102ZM123 125H124V126H123ZM144 125H145V124H143V126H144ZM162 125H163V124H162ZM9 126H11V127H10V128H7V131H8V132L10 131V132L8 133L4 128L9 127ZM89 126H90V125H89ZM121 126H123L124 131H123V129H122ZM134 126H135V127H134ZM150 126H151L152 128H151ZM194 126H195V125H193V128L195 129L196 127H194ZM35 127H36L37 130L35 129ZM42 127H44V126H42ZM98 127H100V128L98 129ZM162 127H163V126H162ZM1 128H0V130H1ZM44 128H45V127H44ZM44 128H42V129L44 130ZM47 128H45V129H47ZM141 128H143V127H141ZM149 128H151L152 131H148ZM199 128H200V126H199ZM199 128H196V129H197V130H195L196 133L198 132V130H201V128H200V129H199ZM16 129H17V130H16ZM18 129H19L20 131H18ZM24 129H26L25 126H24ZM51 129H52V128H51ZM51 129H49V130H51ZM75 129H76V131H75ZM83 129H86L87 131H83ZM164 129H165V128H164ZM209 129H210L211 131H209ZM43 130H41L40 132H37L35 135L32 136L31 139H32V140L34 139V140H36V141L39 140V142H40V141L42 142V141L44 140V139H42V138L48 137V135H49V133H48V135H47L46 133H44L45 130H44V131H43ZM49 130H48V132H49ZM105 130H106V131H105ZM121 130H122V131H121ZM125 130H126V131H125ZM207 130H208V131H207ZM2 131H0V133H1ZM17 131L19 132V134H17ZM24 131H25V130H23L22 134H23V133H26V134H24V136L26 135V136L28 137V138H27V137L25 136L26 138H24V139H25L24 142H27V141H28L27 143H29V141H30L31 143H30V144H27V143L24 144V142H23L24 139L21 138L22 141H21V139H20V141L23 142V143H21L22 146H23V148L26 147V149H27L28 145H30L31 148H32V146L34 145L32 149H34V148H35V149L38 148L39 145H38V147H37V146L35 147L36 144H34V142H36V141L33 140L34 142L32 143V140L30 139L31 136L29 135L30 133H28V132L31 131V134H34V132L32 131V129H30V131L27 130V132H26V131L24 132ZM42 131H43V132H42ZM46 131H47V130H46ZM52 131H53V130H52ZM55 131H58V129L55 128V130H54V132L52 133V135L55 133ZM64 131H65V132H64ZM107 131L112 132L111 134H109L110 137H114V136H115V138H116L115 141H114V143L112 144V147H111V145H110V142H111V143L113 142V141H112L113 138H111V141H110V140L108 139V135H107V137H106V134L102 135L103 132H107ZM141 131H143V129H142ZM154 131H155V130H154ZM154 131H153V132H154ZM156 131H158V129H157ZM165 131H166V130H165ZM165 131H163V132H165ZM202 131H200V132H202ZM258 131H259V132H262V135H261V133H259ZM41 132L44 133L45 137H44V135H43L42 138H39L38 133H40L39 135H42ZM70 132H68L67 134H69ZM85 132H86V133H85ZM87 132H88V134H87ZM117 132L119 133L118 136L116 135ZM121 132H123V133L120 134ZM159 132H160V131H159ZM163 132H162V133H163ZM205 132H206V134L204 135ZM210 132H211V133H210ZM213 132H215V131L213 130ZM251 132H256V133L258 134V138H255V140H254V137H257V135H252L253 133H251ZM12 133H11L10 135H12ZM50 133H51V132H50ZM72 133H73V132H72ZM80 133H81V134H80ZM89 133H91L90 136H89ZM107 133H109V132H107ZM135 133H137V134L135 135ZM143 133H144V134H143ZM150 133H149V134H150ZM155 133H156V132H154V134H155ZM162 133H159V135H161ZM208 133H209V134H208ZM22 134H21V136L23 137ZM56 134H55V136H57ZM86 134H87V136L90 137V139H88V137H86V138L84 137ZM163 134H165V135H163ZM163 134L161 135V136H162V137H161V136H159L158 133H157V134H156V135H157L156 137H159V138H161V139H162V138L165 139V137H166V140H169V139H167V138L169 137L171 141H173L175 138H177V136L174 137L175 134H172V136L174 137L173 140L171 139L172 137H170V136L167 137L166 132L163 133ZM207 134H208V135H207ZM215 134H216L217 136H215ZM218 134H219V133H218ZM249 134H251L252 136L249 135ZM2 135H3V133H2ZM2 135H1V136H2ZM7 135L4 134L5 137H6ZM10 135H8L9 138H8V137H6V138L10 139V137H11ZM28 135H29V136H28ZM36 135H37V136H36ZM46 135H47V136H46ZM50 135H51V134H50ZM70 135H71V133H70ZM83 135H84V136H83ZM113 135H114V136H113ZM150 135H151V134H150ZM150 135H149V137H150ZM152 135H153V134H152ZM197 135H199V132H198ZM13 136H12V137H13ZM15 136H14L13 138L11 137L10 140L12 141V140L14 139L13 141H15L16 138L18 139V137L15 138ZM34 136H36V137L39 138V139L37 140L36 138H33ZM53 136H54V135H53ZM79 136H80V138H81V137H82V138H81V139H80V138L76 139V140H77V143H79L78 141H81V140H82V142H84V144H85V141H89V143L92 141V142L90 143V147H93V149H92V148H89V146H88L89 143H87V142H86V144H88V145H86V144L84 145L82 142H80V144H78V146L75 145V144H77V143H76V141H75V143H74V140H75V138H77V137H79ZM104 136L106 137V139L104 138ZM163 136H165V137H163ZM247 136H249L250 138H249V137L247 138ZM260 136H261L262 138H259ZM19 137H20V136H19ZM40 137H41V136H40ZM60 137H62V138H61V141H60ZM102 137H103L104 139H103ZM134 137H135V138H134ZM140 137H138V138H139V141L141 140ZM210 137H211L212 139H210ZM6 138H5V140H6ZM49 138H52V136H51V137L49 136L46 140H48ZM127 138H128V135H127ZM138 138H137V139H138ZM154 138H155V135L152 136V139H154ZM159 138H158V139L156 138V139H154V140H155L156 142H157V140H158V145H160L161 143H162L161 145H164L165 140H164V139L159 140ZM213 138H215V139L218 138V139L215 140V139H213ZM251 138H253L254 142H253V140H250ZM2 139H3V140H2ZM17 139H16V141H15L16 143H17ZM26 139H27V141H26ZM41 139H42V140H41ZM52 139H54V138H52ZM52 139H50V140H52ZM83 139H85V141H84ZM86 139H88V140H86ZM101 139H103L104 141L101 140ZM124 139H125V137H124ZM132 139H134L135 142H134ZM150 139H151V138H150ZM179 139H180V138H179ZM256 139H259V140H256ZM5 140H4V137H3V136L0 137V141H1V142L4 143V142L7 141V140H6V141H5ZM10 140H8V141L11 142ZM46 140H44V141H45L44 143H43V142H42V143L40 142V143H41L40 145L43 146V144H45L46 142H48V141L50 142V140H48V141H46ZM113 140H114V139H113ZM127 140H128V142H126ZM129 140H131V141H129ZM154 140H153V141L150 140V142H152V143H150V142H148V143H149L150 146H151V145L154 146V149H155L158 145H156L157 143H156V144L154 143V142H155ZM163 140H164V142H162ZM170 140H169V141H170ZM210 140H211V141H210ZM20 141L18 140V142H20ZM71 141H72V142H71ZM101 141H102V142H101ZM139 141H138V142H139ZM159 141H160V144H159ZM169 141H168V142H169ZM174 141H179V140L177 139V140H174ZM9 142H8V143H9ZM15 142H13V144H12L13 146L9 143V144L11 145V147H13V148L15 149V151L12 150V148H9L7 145H6V146L3 145V147H1L2 144H3V143H1V145H0V147H1V148H0V149H1L0 152H1V153H2V152H6V151L8 152V149L6 150V148L8 147L9 149H11V150L13 151V152H12V151L9 150V152H12L13 154H14V152H16V151L19 152L18 154H20L21 152H24V153H25V154H24L25 156H24V155L22 156L23 153L20 154V155H21L22 157L25 158V161H26V159H28V161H29V160H33V158L31 159V155L29 156V154H28V153H30V152L32 151L31 148H30V146H29L30 149H28V150H25V148H24V150L26 151V152H25L22 148L19 149L18 146L21 145V144H20V143H19V144H18V143L16 144ZM49 142H48V143H49ZM129 142H133V143L131 144V143H129ZM140 142H142V141H140ZM140 142H139V143H140ZM143 142L140 143V144L137 143L136 146H138V144H139V145H141V144L143 145ZM8 143H5V144H8ZM14 143H15V144H14ZM36 143H37V142H36ZM63 143H64V142H63ZM63 143L59 145V146L63 145V146H61L62 148L59 147V149H58V150H59V153H58V152H57V153H58L59 155L55 153L56 155H58V156H55V154H54V157H56V159H61V160H58V161H60V162L62 161V159H64V160L67 159V155H65V154H67L66 151H68V150L70 151V149L67 148L68 146H67L65 143H64V144H63ZM71 143H74V145L71 144ZM118 143H119V142L116 141L115 144L117 145ZM120 143H119V144H120ZM169 143H170V142H169ZM169 143H167V141H166V143H165L166 145H164V146H166V148L168 149V151H167L166 148L161 147V150L163 149V150H164L163 152H164L165 154L162 153V151H161V153H162V155H167V156H165L166 158H167V157H168V158L171 157V156L168 155V154L174 155V154H175V152H174L175 150H176L177 153H178V152H179V153H182V152H183V149H182V148H184L185 151L187 150L186 146L184 147V144H185V143H184V144H183V143H180V145H179V143L177 144L178 146H183L181 149H180L179 147L177 148V145H176L175 143H172V142H171L173 145H172V144H169ZM224 143H225V142H224ZM9 144H8V145H9ZM38 144H39V143H38ZM96 144H98L99 146H96ZM129 144H131V145H129ZM153 144H155V145H153ZM181 144H182V145H181ZM16 145H17V146H16ZM25 145H26V146H25ZM64 145H66V146H64ZM79 145H80V147H79ZM91 145H92V146H91ZM94 145H95V146H94ZM109 145H110V146H109ZM121 145H118V146H121ZM149 145L147 144V145H144V146H149ZM168 145H171L172 147L170 148V146H168ZM175 145H176V146H175ZM185 145H186V144H185ZM188 145H189V144H188ZM188 145H187V146H188ZM197 145H195V146H197ZM213 145H214V144H213ZM234 145H235V146H234ZM236 145H237V146H236ZM14 146H16V147H14ZM22 146H21V147H22ZM47 146H48V145H46V147H45V146H43V147H41V148L39 147L40 149H36V151H39V150L42 149L41 152H42V151L45 152V150H43V149H46ZM100 146H101V147H100ZM125 146H126V145H125ZM133 146H135V145H133ZM155 146H156V147H155ZM167 146H168L169 148H168ZM173 146L176 147V148H177L178 150H180L181 152H180V151H177V149H175ZM199 146H200V147H199ZM4 147H5V148H4ZM17 147H18V149L21 150V151H18V149H16ZM44 147H45V148H44ZM65 147H66V148H65ZM70 147H69V148H70ZM84 147H85V148H84ZM99 147H100V148H99ZM123 147H124V146H123ZM138 147H139V146H138ZM140 147H143V146H140ZM158 147H159V146H158ZM158 147H157V148H158ZM206 147H207V146H206ZM221 147H222V146H221ZM235 147H236V148H235ZM60 148L62 149L61 151H60ZM63 148H65V149H63ZM94 148H95V150H96L97 148H99V150L102 149V151H100V152H99L98 149H97L98 152L96 151L97 154H98V153H101V154L96 155ZM125 148H126V147H125ZM128 148H129V147H128ZM131 148H132V147H131ZM157 148H156V149H157ZM172 148L175 149V150H171ZM195 148H197V147H193V149H195ZM209 148H206L207 150H205V151H207V153L209 152V151H208ZM3 149H4L5 151H2ZM35 149L32 151L33 153H34ZM67 149H68V150H67ZM90 149H91V150H90ZM156 149H155V152H156V153L152 151L153 154H154V153H155V154L159 153V152H157L158 149H157V150H156ZM159 149H160V147H159ZM165 149H166L167 152L165 151ZM29 150H30V151H29ZM63 150H64V151H63ZM76 150H78V152H76ZM88 150H90V151H88ZM92 150H94V152H92ZM141 150H143V149H141ZM46 151H47V150H46ZM69 151H68L69 156H71V154H70ZM86 151H87V152H90V153H87ZM158 151H160V150H158ZM171 151H173V154H172ZM185 151H184V153H182V154H185ZM223 151H224V149H223ZM9 152H8V153H9ZM32 152H31V154L33 155ZM61 152H62V153L66 152V153L64 154L65 156H64V155L61 156V155H60V154H62ZM75 152H76V153H75ZM169 152H171V153H169ZM186 152H188V150H187ZM189 152H188V154H189ZM194 152H196L198 155H196V153H194ZM229 152L226 150L224 153L229 154ZM1 153H0V154H1ZM8 153H6V154H5V153H2V155L4 154V155H3V158H2L3 161H4V158H5L6 161L9 160L10 156H13V157L18 158L17 153H16V156H15V155H11V153H9V154H10V155H9ZM35 153H37V152H35ZM38 153H40V152H38ZM79 153L77 154V156L79 155ZM166 153H168V154H166ZM177 153H176L174 156L177 157V156H178ZM179 153H178V154H179ZM27 154H28V156L30 157V159H29V157L26 158V155H27ZM94 154H95V155H94ZM155 154H154V156H155ZM159 154H160V153H159ZM159 154H158V155H159ZM182 154H181V155H182ZM186 154H187V153H186ZM186 154H185V155H186ZM188 154H187V155H188ZM234 154H235V155H234ZM238 154H239V155H238ZM5 155H9V158H8V157L6 158ZM89 155H91V156H89ZM151 155H152V154H151ZM151 155H148V159H146V160H149V161H150L152 158H154V159L157 158V155H156V157H154L153 155L151 156ZM162 155L160 154V155L158 156L157 159L159 160L160 158H162V157H163ZM187 155H186V156H187ZM190 155H189V156H190ZM206 155L208 156V159H209V160H208L207 158H205V157H207ZM212 155H213V154H212ZM233 155H234V157H232ZM63 156L66 157V158H62ZM69 156H68V160H67L68 162H70V159H69L70 157H69ZM150 156H151L152 158H151ZM160 156H162V157H160ZM174 156H172L173 159H174ZM179 156H180V154H179ZM179 156H178V157H179ZM186 156L183 155V157H185V158H182V157H179V158H178V157H177V161H180V162H181V161L183 160L182 163H177V161H175V162L177 163V165H176L175 162L172 161L173 159L171 158L172 160L170 159V161H172L173 164L175 163L174 166H172L173 164H172L168 159H166V158H164V157H163V159H164V160H165V159L168 160V161L166 162V163L168 164V166H169L168 168H169V169L171 168L172 170H171V169H170V170L173 172V170L177 171V170L179 169V168L177 169L178 166H179V167L182 166V167H185V168H186V166L189 167V165H191V163H194V162H195V161H194V160H195L194 158H191V160L189 161V160H188L189 158L186 157ZM199 156H200V155H199ZM213 156H214V155H213ZM1 157H2V156H0V158H1ZM13 157H11V158H13ZM22 157H21V158H22ZM57 157H58V158H57ZM60 157H61V158H60ZM74 157H75V156H74ZM74 157L71 156V161H72V159H74ZM80 157H78V158L75 157V163H76V164H74L73 162H70L69 164L73 163V165H78L79 163H81V164L84 163L85 161L80 160V159H79ZM149 157H150L151 159H149ZM159 157H160V158H159ZM176 157H175V160H176ZM238 157H241V159L239 160ZM11 158H10V159H11ZM16 158H13L14 160H13V159H12V160L16 162ZM24 158H22V159L24 160ZM76 158L79 160V161H78L79 163L76 162V161H77ZM187 158H188V159H187ZM204 158H205V159H204ZM237 158H238V159H237ZM22 159H21V160H22ZM53 159H55V158H53ZM180 159H181V160H180ZM185 159H187V160H185ZM197 159H198V157H197ZM202 159H204V161H205L204 163H203ZM206 159H207V161H206ZM0 160H1V159H0ZM12 160H11V161H12ZM158 160H157L158 164H159V163H162V164H163V165L161 164L162 167H163V166L165 167V168L163 167L165 171H163V170L161 169V172L165 175L164 172H166V171L169 170V169L167 168V164L164 163V162H163L164 160H162V159H160L161 162H159ZM166 160H165V161H166ZM184 160H185V162H184ZM192 160H193L194 162H193ZM6 161H4L5 163H3V164H6ZM11 161L9 160V161L7 162V165H8V164L11 165ZM25 161H24V164H25ZM55 161H57V160H55ZM65 161H66V160H65ZM67 161H66V163H68ZM73 161H74V160H73ZM80 161H81V162H80ZM152 161L155 162L156 159H155V161H154V160H152ZM152 161H150V162H152ZM191 161H192V162H191ZM196 161L199 162V160H196ZM0 162H1V161H0ZM19 162H23V161H20V159H19V160L17 161V163H14V162H12V163H14V164L17 165V164H20ZM31 162H32V161H31ZM96 162H99V163H96ZM157 162H156V163H157ZM169 162L171 163V167H170V165H169ZM28 163H30V162H28ZM61 163H62V162H61ZM63 163H65V162H63ZM77 163H78V164H77ZM85 163H86V162H85ZM85 163H84V167H85V168H86V167H89V166H86V165H89V164L87 163V164L85 165ZM93 163H96V164H93ZM156 163H155V164H156ZM199 163H200V162H199ZM199 163H198L197 165H199ZM242 163H243V164H242ZM1 164H2V163H0V169H1V166L3 165V164H2V165H1ZM14 164H13V165H14ZM31 164H32V163H31ZM97 164L100 165V166H98ZM164 164H166V165H164ZM210 164H211V165H210ZM13 165H11V166H13ZM73 165H72V166H73ZM82 165H83V164H82ZM94 165H95V166L97 165V167H96V168H93V167H95ZM156 165H157V164H156ZM161 165L159 164L157 167L162 168V167H160ZM63 166H65V165H63ZM68 166H70V165H68ZM78 166H81V165L79 164ZM101 166H102V168H101ZM140 166H141V167H138V168H137L138 170H139V168H143L142 165H140ZM157 167L155 166V170L153 169V176H154V174H158L157 176L160 175L159 173L156 172V171L160 170V169H156ZM174 167H175V169H174ZM73 168H74V167H73ZM76 168H77V166H76ZM92 168H93V169H92ZM180 168H181V167H180ZM201 168H202L203 170H201ZM213 168H214V167H213ZM104 169H105V170H104ZM166 169H168V170H166ZM176 169H177V170H176ZM181 169H183V168H181ZM181 169H180V170H181ZM97 170H98V169H97ZM102 170H101V171H102ZM140 170H141L142 174H140V171H138V173L140 174V175H138V176H141V175H144V174L146 175V177H144L145 175L143 176L144 178H143L142 180H141L140 177H138V179L140 178V179H139L140 181L145 180V178H146V179L151 178L152 180H155V176L153 177V176L151 175L152 170H150V172H149V170L147 169V170H148L147 172H149V173H146V171H145L146 168H144V171H145V172L143 171V169H140ZM98 171H99V170H98ZM98 171L95 170V172L93 171V173H97ZM101 171H99V173H100ZM154 171H155V173H154ZM171 171L167 172L166 174H169ZM178 171H179V170H178ZM220 171H221V172H220ZM158 172H159V171H158ZM234 172H235V173H234ZM236 172H237V173H236ZM99 173H98V174H99ZM102 173H103V172H102ZM105 173H106V172H105ZM162 173H161V177L164 176ZM98 174H95V175L98 176L99 178L103 177V175H104V173H103L102 176H101V175L99 176ZM203 174H205V175H203ZM233 174H237V177H235L236 179L233 178V176H234ZM149 176H150V177H149ZM151 176H152V177H151ZM112 177H111V178H112ZM147 177H148V178H147ZM161 177L159 176V178H161ZM99 178H98V179H99ZM159 178L157 177V179H156L155 181H157V180L159 181ZM151 179H150V180H151ZM152 180H151V181H152ZM155 181H154V184H153L154 186H155V183H156ZM152 183H153V182H152ZM157 183H158V182H157ZM157 183H156V185H157ZM120 184H121V183H120ZM120 184L117 185L116 187H118V188L121 190V189H123L124 187L121 186ZM115 190H117V189H116V188H113V189H112V192H113V193L116 192ZM118 191H119V190H118ZM229 192H230V193H229ZM222 194H223V195H222ZM129 196H131V197H129V200L131 201L132 204L135 205L136 202H135L134 199L132 198V195H129ZM215 198H216V197H215ZM221 198H222V197H221ZM230 199H229V200H230ZM127 200H128V197H127ZM185 202H186V204H188V203L191 202V201L186 199ZM132 204H131V205H132ZM134 205H133V206H134ZM123 209H124V210H123ZM121 210H122V211H121ZM121 210H120V211H121L120 215H122V213L125 214V213H127L128 211H129V212H133V210H136V209H135V208H131V209H129V208H127V206H126L125 208L123 207ZM231 212H233V213H231ZM0 215H1V214H0ZM133 217H134V218H133ZM135 217H136V218H135ZM247 223H251L252 225H250L248 228H246L245 225H246ZM194 226H196V225L194 224ZM4 229H5V228H4ZM4 229H3V231H4ZM8 229H9V228H8ZM8 229H7V230H8ZM148 229H149V230H148ZM7 230H6L5 232H7ZM124 230H125V231H124ZM130 230H131V231H130ZM9 232H10V233H9ZM108 232H117V233H118V236H117L118 238L115 239V240H109L107 237H105V236H107ZM12 233H13V231L11 232V230H9L7 234H8V235H9V234L13 235ZM83 233H84V232H83ZM14 235L17 236V233H15ZM14 235H13V236H14ZM18 235H19V234H18ZM9 236H10V235H9ZM16 236H14V237H15V238H18V237H19V236H17V237H16ZM10 237H11V236H10ZM20 237H21V234H20ZM20 237H19L18 239H20ZM39 237H40V236H39ZM22 238H23V237H22ZM22 238H21V239H22ZM42 238H43V237H42ZM23 239H25V237H24ZM28 239H29V238H28ZM28 239H26V242H29ZM43 239H44L45 241H47V242H53V241H54V240H52L53 238H43ZM119 239H124L125 241H121V243H119V242H120ZM32 240H33V239H32ZM32 240H31L30 242L34 244V240H33V241H32ZM21 241H24V242H25V240H21ZM188 241H189V242H188ZM191 242H193V243H191ZM133 243H134V244H133ZM194 243H195V244H194ZM52 244H53V243H49V244H46V246H47V247H51V246H53ZM40 245L42 246V245H44V244H40ZM44 247H45V246H44ZM47 247H46V249H47ZM77 249H78V250H77ZM237 249H240V248H237ZM196 250H198L199 252L196 253ZM65 251H63V252H65ZM238 251H239L242 255H244L245 252H247V249H240V250H238ZM105 252H108V254H107V253L104 254ZM116 252H117V251H116ZM116 252L113 253V256H112V255H111V256H112L113 258L118 259V260H123V259H127V257H130V256H128L129 253H128L127 255L124 253V254L127 256V257L125 258L123 254L119 253V252H120L119 250H118L117 253H116ZM66 253H67V252H66ZM68 253H69L70 255H73V253H71V252H68ZM75 253H74V255H76V256H77V254H81V253H77V254H75ZM118 253H119L120 255L117 256ZM86 254L83 255V256H82V254L80 255V256H82V259H81L79 256H77V257H79L80 260H83V257L86 256V258H84V260H87V261H85V262H88V263H89V262H91V261H88V260H90V259H88L89 257L87 258V255H86ZM98 254H97V256H95V257H97V258H95V257L92 256L93 258H91V260L94 259V258H95V260H93V261H96V259H97V260L100 259L101 256L98 255ZM130 254H131V256H136V255H137V254L134 255L133 253H130ZM132 254H133V255H132ZM147 255H148V254H147ZM147 255H146V256H147ZM91 256H90V257H91ZM98 256H100V257H98ZM103 256H102V258H105V257H103ZM108 256L111 257L110 255H108ZM146 256H145V257H146ZM123 257H124V258H123ZM244 257H245V256H244ZM246 257H247V256H246ZM122 258H123V259H122ZM131 258H133V257H131ZM165 258H166V260H167V259H170L167 255L165 256ZM106 259H107V258H106ZM141 259H142V258H141ZM93 261H92V262H93ZM225 263H226V262H225ZM242 264H247V258H244Z\"/></svg>", "mask_w": 264, "mask_h": 264}, {"label": "water", "instance_id": "obj_3", "mask_svg": "<svg viewBox=\"0 0 264 264\" xmlns=\"http://www.w3.org/2000/svg\"><path fill=\"white\" fill-rule=\"evenodd\" d=\"M152 0H147L146 1V5H145V11L146 12H148V11H150V16H152V20L155 22V23H157L158 25H160L161 24V16H160V14H164V16H166L167 18H171V14L170 15H167L168 14V12H169V7L167 6H158L157 7V11H151L152 9H150V7H149V5L151 6L152 5V2H151ZM159 2H162V1H164V0H158ZM179 2H180V4H183V5H185V6H187V8L186 9H188V7H190L192 4H194L193 2H192V0H179ZM152 14V15H151ZM173 14H176V13H173ZM159 21V22H158Z\"/></svg>", "mask_w": 264, "mask_h": 264}]
</instances>
